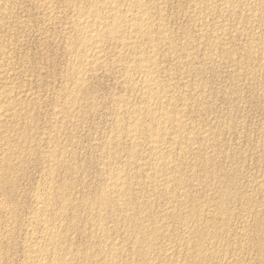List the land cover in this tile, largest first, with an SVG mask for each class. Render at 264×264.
<instances>
[{"label": "rangeland", "instance_id": "obj_1", "mask_svg": "<svg viewBox=\"0 0 264 264\" xmlns=\"http://www.w3.org/2000/svg\"><path fill=\"white\" fill-rule=\"evenodd\" d=\"M12 1H13V5L11 4L12 3ZM14 1H16V2H14ZM18 0H10V1H8L7 3H9L10 2V4L12 5H10L11 7H12V9H11V7H9V5H7L8 7H7V11H9V12H7L6 11V15L4 14V15H2L3 16V18H2V16L0 17V20H1V18H2V21L4 22H0V46L1 45H3L5 42V44H4V46H1L0 47V59L1 58H3L4 56H7V57H4L3 59H1L0 61V66H1V68L0 69H2V67L6 64V61L4 62V60L6 59L7 61H9V62H7V67H6V65L3 67L4 69L3 70H6V71H8V73L6 72V75H8V76H6V75H2L3 77H1V84L4 82V83H7L8 82V84L10 85V87L11 86H15L14 88L13 87H11V88H13L12 89V95H14V98H15V96H16V100H17V98H18V100H17V102L15 103V99L14 98H12L13 96L12 95H10V101H9V99H7L6 101H9L11 104L13 103V107H11V108H16V104H17V106L20 108H16V109H14V110H16V112H17V110H18V113H16L15 111H13V109H11L10 111L12 112L11 114H10V111H7L6 112V115L4 116V117H2V118H5V119H3L2 120V118L0 119V132L3 134V135H1L0 134V136H2V137H0L1 139H0V151L2 152V150H3V152L5 153V154H7L9 151L11 152H9L10 153V155H11V157L10 158H12V157H14L15 155H16V151H18V152H22V150H24V148H25V150L24 151H27L28 150V152H22V153H19V154H17L18 155V158L20 159V157H25V158H27V159H29V160H32V161H30V163L32 162L33 164H30L29 163V160H25V158L22 160V159H20L21 161H22V164L23 165H25L27 162V167H29V168H27L26 169V167H25V169H24V166L23 167H21L22 166V164H21V161H19V159L18 158H15V157H17V155L14 157V158H12V159H10V161L11 162H15V164L14 163H11L10 162V164L11 165H9V167H8V169L11 171H9L8 169H7V167L6 166H4V165H1L0 164V174H2V175H0V176H4V178H8L7 180L6 179H4L3 178V182L2 181H0V183L2 182L3 184H7V185H9V186H6V185H3L2 183V185H0V188H1V186H4L3 187V190L1 191V189H0V199L3 197V196H5V195H10L9 193H11V190L14 192H12L11 193V195H10V197H9V199H7L8 198V196H5V197H7V198H5L4 197V200L3 199H1L0 200V209L1 210H4L3 212L2 211H0V213H4L3 215L2 214H0V219H1V217H3L1 220H0V225H1V231H2V233H1V235H0V246L2 247H0V255L2 256V257H0L1 259H0V262L1 261H3L4 259V263L2 262V263H0V264H9V263H7L6 262V260L7 261H9L10 262V264H25V263H27V262H25V261H28L29 260V257L27 256V254L25 253V251H23L24 250V248L23 247H25L26 245H29L32 241H30V240H34V238H35V236H36V234L37 235H39L41 232V227L40 226H37V224H36V222H37V219H34V218H36L37 217V215L39 216L38 218L39 219H44L46 216V218H49L51 221H50V223H51V225H53V221L54 222H56V224L58 223V222H60V220L62 219V220H64V222L63 223H58V224H60V225H62V227L63 228H61V226L60 225H58V227L60 228V229H58V227H57V225L54 223V225H56V228L58 229V231H60L61 229V231L60 232H62L63 230H64V237H65V239L63 240V246L65 247V248H68V250H72V251H68L69 253H70V256H72V259H74V255L75 254H77V252L80 250H82L81 252L82 253H86V254H90L91 252V254H90V256H92L93 254L95 255L96 253H97V251L100 249V245H97L96 246V242L98 243L99 241H98V238H99V235H101V233L99 232H97V230H94L92 227H91V224H92V222L94 221V218H95V215H96V213H93L92 211H88V209H89V204H88V202L86 201V199L87 198H89V196H91V198H89V199H93L94 197V195H96L97 194V192H98V190L97 189H99L100 190V188H102L104 185H101L102 187H100V186H97V185H99V184H97V183H101L102 181H104L103 183L105 184V183H107V181H106V173H108V165H109V167H110V169H112V171L115 169V171L117 170V169H122L123 170V174L125 173V177H126V179H130L129 180V182H128V180H127V182H128V184L129 183H131L129 186L131 187H129L128 186V192H126L125 194H124V199H125V205L126 206H122V208H121V206L120 205H118L117 203H116V205L117 206H120V207H116V205L114 204V206L117 208V209H120V211L121 212H123L122 210H124V213H122L121 214V212H119V210H116V208L115 207H111L110 209H108L106 212L108 213V215L110 214V216L111 215H113V216H111L112 218H114V219H110L109 221H107V224H106V226L109 224V226L107 227V228H109V229H107V230H109L108 232L110 233L109 235H108V244L110 243V242H113V238H114V241L116 242V240H117V242L116 243H114L115 244V246L117 247V249L119 250L118 252H120L121 253V255L120 256H122V257H120V258H122L123 259V261H122V259H120L121 261V264H123V262H125V264H127L129 261H130V258H131V260L133 259V260H135V261H130L128 264H146V262L148 263V261L149 260H151V262L149 261V263L148 264H163V263H165V264H170V263H172V261L174 262V263H180V264H183V262H187L186 264H188L189 262L191 263V264H197V262H198V264H203L202 262H201V260H204L203 262H204V264H221V261H223V263L222 264H224L225 263V260H226V263L228 264H242V262L243 263H245V264H254V263H256V264H260V263H262L263 264V261H264V246H262V248H260L261 249V252L258 250V247H259V245L258 244H263L264 245V218H263V216H264V146H262V145H264V134L262 133V132H264V98L262 99V97H264V85H262V83L264 84V80L262 79V78H264V69H263V67H264V43H262V42H264V39H262V38H264V2H263V0H262V3H263V5L261 4V0H259V1H256V0H254L255 2H260V3H258V4H256L253 0H236L237 2H235V0H234V2H232V0H221V1H219V0H212V2H214V7L213 6H211V3L212 2H210L211 0H206V2L207 3H205L206 5H204V4H202L201 2H205V0H165V1H167L166 3L169 5L170 4V7L168 6V5H166V3H165V5H164V14H165V17H166V21H165V23H166V27L168 26V30L170 31V35H171V37L172 38H176V39H173L174 41H175V44H176V48H175V52H171V51H169V49L168 48H165V47H163V48H161V51H160V53L162 54H160V56L158 57V61H160L161 62V64H160V62H159V67H158V71L159 72H157L156 73V75H157V78H161L160 80L161 81H163V83L164 84H167L168 82L169 83H171L172 84V80H173V84L175 85V83H176V86L174 87V85L172 84H170L171 86H173V88H174V90H176L175 92H173V94L175 93V95H176V97H175V95H174V97L177 99V101H176V103H177V105L179 106L180 105V103H181V101H182V104L180 105V106H182V107H180L181 109H182V116H183V119L185 120L186 119V122L184 121V127H183V130H182V133L184 134V132H186V130L189 132H187V133H185V134H187L186 136H188L189 135V137H190V140H188L187 138H186V136L185 135H183V137H184V140L183 139H181V143H178V145L176 144V145H174V148H173V146H172V148L173 149H171L170 148V150L169 149H165V152H167L170 156L169 157H172L171 158V160H173V162L175 163H173V165L174 166H176V167H178V169L177 168H175V170H173L174 172L173 173H177V175H175V178L174 179H172L173 178V176H174V174H173V176H172V171L171 170H169L168 171V169H162L161 170V179H160V181L162 182L163 180H165V182H166V184H164L165 186H163V185H160V182H159V180H158V183L156 184H154V185H152L150 182H148L147 180H142V179H146V174H147V172L149 171L150 173L152 172L151 170H149V169H147L148 168V166L146 167V165H144V164H147V163H150V162H148V161H150V157H148L149 156V151H148V146H145V145H143L142 146V144H141V142L143 143V141H142V139H140L141 140V142H140V147H137L136 149H134V150H132V149H130V147L129 146H131L130 144H128V143H130V140L129 139H127V136L125 135V133H123V132H125L126 130L124 129L126 126H127V122H125V121H121V123L119 124V125H122L123 123H126L125 124V126L124 125H122V126H119V128L118 129H121V130H119V132H118V130H114L115 128H116V125H117V123H113V129L110 127V125H112V121L113 120H115V121H113V122H117V117H118V113H119V115H122V120H127L128 121V118H129V112H127V113H125V111H123V113L121 114V112L122 111H120V110H118L117 108L118 107H116L115 108V106H119L120 105V103H119V101H118V99L120 100V97H121V99H131V101L130 100H128V103H130L131 102V104H139V101H141L139 98H140V95H139V92H138V94L136 95V98H135V94L137 93V90H136V92H132L130 89H128V88H126L125 89V87H128L127 85L128 84H126V82H125V80H124V77H122V75H121V64L119 63V65H118V63L116 62L115 63V60H114V54H113V52H112V54H111V51H110V53H108V51L109 50H106V52H105V57H104V59H103V61H104V65H105V63H106V65L105 66H103V65H97L96 67H94V71L93 70H91V71H88L87 73H84V75H85V83L87 84V82H88V84H87V86H86V84L85 85H83V89L84 90H86L85 92H84V90L83 89H81L78 93H77V96H78V98H81L83 95L84 96H86L88 93H89V99H85V98H88V95H87V97H85V98H81V102H82V100H83V102L81 103L80 101H78V98H77V96H76V104H74L73 106H68L67 108H66V106L67 105H63V108L66 110V111H64V109L62 108V103L64 104L65 103V100H64V98H66L65 96H67V87H73L74 85L73 84H71V83H69V86H67L68 85V82L69 81H71L72 82V78H71V75L73 74V72H72V67H71V65L69 66V65H65V63L68 61V62H70L71 64H72V62H73V55H72V58H71V54L69 53V51H67L68 49V43H69V41L68 40H70L71 38L70 37H73L72 36V34L74 33V32H72V23L70 24V22H72V17H73V11H71L72 10V7H70V6H68V5H66L67 4V2L69 1V0H66V2L64 1V0H54V1H50V3H49V5H47L46 7L45 6H43V5H41L40 3H38V2H40L39 0H34V2H33V0H27V2H26V0H25V2L27 3H25V2H22V0H20V1H18V2H21L20 4L17 2ZM24 1V0H23ZM31 1V2H30ZM36 1H38V2H36ZM62 1V2H61ZM75 1V2H74ZM174 1V2H173ZM249 1H250V3H249ZM28 2L30 3V4H32V5H29L28 4ZM36 2V4H34V5H37V3H38V6H34L33 5V3H35ZM71 2H73V3H77L78 4V2H82V0H70L68 3H71ZM170 2V3H169ZM182 2H183V4H182ZM190 2V3H189ZM210 3V5H209V3ZM229 2H231V3H233V5L231 4V3H229ZM241 2H243V4H241ZM246 2H248V5H244ZM252 2V3H251ZM14 3H17V4H14ZM23 3H25V5L23 4ZM61 3V4H60ZM64 3H65V5H64ZM176 3V4H175ZM188 3V4H187ZM202 5V7L204 6V9L202 8V10H200L201 8V5ZM216 3V4H215ZM52 4H53V8H55V12H56V14L60 17H58L55 13H54V9H52ZM63 4V5H62ZM72 4V3H71ZM173 4H175V5H177V6H173ZM179 4V5H178ZM194 4V5H193ZM196 4H198V5H196ZM229 4H230V6H231V8H233V9H235V10H233L234 12L232 13V10H231V8H229L230 6H229ZM234 4H236V6L234 5ZM240 4H241V6H240ZM247 4V3H246ZM256 4V5H255ZM16 5V6H15ZM21 5V6H20ZM58 6V5H60L58 8H60V9H57V7H54V6ZM172 5V6H171ZM187 5V6H186ZM212 5H213V3H212ZM218 5V6H217ZM228 7H227V6ZM250 5V6H249ZM252 5V6H251ZM257 5H261V6H259L258 8H257ZM34 6V7H33ZM50 6H51V9H50ZM67 6V7H66ZM215 6H216V8H215ZM244 6V7H243ZM256 6V7H255ZM14 7V8H13ZM18 7V8H17ZM24 7V8H23ZM28 7V8H27ZM31 7V8H30ZM38 7V8H37ZM43 7V8H42ZM63 7V8H62ZM66 7V8H65ZM71 8V9H69V8ZM165 7H167V8H171L170 10H168V9H166ZM176 7V9H174V8ZM181 7H183L184 9H182ZM189 7H191V8H189ZM217 7H218V9H217ZM228 8L229 10H226V11H229V12H227V13H225L226 11H225V9L226 8ZM235 7V8H234ZM239 7H243L242 9L240 8L239 10H238V8ZM248 8V9H250V10H248V9H245L244 10V8ZM253 7H255V9L253 8ZM15 8H16V10H15ZM24 10H23V9ZM33 8V9H32ZM42 8V10H40V9ZM47 8H49V10L50 11H52L54 14H55V17L54 18H57L58 17V20L59 19H63V21H65V22H63L62 20L61 21H58V22H56V20L54 21L53 19V21L52 20H48L49 21V23L51 24H49L48 23V21H47V19L45 20L44 19V15H42V14H45L44 13V11L45 12H47V11H49ZM185 8H186V11H185ZM187 8H189V9H187ZM198 10H196V9ZM206 8V9H205ZM211 8V9H210ZM214 8V9H213ZM237 8V9H236ZM9 9V10H8ZM19 9V10H18ZM20 9H21V11H20ZM28 9V10H27ZM36 11H35V10ZM47 9V10H46ZM67 9V10H66ZM179 9L182 11L183 10V12L186 14V16H185V14H183V12H181V11H179ZM194 9V11H193V13L191 14V12H192V10ZM208 9V10H207ZM224 11H223V10ZM260 11H259V10ZM17 10L19 11V12H17ZM23 10V11H22ZM33 10H34V12H33ZM62 10V11H61ZM63 10H64V12H63ZM166 10H168V11H170L169 13H167L166 12ZM176 10V11H175ZM196 10V11H195ZM206 10V11H205ZM217 10V11H216ZM223 12H222V11ZM252 10V11H251ZM255 10V11H254ZM14 11H16V12H14ZM40 11H42V12H40ZM66 11H68V12H66ZM69 11H71V15L69 14ZM188 11V12H187ZM190 11V12H189ZM201 11V12H200ZM209 12V14H208V12ZM212 11V12H211ZM221 11V12H220ZM237 11H239V12H237ZM245 13H244V12ZM13 12V13H12ZM24 14V15H22V13ZM29 13V14H27V13ZM32 12V13H31ZM36 12V17H35V15H33L34 13ZM181 12V13H180ZM196 12V13H195ZM198 12V13H197ZM204 12H206V13H204ZM238 14H237V13ZM242 12H243V14H245V15H243L242 14ZM251 12H254L255 13V15H254V13H252L251 14ZM261 12V13H260ZM263 12V13H262ZM11 13H12V15L13 16H9V15H11ZM16 13V14H15ZM171 13V14H170ZM179 13V14H178ZM201 13H202V15L203 14H205V18H204V15L202 16L201 15ZM221 14V15H219V14ZM224 15H223V14ZM257 13V14H256ZM18 14V15H17ZM20 14V15H19ZM41 14V15H40ZM63 14V15H62ZM178 14V17L176 16ZM181 14V15H180ZM187 14H188V18H187ZM210 14H212V15H210ZM215 14V16L213 17V15ZM235 14V15H234ZM239 14H241V15H239ZM249 14L251 15L250 17H249ZM16 15V16H15ZM40 16V18H39V16ZM68 15H70V17L71 18H69L68 17ZM170 15H173L171 18L169 17ZM195 16L196 15V17H194V18H192L193 16ZM200 15V16H199ZM207 15V16H206ZM229 15H230V17H229ZM261 16L260 18H259V16ZM7 16H9L8 18H7ZM20 16V19L18 18ZM24 16V17H23ZM63 16V17H62ZM176 16V17H175ZM183 16V17H182ZM217 16V17H216ZM227 16H228V18H227ZM241 16V17H240ZM255 16V17H254ZM12 17H14L15 18V20H13L14 18H12ZM28 17V18H27ZM66 17H68L67 19H65ZM169 17V18H168ZM176 18V19H173V18ZM181 17H182V19H181ZM198 17V18H197ZM210 17V18H209ZM219 17H221V18H219ZM225 17V18H224ZM246 17H248L249 19L251 18H253L254 20L256 19V17L258 18V19H256V21L254 22V20L252 21V20H249L248 18H246ZM42 19L43 18V20H35V19ZM168 18V19H167ZM200 18H204V22L202 23V25L200 24V22H198L199 21V19ZM207 18V20H205ZM213 18V19H212ZM225 19V21L223 20V19ZM232 18V19H231ZM238 18V19H237ZM246 19V20H244V19ZM262 18V19H261ZM10 19H12V21H10L11 22V25H10V22L8 23V21L7 20H10ZM24 19H26V21H25V24H24ZM173 19V20H172ZM189 19V20H188ZM194 19V23L192 22V20ZM197 19V20H196ZM212 20V21H209V20ZM218 19H219V21H218ZM222 19V20H221ZM227 19H228V21H227ZM242 19V20H241ZM259 19H261V20H259ZM18 20H20L21 22L20 23H18ZM29 20H31V21H29ZM71 20V21H70ZM198 22H196V21ZM215 20H217V22L215 21ZM230 20V21H229ZM244 20V21H243ZM33 21V22H32ZM44 21V22H43ZM170 21H172V23L170 22ZM177 21V22H176ZM211 23V24H213L212 26H211V24L209 23V22ZM227 21V22H226ZM240 23H239V22ZM248 21V22H247ZM250 21H252V22H250ZM38 22V23H37ZM41 22V23H40ZM47 22V23H46ZM69 22V23H68ZM191 22L193 23V25L194 26H192V24H191ZM214 22H216V24L214 23ZM226 22V23H225ZM242 22V23H241ZM254 22V23H253ZM257 22V24H255ZM259 22H262L263 24H261V23H259ZM13 23V24H12ZM18 23V24H17ZM30 23V24H29ZM35 23H37L36 25H35ZM59 23H60V25H59ZM66 23V24H65ZM169 23V24H168ZM190 23V24H189ZM218 23V24H217ZM219 23H220V25H219ZM221 23H225L224 25L223 24H221ZM236 25H235V24ZM5 24H6V26H9V27H6L5 26ZM8 24V25H7ZM16 24V25H15ZM33 24V26H31ZM42 24V25H41ZM45 24V25H44ZM49 24V25H48ZM52 24H54V25H52ZM57 24V25H56ZM68 24L70 25V26H68ZM171 24V25H170ZM188 26H187V25ZM197 24H198V26H197ZM203 24H207V26H205V25H203ZM226 24L228 25V26H226ZM14 25V26H13ZM20 25H22L23 26V28H21L22 26H20ZM24 25H25V27H26V29L24 28ZM40 25V26H39ZM44 25V26H43ZM47 25V26H46ZM62 25H64V27L62 26ZM223 25V26H222ZM232 25L233 26H236V27H233L232 28ZM238 25H239V29H238ZM16 26H20V27H18V28H16ZM39 26V27H38ZM42 26V27H41ZM48 28H50V30H51V32L47 29L46 30V27ZM54 26H55V31L56 30H60V31H56V33L54 32ZM57 26V27H56ZM60 26H62V27H60ZM66 26V27H65ZM178 26V27H177ZM183 26V27H182ZM196 26V27H195ZM240 26H242V27H240ZM248 26V27H247ZM3 27V28H2ZM6 27V28H5ZM12 27V28H11ZM15 29H14V28ZM69 27L72 29H69ZM173 27V28H172ZM181 27L184 29H181ZM185 27V28H184ZM191 27V28H190ZM195 29V31H194V29ZM199 27V28H198ZM201 27H203V28H201ZM205 27V28H204ZM224 27V28H223ZM259 27V28H258ZM10 28H11V30H10ZM45 28V29H44ZM60 28V29H59ZM68 28V29H67ZM190 28V29H189ZM207 28V29H206ZM211 28H212V31L214 32H212L211 31ZM235 28V29H234ZM241 28V29H240ZM4 29H5V31L6 32H4ZM8 29V30H7ZM18 29V30H17ZM21 29V30H20ZM30 29V30H29ZM42 29H44V30H42ZM62 29H63V31L64 30H66V31H68V32H63L62 31ZM172 29V30H171ZM176 29H177V31H176ZM181 31H180V30ZM193 29V30H192ZM199 31H198V30ZM203 29V30H202ZM217 29H219V30H217ZM227 31H226V30ZM230 29H232V30H230ZM238 29V30H237ZM245 29V30H244ZM253 29V30H252ZM256 31H255V30ZM16 31V33H14L15 31ZM69 30H71L70 31V33H69ZM189 30H191V31H189ZM204 30H207L206 31V35L208 36V38H210V39H208L207 38V36L206 35H204L205 34V32H204ZM208 30H210V31H208ZM225 30V31H224ZM228 30H230L229 31V33H228ZM235 30H236V33H235ZM240 30V31H239ZM243 30H244V32H243ZM248 30V31H247ZM259 32H258V31ZM11 31V32H10ZM22 31V32H21ZM25 31V32H24ZM29 31V32H28ZM37 31V32H36ZM45 31H46V33L48 34H46L45 33ZM52 31H53V33H52ZM182 31H184V33L182 32ZM189 31V32H188ZM223 31V32H222ZM261 31V32H260ZM7 32H10V33H7ZM21 32V33H20ZM34 32V33H33ZM43 32V33H42ZM48 32H50V33H48ZM72 32V33H71ZM176 32V33H175ZM183 34H181V33ZM188 32V33H187ZM190 32H192V33H190ZM204 32V33H203ZM215 32H217V33H215ZM243 32V33H242ZM1 33H3V34H1ZM13 33V34H12ZM51 33H52V35H51ZM57 33L60 35V37L59 36H57ZM65 36V37H63V35ZM173 33V34H172ZM185 33H187V34H185ZM194 33H195V35H194ZM200 33V34H199ZM226 35H225V34ZM238 33V34H237ZM248 33V34H247ZM8 34V35H7ZM17 34V35H16ZM41 36H40V35ZM56 34V35H55ZM71 34V35H70ZM180 34H181V38H180ZM211 34V35H210ZM218 35L219 36V38L218 39H215L214 38V36H212V35ZM235 34V35H234ZM242 34V35H241ZM253 34V35H252ZM259 34V35H258ZM9 35H11V36H9ZM14 35H16V38H14L13 37V39L14 40H12V36H14ZM44 35V36H43ZM192 36V38H191V36ZM194 35V36H193ZM202 35V36H201ZM204 35V36H203ZM237 35H239V36H237ZM248 35V36H247ZM4 36H5V38H4ZM47 36V37H46ZM70 36V37H69ZM198 36H199V38H198ZM206 36V37H205ZM229 36V37H228ZM249 36H251L252 38H254V39H252L251 37H249ZM255 36V37H254ZM257 36V37H256ZM260 38H259V37ZM262 36V37H261ZM11 39H10V38ZM20 37H21V39H20ZM42 37V38H41ZM50 37V38H49ZM55 37V38H54ZM59 37V38H58ZM190 37V38H189ZM203 37V39H201V38ZM4 38V39H3ZM179 38V39H178ZM183 38V39H182ZM199 39V41H198V39ZM205 38H206V40H205ZM222 40H221V39ZM231 38H233V39H231ZM251 38V39H250ZM256 38H257V40H256ZM3 39V40H2ZM6 39V40H5ZM64 39H65V41H64ZM192 39V40H191ZM225 39H226V42H225ZM4 40H5V42H4ZM8 40V41H7ZM22 40V41H21ZM48 40V41H47ZM180 40V41H179ZM186 40H187V42H186ZM194 40V41H193ZM197 42H199V44L200 45H198V43H196V41ZM200 40H201V43L203 44L204 43V45H202L201 43H200ZM208 40H209V42H208ZM210 40H212V41H210ZM220 40V41H219ZM251 40V41H250ZM256 40V41H255ZM2 41V42H1ZM10 41L11 42H15L14 44L16 45H14L13 43H10ZM63 41H64V43H63ZM182 41V42H181ZM183 41H185L186 43H188L189 44V46H187L186 48L184 47L185 45H188V44H186V43H184ZM203 41V42H202ZM207 41V42H206ZM224 42L225 44H223L222 42ZM227 41H229V42H227ZM231 41H233V42H231ZM65 42H68V43H65ZM178 43V45H177V43ZM190 42H191V44H190ZM193 42L195 43V46H194V44H193ZM236 44H235V43ZM11 45L12 44V46L10 47L9 46V44ZM180 43V44H179ZM181 43H182V46H181ZM184 43V44H183ZM212 43V44H211ZM228 43H234V44H232V45H229ZM239 43V44H238ZM259 43H261L260 45L262 46H260L259 45ZM56 44V45H55ZM66 44V47H64V45ZM197 44V45H196ZM209 44V45H208ZM215 44H217V47L215 46ZM245 44V45H244ZM263 44V45H262ZM5 45H8V46H5ZM184 45V46H183ZM207 45V46H206ZM213 45V46H212ZM240 45H244L243 47L242 46H240ZM247 45H249V46H247ZM253 45V46H252ZM259 45V46H258ZM210 46V47H209ZM234 46H237L238 47V50H241V48H242V52L241 51H239L238 53L236 52V48L237 47H234ZM241 48H240V47ZM251 46H252V48H251ZM2 47H4V49L2 48ZM10 47V48H9ZM14 47V48H13ZM17 47V48H16ZM206 47V48H205ZM232 47H234V49L232 48ZM248 47V48H247ZM249 47H250V50H249ZM253 47H255V48H253ZM257 47V48H256ZM258 47H260V48H258ZM2 48V49H1ZM6 48H8L9 50H7ZM11 48L13 49V50H15V53H14V51L12 50V54H11ZM165 48V49H164ZM177 48H179V49H177ZM190 48V49H189ZM217 50V51H215V49ZM228 49V52H227V49ZM229 48H230V50H229ZM246 50H245V49ZM263 48V49H262ZM7 50V52L8 51H10V53L9 54H11L10 56H9V54L6 52V50ZM65 49V50H64ZM163 49H164V51H163ZM167 49V50H166ZM177 49V50H176ZM184 51H183V50ZM187 49V50H186ZM189 49V50H188ZM207 49V50H206ZM213 50V52H212V50ZM226 51H225V50ZM253 49V50H252ZM255 49V50H254ZM256 49H261V50H256ZM3 50H4V52H3ZM64 50V51H63ZM168 52V53H166V51ZM179 50H182L183 52H185L184 54V56L185 57H183V53L181 52V51H179ZM206 50V51H205ZM219 50V51H218ZM235 50V51H234ZM237 50V51H238ZM247 50H249V51H247ZM173 51V50H172ZM187 51V52H186ZM189 51H191V52H189ZM204 52L203 53V55H202V53L201 52ZM215 51V52H214ZM232 51V52H231ZM234 51V52H233ZM245 51L246 52H249V53H247V54H245L244 55V53H245ZM251 51V52H250ZM263 51V52H262ZM1 52H3V53H1ZM64 52V53H63ZM66 52H67V55H68V57H67V55H66ZM164 52L166 53V55L164 54ZM194 52V53H193ZM198 52V53H197ZM200 52V53H199ZM219 52V53H218ZM225 52H227V53H225ZM244 52V53H243ZM261 52H262V54H261ZM169 53H170V55H172V56H170L169 55ZM178 53V55H176ZM180 53V54H179ZM193 54L192 55V57H190L191 55L190 54ZM205 53H207L206 54V57H204L205 56ZM216 53V54H215ZM217 53L219 54V56H221V57H219V56H217ZM222 53H225L224 55L222 54ZM235 53V54H234ZM237 53V54H236ZM3 56H2V55ZM4 54H6V55H4ZM13 54H14V57H13ZM163 54H164V56H163ZM187 54H189V55H187ZM194 54H196V55H194ZM221 54V55H220ZM233 54H234V57L235 56H237V58H234L233 57ZM254 56H253V55ZM258 54V55H257ZM260 54V55H259ZM20 55H21V57H23V55L25 56L24 58L26 59V57H27V59L26 60H23L22 61V59H24V58H21L20 57ZM63 55V56H62ZM67 57V58H69V59H71V61L68 59V60H66L67 58H65V56ZM70 55V56H69ZM167 55H169V57L167 56ZM174 55V56H173ZM209 55V56H208ZM211 55V56H210ZM214 57H213V56ZM217 57H216V56ZM242 55H244L243 57H242ZM249 57V55H250V57L248 58L247 56ZM261 55H262V59L263 60H261L260 59V57H261ZM16 56H18V58L16 57ZM109 56V57H108ZM112 56V57H111ZM165 58L164 59V61H163V57ZM167 56V57H166ZM177 56V57H176ZM194 56V57H193ZM196 56V57H195ZM200 56V57H199ZM238 56L240 57V58H238ZM256 57L257 59L255 60L253 57ZM162 58V60H161V58ZM182 59H181V58ZM192 58V59H187L186 60V58ZM209 57V58H208ZM247 59H252V61L251 60H246L245 58ZM8 58H10V59H8ZM12 58V59H11ZM14 58V59H13ZM29 58V59H28ZM63 58V59H62ZM110 58V59H109ZM111 58L114 60H111ZM170 60H169V59ZM172 58V59H171ZM194 58H198L197 60H193ZM211 58L212 59H214V60H212L211 61ZM228 58H229V60H228ZM15 59H16V61H17V64H15L16 62H15ZM106 59L108 60V62L106 61ZM166 59H167V61L169 62H166ZM218 59H220V60H218ZM225 59V60H224ZM228 61H227V60ZM255 60V62H254V60ZM13 61V63H11L12 61ZM27 60H29V62L27 61ZM62 60V61H61ZM65 60V61H64ZM171 60H172V62L173 63H171ZM181 60H183V61H181ZM185 60V61H184ZM201 60H202V62H203V64H205V65H207V67L206 66H204L202 63H201ZM216 60V61H215ZM218 60V61H217ZM233 60V61H232ZM19 61V62H18ZM33 61V62H32ZM54 61V62H53ZM112 61V62H111ZM190 61V62H189ZM200 61V62H199ZM208 63H207V62ZM210 61H211V63H210ZM215 61V62H214ZM219 61H222L221 62V64L219 63ZM251 61V62H250ZM262 61H263V63H262ZM2 62H4V63H2ZM21 62H23V63H21ZM67 62V64H70V63H68ZM162 62L164 63L163 65V67H162ZM188 62V63H187ZM200 64H199V63ZM217 62H218V64H217ZM225 62H226V64H225ZM227 62H231V63H233V65L231 66L229 63V65L227 64ZM237 62V63H236ZM246 62V63H245ZM254 62V63H253ZM260 62V64H257V63H259ZM2 63V64H1ZM12 65H11V64ZM20 63V64H19ZM26 63V64H25ZM29 63V64H28ZM31 63H33L34 64V66L35 65H37V64H35V63H38L39 65H37V66H35L36 67V69H35V71L33 70L34 69V66H32L33 64H31ZM55 63V64H54ZM111 63L113 64L114 63V65H113V67H110V66H112L111 65ZM171 63V65H169ZM176 63V64H175ZM192 63L194 64V63H196V64H194V65H192ZM216 63V66L218 67H216V66H214V64ZM241 63H243V64H241ZM254 65H252V64ZM22 64H24L23 65V68L21 67L22 66ZM31 64V66L33 67V69H32V67L31 66H29ZM41 64V65H40ZM43 64V65H42ZM100 64H102V63H100ZM110 64V65H109ZM169 66H168V65ZM176 66H175V65ZM177 64H178V66H177ZM213 64V66H211V65ZM237 64V65H236ZM239 64H240V66H239ZM247 64H248V66H247ZM252 66V68H251V66ZM3 65V66H2ZM8 65H11V66H14L15 65V67H12V69L13 70H11L10 69V67H8ZM27 65V66H26ZM63 65H65V67L63 66ZM118 65V66H117ZM168 67H170V66H172V67H170V69L172 68H174L173 70H175V68L176 67H178L180 70H178V68H176L177 70H178V72L175 70V72L173 71V72H171L172 70H170L169 68H166L167 66ZM192 66L193 68L195 67V70H193V68L192 67H190V66ZM197 65H202V66H197ZM223 65V66H222ZM244 65V66H243ZM246 65V66H245ZM262 67H261V66ZM25 66H26V69H25ZM39 66V67H38ZM107 66H109V67H107ZM118 67V69L116 68V67ZM120 66V67H119ZM174 66V67H173ZM186 66H188L187 68H185ZM229 66V67H228ZM231 66V67H230ZM235 68H234V67ZM236 66H238L239 67V69L236 67ZM243 66V67H242ZM19 69V68H21V70L19 69H17V68ZM63 67V68H62ZM66 67H68V68H66ZM98 67H99V69H98ZM106 67V68H105ZM197 67V68H196ZM203 67V68H202ZM213 67H215V68H217V69H215V68H212ZM228 67V68H227ZM246 67H247V71L245 72V70H246ZM257 67V69L258 70H260L259 72H258V70H257V73L255 72H253V71H255V68ZM29 68H31V70L32 71H30L29 70V72H28V74L27 73H25V72H27V70L29 69ZM95 68H96V70H95ZM102 68V69H101ZM104 68V69H103ZM113 68H115V69H113ZM120 68V69H119ZM161 68H163V69H165V71H162L161 70ZM182 68H183V70H182ZM211 68V69H210ZM230 68V69H229ZM244 68H245V70H244ZM262 68V69H261ZM14 69L15 70H17L18 72H20V73H17V71L15 72L14 71ZM42 69V70H41ZM43 69H44V71H43ZM107 69H110V72H112V73H108V70ZM160 69V70H159ZM169 70V71H166V70ZM197 69V70H196ZM224 69V70H223ZM228 69V70H227ZM249 69H250V72L253 74H251L250 72H249ZM251 69H253L252 71H251ZM24 70V71H23ZM41 71V72H38V71ZM63 70H65L64 72H63ZM69 70H71V71H69ZM104 70H105V73H104ZM111 70H113L115 73H113V71H111ZM119 70V71H118ZM193 70V71H192ZM236 70V71H235ZM238 70L241 72V71H243V72H241V73H239L238 72ZM9 71H10V73H9ZM12 71H14V72H12ZM37 74L36 76H35V73ZM66 71L69 73H66ZM98 71V72H97ZM103 71V72H102ZM160 71H162V72H160ZM180 71V72H179ZM183 71V72H182ZM222 71V72H221ZM0 72H2V70L0 71ZM22 72V73H21ZM65 73V74H63V73ZM91 72V73H90ZM94 72H96L97 74H95ZM120 72V73H119ZM168 73V72H170L171 74H167L168 75V77L170 78V77H175L174 79L172 78V79H170V81H169V78L166 76V73ZM176 72L178 73V74H176ZM247 73V74H245V73ZM261 72V73H260ZM12 73V74H11ZM19 74V76H20V78L21 79H23V77H24V79L22 80V81H24V85H23V82L21 83V79L19 78V76L17 77V75ZM34 73V74H33ZM60 73H62V74H60ZM71 73V74H70ZM88 73H90V75H94L95 76V78H94V76H90ZM160 73H162V74H164V77H163V75L162 74H160ZM238 73L240 74V75H238ZM250 73V74H249ZM21 74L23 75V74H25V76H22L21 77ZM59 74V75H58ZM109 74V75H108ZM111 74V75H110ZM114 74V75H113ZM116 74H120V75H116ZM173 74H176V75H174V76H172ZM187 74V75H186ZM245 74V75H244ZM249 74V75H248ZM258 74V75H257ZM260 74V75H259ZM10 75V76H9ZM38 75H39V77H38ZM69 75H70V77H69ZM84 75H83V77H84ZM90 77H89V76ZM106 75V76H105ZM160 75V76H159ZM181 75V76H180ZM190 77H189V76ZM195 75V76H194ZM235 75V76H234ZM252 75V76H251ZM254 75H256V76H254ZM18 78V79H20V80H18L16 77ZM28 78H27V77ZM31 76H33V78L34 77H37L38 78V82L37 81H35V79H37V78H32ZM48 76V77H47ZM49 76H50V78H49ZM58 76H60V77H58ZM63 76H64V78H63ZM65 76H67V77H65ZM100 76V77H99ZM102 76V77H101ZM112 76H114V77H112ZM116 76H117V78H116ZM178 76H180V79H179V77ZM185 77V80H187L188 81V79L189 80H192V82L193 83H191V81H185L183 78ZM188 76V77H187ZM199 76V77H198ZM207 76V77H206ZM236 76H240L239 78L238 77H236ZM248 76H251L250 77V79H249V77ZM257 76H258V78H257ZM260 76V77H259ZM9 77V78H8ZM13 77V79H11ZM31 78V80H30V78ZM51 77H53V78H51ZM57 77V78H56ZM70 78V80H69V78ZM89 77V78H88ZM99 77V78H98ZM119 77L121 78L122 77V79H119ZM164 79H163V78ZM186 77L188 78V79H186ZM201 77V78H200ZM233 77V78H232ZM236 77V78H235ZM246 77V78H245ZM255 77H256V79H255ZM16 78V79H15ZM40 78V79H39ZM60 78V79H59ZM62 78V79H61ZM67 78V79H66ZM115 78V79H114ZM192 78V79H191ZM197 78V79H196ZM237 78L239 79V80H237ZM248 78V79H247ZM253 78H254V80H253ZM3 79H6V80H3ZM11 79V80H10ZM27 79V83H28V85H32V86H28V87H26L27 86V83L25 82V80ZM42 79V80H41ZM53 79V80H52ZM63 79H65V80H63ZM86 79H87V81H86ZM91 79V81H89ZM117 79V80H116ZM158 79V80H159ZM163 79V80H162ZM166 79H167V81H166ZM195 79V81L197 82V84H198V82H202V84H201V86H200V84H199V86L196 84V82H194L193 80ZM233 79V80H232ZM251 79L253 80L252 82H254L255 80V82L254 83H256L255 84V86H254V83H252L251 82ZM258 79H262L263 81L261 82L260 80H258ZM3 80V81H2ZM14 80L16 81V80H18V83L20 84H18V83H16V82H14ZM119 80V81H118ZM176 80H178L177 82H176ZM179 80H181V82H179ZM183 80V81H182ZM235 80H236V82H235ZM250 80V82H248ZM11 81H13L12 83H11ZM29 81H31V82H33V83H31V82H29ZM35 81V82H34ZM42 81V82H41ZM68 81V82H67ZM113 81V82H112ZM123 83H122V82ZM215 81V82H214ZM234 81V82H233ZM247 81V82H246ZM258 81V82H257ZM37 82V83H36ZM62 82H67L66 84L64 83H62ZM93 82V83H92ZM119 82V83H118ZM166 82V83H165ZM239 82V83H238ZM260 82V83H259ZM15 83V84H14ZM30 83V84H29ZM37 85H36V84ZM41 83V84H40ZM113 83H115V84H113ZM180 83H182V84H180ZM185 83V84H184ZM195 83V84H194ZM12 84V85H11ZM17 84V85H16ZM26 84V85H25ZM38 84H39V86H38ZM44 86H43V85ZM61 86H59V85ZM62 84V85H61ZM71 84V85H70ZM117 84V85H116ZM123 84H125V85H123ZM177 84H179V85H177ZM190 84H192V85H190ZM239 84V85H238ZM249 84H251V85H249ZM253 84V85H252ZM23 85V86H22ZM33 85L35 86L36 85V87H33ZM41 85V86H40ZM73 85V86H72ZM92 86V87H90L89 88V86ZM120 85H121V87H120ZM182 85H184V87H185V89L184 90H182L184 87L182 86ZM187 85V86H186ZM213 85V86H212ZM239 87H238V86ZM1 86V85H0ZM66 87V89H65V87ZM86 86V87H85ZM123 86H125L124 87V89L122 88ZM178 86H179V89H180V87H181V89L179 90L178 89ZM191 86V87H190ZM256 86H257V88H256ZM17 87V88H16ZM27 89H26V88ZM38 87V88H37ZM40 87V88H39ZM45 87V88H44ZM58 87H60V88H58ZM71 87H70V89H71ZM187 87H189L188 89H187ZM193 87V88H192ZM203 87H205V88H203ZM237 87H238V91L236 90L237 89ZM16 88V89H15ZM30 88V89H29ZM55 88V89H54ZM61 88H64L65 90H62ZM87 88V89H86ZM137 88H138V86H137ZM192 88V89H191ZM195 88H196V91H195ZM199 88H202L201 90H199ZM207 88V89H206ZM14 89L16 90V92L17 91H19V92H15L14 91ZM22 89V92L24 93H22L20 90ZM26 91H25V90ZM49 89V90H48ZM57 89V90H56ZM59 89V90H58ZM61 89V90H60ZM69 89V88H68ZM92 89V90H91ZM122 89V90H121ZM177 89L179 90L178 92H177ZM205 89V90H204ZM211 89V90H210ZM33 92H32V91ZM38 90V91H37ZM57 92H56V91ZM127 90H128V92H127ZM183 92H182V91ZM185 90H187V91H185ZM192 91L191 93L189 92V91ZM236 90V91H235ZM241 90V92L239 93V91ZM29 91V92H28ZM51 91V92H50ZM60 91V93L59 94H61L60 96H59V94H58V92ZM62 91H66V92H62ZM123 91V92H122ZM124 91L125 92H127V93H125L124 94ZM15 92V93H14ZM25 92H26V95H25ZM56 92V93H55ZM82 92H83V94H82ZM90 92H92V93H90ZM177 92V93H176ZM184 92H185V94L186 93H188L189 95H193L192 93H194V98H193V96L191 97V96H189L188 94H186V95H184ZM233 92H236V93H239V95H237L236 93H234L233 94ZM255 92V93H254ZM258 92V93H257ZM14 93V94H13ZM27 93L29 94H31V95H28L29 97H27ZM32 93H34V95L32 94ZM54 93L57 95V96H53L54 95ZM63 93V94H62ZM80 93V95H78ZM114 93V94H113ZM122 94L123 96H121L120 94ZM130 93V94H129ZM131 93H132V95H131ZM179 93V94H178ZM197 93H200V95L199 94H197ZM204 93H206V94H204ZM211 93V94H210ZM21 94V95H20ZM25 96V97H27V99L25 100V97H23V95ZM52 94V95H51ZM66 94V95H65ZM81 94H82V96H81ZM116 97L115 99L113 98V95ZM116 94H119L118 96H116ZM127 94V95H126ZM180 94H181V96H180ZM182 94H183V97H182ZM203 96H202V95ZM259 94V95H258ZM19 95V97H17ZM36 95L37 96H39V97H36ZM50 95V96H49ZM178 95V96H177ZM200 96V97H197V96ZM207 95H209V96H207ZM263 95V96H262ZM20 96H21V98H20ZM59 96V97H58ZM63 96V97H62ZM130 96H132V97H130ZM180 96V97H179ZM185 96H187V97H185ZM253 96V97H252ZM255 96V97H254ZM35 99H33V98ZM37 99H36V98ZM43 97V98H42ZM45 97V98H44ZM53 99H51V98ZM57 97H58V100L60 99V102H61V105H60V103H57L58 102V100H57ZM61 97V98H60ZM118 97V98H117ZM183 98V100H182V98ZM190 97V98H189ZM201 97H202V99H201ZM209 97V98H208ZM259 97V98H258ZM24 98V99H23ZM40 98V99H39ZM54 98H56L55 100H54ZM62 98H63V100H62ZM92 98H94V99H92ZM133 98H135V99H133ZM181 98V99H180ZM185 98V99H184ZM192 98H193V100H192ZM197 98V102H199L198 104H196V101H195V99ZM12 99H13V101H12ZM39 99V100H38ZM43 99V100H42ZM92 99V100H91ZM97 99V100H96ZM179 99V100H178ZM187 99V100H186ZM209 99V100H208ZM35 101L36 103L34 104V102L32 103L31 101ZM38 100V101H37ZM40 100L42 101V103L40 102ZM57 100V102H54V101H56ZM86 100V101H85ZM87 100H89V103H87ZM114 100V101H113ZM133 100V101H132ZM190 100V101H189ZM198 100H203L202 102L201 101H198ZM5 101V100H4ZM3 100H1L0 102V106H1V104L2 103H4L3 105H7V102L5 103ZM12 101V102H11ZM20 101H22V102H20ZM23 101H24V103H23ZM50 101H53V102H51V103H49ZM64 101V102H63ZM85 101V102H84ZM91 101H93V105H94V108H91V110H93V114L91 113V111H90V108H89V110L87 109V105L89 106V107H91V106H93V105H91ZM117 101H118V103H117ZM180 103H179V102ZM187 101H189V102H187ZM193 101V102H192ZM21 104V105H23V106H21L19 103ZM25 102H27V104L28 105H26V103ZM28 102H30V103H28ZM41 103V105H40V103ZM80 102V103H79ZM111 102H114V104H112ZM133 102V103H132ZM184 102H186L187 104H184ZM204 102V103H203ZM40 105H38V104ZM54 105H53V104ZM83 103H86V104H84L85 105V107H82V106H84V105H82ZM194 103H195V106H194ZM206 103V104H205ZM26 106H25V105ZM50 104V105H49ZM57 104H59L58 106H56ZM116 104V105H115ZM126 104V103H125ZM125 104H122L121 103V106H125ZM192 106H191V105ZM203 105L202 106V108H201V106L200 105ZM2 105V106H3ZM15 105V106H14ZM33 105V106H32ZM54 107H58V109H56V108H54ZM77 107H76V106ZM80 105H82L81 107H80ZM114 105V106H113ZM127 105V104H126ZM186 105V106H185ZM187 105H189V106H187ZM200 106L199 108H198V106ZM31 106V107H30ZM108 106V107H107ZM22 107H25V108H22ZM27 107V108H26ZM33 109V111L34 112H32V115L31 114H28V115H25L26 114V112L28 113L31 109ZM99 107V108H98ZM101 107V108H100ZM112 107V108H111ZM186 109H185V108ZM193 109H192V108ZM196 107V108H195ZM40 109V110H37V109ZM50 108V109H49ZM52 108H54L53 109V111H52ZM62 108V109H61ZM70 108L71 109H73V111L72 110H70ZM75 108H78V109H75ZM84 108H86V109H84ZM189 108V110H187ZM21 109H22V111H21ZM25 109H27V110H25ZM81 109V110H80ZM95 109V110H94ZM108 109L110 110H113L112 111V113H110V111H108ZM199 109H201V110H199ZM49 110H51V111H49ZM75 112V114H77V112H79L77 115L78 116H76L75 114H73L72 115V113L70 112ZM79 110V111H78ZM82 110H83V112H82ZM87 110V111H86ZM106 110V111H105ZM185 110V111H184ZM191 110V111H190ZM199 110V111H198ZM202 110H204V112L202 111ZM208 110V111H207ZM26 111V112H25ZM32 111V110H31ZM31 111L29 112V113H31ZM42 111H43V113H42ZM56 111H58L59 112V114H60V111L63 113H61L60 114V117H59V114H57L58 112H56ZM87 113H86V112ZM89 111H90V113H89ZM96 111V112H95ZM120 111V112H119ZM195 111V112H194ZM21 112V113H20ZM22 112H23V114H22ZM40 112H41V114H40ZM47 112H48V114H47ZM56 113V114H54V113ZM84 112H85V114L86 115H89V116H86L85 114H84ZM115 112H118V113H115ZM187 112H188V114L189 115H187ZM9 113V114H8ZM36 113H37V115H36ZM38 113H39V115H38ZM51 113V115H49ZM52 113H53V115H52ZM67 113V114H66ZM125 113V114H124ZM12 114H13V116H12ZM15 114V115H14ZM17 114V115H16ZM25 115L26 117H25V119H23V117L21 116V115ZM47 114V115H46ZM69 114L71 115V116H69ZM80 114V115H79ZM84 114V116H82ZM126 114H128V115H126ZM11 115V116H10ZM18 115H19V117L21 118H19L18 117ZM29 115H31V119L29 118L30 116ZM44 115H46V116H44ZM56 115V116H55ZM58 115V116H57ZM62 115V116H61ZM67 115V116H66ZM95 117H94V116ZM108 115H110V116H108ZM112 115V116H111ZM126 115V116H125ZM187 115V116H186ZM201 115V116H200ZM7 116H10V117H7ZM14 116H15V119H14ZM34 116H37V118H39V120L36 118V117H34ZM39 116V117H38ZM49 116H51V117H49ZM64 116V117H63ZM75 116L77 117V120H76V118H75ZM117 116V117H116ZM200 116V117H199ZM7 117V118H6ZM29 119H28V118ZM36 118V119H34V118ZM53 117V118H52ZM61 117H63V119L62 120H60L61 119ZM68 117V118H67ZM70 117L74 120H71V123H70ZM84 119H83V118ZM108 117H110V119L108 118ZM112 117V118H111ZM128 117V118H127ZM185 117V118H184ZM197 117V118H196ZM198 117H199V119H198ZM10 118V119H9ZM45 118H47V119H50V120H46ZM54 118H57V119H55L54 120ZM80 118H81V121H80ZM108 118V119H107ZM123 118H126V119H123ZM188 118H190V119H188ZM194 118H196V120L194 119ZM7 119V120H6ZM23 119V120H22ZM29 121H28V120ZM32 119H33V121H32ZM45 119V120H44ZM52 119V120H51ZM66 119H68L67 121H68V123H67V121H66ZM192 119H194V120H192ZM198 119V120H197ZM1 120H2V122H4V123H2L1 122ZM4 120H6V123H5V121ZM9 120V121H8ZM11 120V121H10ZM14 120V121H13ZM24 122V124H22L21 122L22 121ZM27 120V121H26ZM54 120V121H53ZM59 120H60V122H59ZM64 120V121H63ZM84 120V121H83ZM85 120H87V121H85ZM111 120V121H110ZM8 121V122H7ZM13 121V122H12ZM26 121V122H25ZM30 121L32 122V123H30ZM35 121H38V123H36ZM49 123H48V122ZM53 121V122H52ZM55 121H57V123L55 122ZM77 121H79L78 122V124L79 123H81V124H79V125H76L77 124ZM83 121V122H82ZM110 121V122H109ZM190 121V122H189ZM194 121V123H192ZM9 122H11L13 125H15V126H12V124L11 123H9ZM15 122H17L16 124H15ZM18 122H20L19 124L22 126L21 127V129L19 128L20 127V125L18 124ZM33 122H34V124L36 125V124H40V125H34V126H31V125H33ZM72 122H74V123H72ZM86 122V123H85ZM89 122V123H88ZM92 122V123H91ZM188 122V123H187ZM26 123H29V124H31V125H29L28 126V124H26ZM45 123V124H44ZM61 123V124H60ZM64 123V124H63ZM227 123V124H226ZM1 124H8L7 126L6 125H2V128H1ZM54 124H55V128H54ZM57 124V125H56ZM66 124H67V127H66ZM69 124V125H68ZM72 124V125H71ZM84 124H86L85 126H84ZM91 124V125H90ZM110 124V125H109ZM187 124V125H186ZM191 124V126H189ZM192 124H194V126L192 125ZM196 124H197V126H196ZM221 124V125H220ZM26 125H27V127H29V128H26ZM58 125H60V128H59V126ZM62 125H63V128L64 129H62ZM109 125V126H108ZM115 125V126H114ZM185 125L187 126V127H185ZM4 126V127H3ZM9 126V127H8ZM18 128H17V127ZM43 126V127H42ZM47 126V127H46ZM51 126V127H50ZM58 126V127H57ZM65 126V127H64ZM71 126H73V127H71ZM84 126V127H83ZM14 127V129L16 130H14V129H12V128ZM31 127H33V128H31ZM36 128V130H33V129H35ZM69 127H70V129H69ZM76 127H78V128H76ZM83 127V128H82ZM125 130H123L122 128ZM188 127H190L189 129H188ZM196 127L198 130H199V133H198V130L196 129H194V128ZM227 127V128H226ZM10 129L11 130V133H10V130H8V129ZM45 128H46V131L48 132V131H50V132H45L44 130H45ZM48 128V129H47ZM51 128H53L52 130H50ZM57 128H59V129H57ZM69 129V130H67V129ZM74 129V131H73V129ZM80 128H81V130H80ZM185 128V129H184ZM202 128V129H201ZM207 128V129H206ZM3 129L5 130H7V131H4V133H3ZM39 129V130H38ZM41 129V130H40ZM54 129H57V130H54ZM78 129V130H77ZM112 129V131H110ZM229 129V130H228ZM12 130H14V132L16 133H14ZM23 130V131H22ZM38 130V131H37ZM79 131V132H77V131ZM191 130H193V131H191ZM195 130V131H194ZM206 130V131H205ZM212 130V131H211ZM19 131V132H18ZM34 131V132H36V133H32V132ZM44 132V135H46V136H44L42 133H39V132ZM53 131H55L54 133H55V135H54V133H53ZM61 131V132H60ZM66 131H68V132H66ZM72 131H73V133H72ZM111 133H110V132ZM123 131V132H122ZM200 131H202V133L200 132ZM203 131L204 132H207L208 131V133H206L205 135H204V133H203ZM13 132V133H12ZM24 134H23V133ZM26 132V133H25ZM29 133V135L32 137V138H30V136L29 135H27L28 133ZM56 132H59L61 135H58ZM70 132H71V134H73L72 136V138H71V134H70ZM114 132H116V134L114 133ZM191 132H193L192 134H191ZM5 133H6V135H5ZM20 133H22V134H20ZM77 133V134H76ZM115 134V135H113V134ZM119 133V134H118ZM120 133H122L123 135H121ZM194 133H197V134H194ZM212 133V134H211ZM220 133V134H219ZM8 134H10V135H8ZM19 134V135H18ZM26 134V135H25ZM44 136H42V135ZM53 134V135H52ZM201 134H203L202 135V137H203V140L205 139V137L207 138V139H209L213 134H215V136L216 137H214V135L210 138V142H208L209 140H202V137H200V136H198V135H201ZM207 134H209L208 136H207ZM263 134V135H262ZM7 135L9 136V137H11V138H7ZM18 137V140H17V138L15 137ZM18 135V136H17ZM21 135V136H20ZM34 135V136H33ZM38 135V136H37ZM41 135V136H40ZM50 137H49V136ZM56 135H57V138H56ZM70 137H69V136ZM109 135V139H108V137H106V136H108ZM113 137V138H121L122 139V141H121V139L119 140V141H117V139H115V141L114 142H111V143H109L110 142V140L111 141H113V138L111 137V136ZM192 135V136H191ZM197 135V136H196ZM211 135V136H210ZM22 136H23V140H24V138H25V140H24V142H23V140H21V139H19V138H22ZM52 136H53V138H52ZM64 136V137H63ZM76 136V138H74ZM77 136H78V138H77ZM121 136V137H120ZM124 136V137H123ZM194 136H196L195 138H194ZM34 137V138H33ZM38 138V140H37V138ZM41 137H43V138H41ZM45 137H48V140L45 138ZM55 137V138H54ZM124 138V140L126 139V140H128L127 142H126V140L124 141L123 140V138ZM192 137V138H191ZM197 137H199V138H197ZM261 137H263V138H261ZM13 138V139H12ZM14 138H16V140L14 139ZM41 138V139H40ZM44 138H45V140H44ZM50 138H51V141L53 142H51V141H49L50 140ZM58 138H60L61 140H62V138H64V140H62L63 142H66V143H63L60 139H58ZM167 138V137H166ZM3 139V140H2ZM8 139H9V141H8ZM10 139H12V141L10 140ZM31 139V140H30ZM34 139H36L35 140V142H34ZM52 139H54L55 140V143L57 142V141H59L60 142V145H58L59 143L57 142L56 144H57V146L56 147H59V148H55L54 146L56 145L55 143H54V141L52 140ZM79 139V140H78ZM106 139V140H105ZM187 139V144L185 145V140ZM194 139H197V140H194ZM5 140H7V141H5ZM21 140V141H20ZM28 142H27V141ZM33 140V142H31ZM41 140H43V142L46 144V145H44L43 144V142L41 141ZM57 140V141H56ZM73 140V141H72ZM79 141V142H77V141ZM104 140L106 141V144L104 143ZM107 140H108V142H107ZM166 140H169V136H168V138L166 139ZM40 141H41V143H40ZM47 141V142H46ZM76 141V142H75ZM191 141H192V143L193 144H190L191 143ZM197 141V142H196ZM198 141H202L201 143L200 142H198ZM212 141V142H211ZM219 141H221V142H219ZM3 142V143H2ZM4 142H6V144H8V146L4 143ZM12 142H13V144H14V142L16 143L15 145H13L12 144ZM20 142V143H19ZM22 142V143H21ZM31 142V144H29ZM37 142H39L38 144H37ZM72 144V142H73V144L70 146V143ZM118 144H117V143ZM121 142H123V144L121 143ZM189 142V143H188ZM196 142V143H195ZM208 143V144H205L204 145V143ZM3 145H2V144ZM12 145V147H15V148H11V147H9V145L10 144ZM25 144L26 145V143H27V145H26V147H24V145H22V144ZM48 143V144H47ZM50 143V144H49ZM67 143H69L67 146H66V144ZM75 143H78V145L76 146L75 145ZM108 143V144H107ZM116 143V144H115ZM194 143L198 146V147H194V146H196V145H194ZM7 146V147H5V145ZM18 144H20V146L18 145ZM32 144L34 145L35 144V146H32ZM190 144V145H189ZM199 144V145H198ZM3 147H2V146ZM21 145H22V147H21ZM29 145V146H28ZM31 145V146H30ZM37 145V146H36ZM45 146L44 148H43V146ZM48 145H50V147H47L46 148V146H48ZM53 145V147L56 149V151H52L54 148H52L51 146ZM75 145V146H74ZM94 145V146H93ZM110 145V146H109ZM111 145H117L115 148L113 147V146H111ZM119 145H121V147H122V149H119ZM126 146L125 148H127L126 149V152H125V148H124V146ZM182 145H184V146H182ZM20 149V151L18 150V149H16L17 147ZM61 146V147H60ZM102 146H104V147H102ZM106 146V147H105ZM108 146H109V148H108ZM129 148H128V147ZM182 146V147H181ZM187 146V147H186ZM190 146H192L191 147V149L190 150H192V151H190L189 149H186V148H189ZM200 146V147H199ZM4 148V149H2V148ZM30 147H31V149H30ZM34 147V148H33ZM39 147H41V148H43V149H40ZM70 147V148H69ZM113 147V148H112ZM120 147V148H121ZM146 147V148H145ZM186 147V148H185ZM8 148V149H7ZM11 148V150H9ZM26 148H27V150H26ZM49 148V149H48ZM52 148V149H51ZM63 148V149H62ZM79 148H80V150H79ZM94 148V149H93ZM103 148H108L107 150L106 149H103ZM112 150H111V149ZM140 148V151L138 150ZM143 148V149H142ZM178 150H177V149ZM193 148V149H192ZM198 148H199V151H197L198 150ZM206 148V149H205ZM259 148V149H258ZM2 149V150H1ZM12 149H16L15 151L14 150H12ZM34 149V150H33ZM40 149V150H39ZM49 151L50 149V152H48L47 150ZM54 149V150H55ZM62 149V151H60ZM68 149H72L70 152H69V154H64L63 152L65 151V152H67L68 153ZM74 149V150H73ZM98 149H100V150H98ZM103 149V150H102ZM113 149H115L116 150V152L118 151V153H116L115 152V150H114V152H115V154L117 155V156H119L120 155V153H121V155H120V158L119 159H117V156L113 153ZM129 149V150H128ZM142 149V150H141ZM185 149H186V151H185ZM261 149H263L262 151H261ZM36 150V151H35ZM57 150H58V152L59 153H56L57 152ZM77 150H79V151H77ZM96 150H98V151H96ZM133 152H132V151ZM144 150V151H143ZM169 150V151H168ZM172 150V151H171ZM180 150V151H179ZM183 150L185 151V153H188L189 152V154L188 155H190V156H188L187 154H185L184 152H183ZM34 151V152H33ZM43 151H44V153H43ZM52 151V152H51ZM73 151V152H72ZM75 151V152H74ZM108 151V152H107ZM112 151V152H111ZM122 151V152H121ZM128 151H130V152H132V153H130V152H128ZM138 151V152H137ZM145 151H146V153H145ZM197 151V152H196ZM209 151V152H208ZM222 153H221V152ZM17 152V153H18ZM30 152H31V154H30ZM37 152H39V155H38V153H37V156H36V153ZM42 152V153H41ZM61 152V153H60ZM110 152L113 154V159L116 161H114L113 159H112V156H111V154H110ZM125 152V153H124ZM145 153L144 155L143 154H139V153ZM178 153V154H176V153ZM180 152H183L182 154L180 153ZM193 152H195V153H193ZM198 152H199V154H198ZM224 152H226V154L224 153ZM33 153H34V155L37 157H35L34 155H33ZM47 153H49V155L51 154V153H53V155H56V156H54V158H55V162H53L52 160L50 161L49 160V158H48V156L49 155H47ZM76 153V154H75ZM97 153V154H96ZM100 153V154H99ZM107 153V154H106ZM126 153L128 154V153H130V154H128V155H126ZM136 153V154H135ZM175 155V156H173V154ZM180 153V154H179ZM192 153V154H191ZM217 153V154H216ZM228 153V154H227ZM263 153V154H262ZM24 154H28V155H25V156H22V155H24ZM40 154L42 155L41 156V158H40ZM62 155V154H64V155H62V156H60V155ZM72 154V157L70 156ZM74 154V155H73ZM119 154V155H118ZM133 154V155H132ZM138 154V155H137ZM198 156H197V155ZM224 156H223V155ZM7 155H9V154H7ZM9 155V156H10ZM21 155V156H20ZM33 155V156H32ZM45 155V156H44ZM46 155H47V159H46ZM58 155V156H57ZM67 155H68V157H67ZM106 155V156H105ZM110 155V156H109ZM133 157H132V156ZM135 155V156H134ZM172 155V156H171ZM179 155V156H178ZM182 155V156H181ZM188 156V157H183V156ZM193 155V157H191ZM203 157H202V156ZM204 155H205V158H204ZM206 155H207V157H206ZM226 155V156H225ZM227 155L230 157H228L227 158ZM44 156V157H43ZM75 156V157H74ZM109 156V157H108ZM122 156H124V157H122ZM125 156H126V158H125ZM143 156V157H142ZM146 156V157H145ZM176 156H178V157H180V160L178 159V158H175ZM211 156V157H210ZM214 156H215V159H214ZM39 157V158H38ZM57 157V158H56ZM71 157V158H70ZM74 157V158H73ZM101 157V158H100ZM106 157V158H105ZM183 159H182V158ZM189 157H190V160H189ZM196 157H197V161H198V163H197V161H196ZM202 159V163H201V161H200V158ZM212 159H210V158ZM44 158V159H43ZM62 158V159H61ZM70 158V159H69ZM78 158V159H77ZM117 160H116V159ZM122 158V159H121ZM126 159V160H124V159ZM129 158H131L130 160H131V162L129 163ZM134 158V159H133ZM136 158V159H135ZM143 158V159H142ZM144 158L146 159V161L144 160ZM192 158H194V159H192ZM13 159H15V161L13 160ZM34 159H36V160H34ZM37 159H38V161H37ZM58 161H57V160ZM62 160V164L63 163H67V165L69 166V167H66L67 165H65V164H61V162H59V160ZM64 159V160H63ZM67 159H69V161H67ZM75 159V160H74ZM102 161H101V160ZM106 159H107V161H106ZM128 159V160H127ZM139 161H138V160ZM142 160V162H141V160ZM187 159V160H186ZM209 159L211 160V161H209ZM34 160V161H33ZM44 160V162H41V161H43ZM60 160V161H61ZM108 160H110V161H108ZM124 160V161H123ZM135 160V161H134ZM148 160V161H147ZM176 162H175V161ZM178 160V161H177ZM181 160H183V161H181ZM193 160H195L196 161V163L193 161ZM206 160H208V161H206V163H205V161ZM27 161V162H26ZM67 161V162H66ZM71 161H74V162H71ZM106 161V162H105ZM118 161H120V162H118ZM124 163H123V162ZM128 161V162H127ZM144 161V162H143ZM200 161V162H199ZM19 164H21V165H19ZM35 162V163H34ZM41 163V164H38V163ZM46 162V163H45ZM52 162V163H51ZM57 162V163H56ZM70 163V165H69V163ZM102 164V165H100V163ZM113 162V163H112ZM146 162V163H145ZM180 162H181V164H180ZM183 162V163H182ZM186 162V163H185ZM192 162V163H191ZM25 163V164H24ZM37 163V164H36ZM43 163H45V164H43ZM48 163V164H47ZM50 163V164H49ZM54 163V166L52 165ZM56 163V164H55ZM61 164V166H60V164ZM77 164V166H76V164ZM109 163V164H108ZM115 163H116V165H115ZM120 163V164H119ZM122 163H123V165H122ZM128 165H127V164ZM132 163V164H131ZM134 163L136 164L137 163V166L136 165H134ZM144 163V164H143ZM177 163H179L178 165H180V166H182L183 168L185 167V172H186V170H187V172L185 173V172H183L184 170L182 169V168H180V166H177ZM185 163V164H184ZM195 163V164H194ZM32 165V166H30V165ZM57 164H59V166L57 165ZM107 164V165H106ZM111 164H113V165H115V166H113V165H111ZM129 164H131V165H133V166H131V165H129ZM188 166H187V165ZM193 165V167H192V165ZM200 164V165H199ZM203 164V165H202ZM17 166V168H15L16 166ZM35 165V166H34ZM37 165H38V168H36L37 167ZM39 165H40V167H39ZM47 165V167H48V169H47V167H45ZM56 165H57V168H56ZM75 166V168L76 169H74V166ZM100 165V166H99ZM125 165V166H124ZM138 165H139V167H141V166H143L142 168H137L138 167ZM141 165V166H140ZM216 165V166H215ZM4 166V167H3ZM12 166V167H11ZM15 166V167H14ZM49 166H50V168H54V171L52 172V171H50L49 169ZM72 166V169L70 168ZM78 166H79V169H80V167H81V169L79 170V169H77L78 168ZM104 166V167H103ZM106 166V167H105ZM117 166V167H116ZM119 166V167H118ZM124 166V167H123ZM129 168V170H127L128 168ZM144 166L146 167V168H144ZM187 166V167H186ZM6 167V168H5ZM13 167L15 168V171H17V172H15L14 170H13ZM42 167H43V169H42ZM62 168L64 171H62L60 174L59 173H57V170H58V172L60 171V169L59 168ZM65 169H64V168ZM114 167V168H113ZM131 167L133 168V170L131 169ZM134 167H136L137 168V170L140 172H136L137 170H135L136 168H134ZM206 167V168H205ZM213 167V168H212ZM215 167V168H214ZM220 167H221V169H223L222 171H223V173H221L222 171L221 170H219L220 169ZM3 168V169H2ZM6 170H8L7 172L9 173V175H11L12 174V176L13 175H16L15 173H17V175H16V177L15 176H13V178H15V179H11L10 177L11 176H9L8 175V173L5 171V169ZM21 168V169H20ZM23 168V169H22ZM39 168H41V169H39ZM67 168H69V170L67 169ZM102 170H101V169ZM104 168V169H103ZM107 168V169H106ZM124 168V169H123ZM180 168V169H179ZM15 172V173H13L12 172V170ZM19 169L22 171H19ZM46 169V170H45ZM51 169V170H52ZM55 169H57V170H55ZM66 169H67V171H66ZM109 169V170H110ZM131 169V170H130ZM144 169H145V171H144ZM176 169H177V172H175L176 171ZM191 169V171H189V170ZM235 169V170H234ZM1 170H3L2 172H1ZM25 170V171H24ZM47 170H49L48 171V173H47ZM73 170V172L74 173H72V174H70L71 173V171ZM75 170V171H74ZM76 170L79 172V173H77L76 172ZM144 172H143V171ZM180 170H182L181 171V173L182 174H184V176L181 174V173H179L180 172ZM219 172H218V171ZM228 170H229V172H228ZM42 173V171H43V173H42V175H44L45 177H42V175L40 174V172ZM46 171V172H45ZM70 171V172H69ZM83 171H84V173H83ZM101 171V172H100ZM105 171V172H104ZM111 171V170H110ZM133 171V172H132ZM209 171V172H208ZM212 171V172H211ZM221 171V172H220ZM225 171H227L228 173H226ZM18 172H19V174L21 175L22 173V177L18 174ZM21 172V173H20ZM38 172V173H37ZM52 172V173H51ZM65 172V173H64ZM76 172V173H75ZM141 172H143V173H141ZM148 172V173H149ZM162 172H164L163 174H162ZM166 172L168 173L169 172V174H167V176H166ZM191 172V173H190ZM218 172V173H217ZM5 173V174H4ZM55 173V175L53 176L52 174H54ZM105 173V174H104ZM137 173V174H136ZM189 175H188V174ZM214 173H216V174H214ZM220 173V174H219ZM225 173V174H224ZM232 173V174H231ZM4 174V175H3ZM52 175V177H53V183H54V185H53V183H51L52 182V177H49V175ZM59 175L60 176V178H58V176L57 175ZM68 174L69 175H71L70 177L68 176ZM76 176H75V175ZM78 174V175H77ZM102 174H103V176H104V178H103V176H102ZM132 174V175H131ZM185 174H187L188 176H186ZM192 174V175H191ZM221 175L222 174V177L221 176H219V175ZM227 174H229V176L227 175ZM231 174V175H230ZM5 175H7V177L5 176ZM62 175V176H61ZM64 175V176H63ZM68 176V178H69V185L67 184V180H68V178H67V176ZM137 175H139V176H137ZM141 175V176H140ZM145 177H144V176ZM182 175V176H181ZM216 175H218V176H216ZM227 175V176H226ZM235 175V176H234ZM55 176H57V178L55 177ZM66 176V178H64ZM72 176H75L74 178L72 177ZM101 178H100V177ZM128 176H130V177H128ZM131 176H133L132 178L133 179H131ZM181 176V177H180ZM203 176V177H202ZM223 176H226V177H224V182H223ZM230 176L231 177H233L232 179H235V180H232L231 178H230ZM49 177V178H48ZM139 177L141 178V179H139ZM144 177V178H143ZM163 177V178H162ZM167 177V178H166ZM172 177V178H171ZM177 177V178H176ZM183 177V178H182ZM187 179H186V178ZM195 177V178H194ZM214 177V178H213ZM218 177V178H217ZM222 179H221V178ZM228 177V178H227ZM18 178V179H17ZM41 178V179H40ZM46 178V179H45ZM51 178V179H50ZM70 178H71V180H70ZM165 178V179H164ZM170 178V179H169ZM178 178H180L181 180H182V182H181V180L180 181H178L179 179ZM185 178V179H184ZM213 178V179H212ZM220 178V179H219ZM232 180V181H230V179ZM238 178V179H237ZM11 179V180H10ZM20 179V180H19ZM39 179V180H38ZM48 179V181H50V183L48 182V181H45V180H47ZM63 179V180H62ZM67 179V180H66ZM74 179H75V181H74ZM98 179H100V180H98ZM101 179H102V181H101ZM136 179H139L140 181H136ZM163 179V180H162ZM167 179V180H166ZM184 179V180H183ZM217 179V180H216ZM227 179H229L228 181H227ZM5 180H6V183H5ZM8 180H9V182H8ZM17 180V181H16ZM57 180V181H56ZM74 181L75 183H77L76 185H75V183L74 184H72L73 185V187H72V185L70 184V181ZM135 182H140L139 184H137V183H135ZM173 180H175V181H173ZM212 180V181H211ZM219 180V181H218ZM222 180V181H221ZM38 181H40V182H38ZM98 181V182H97ZM106 181V182H105ZM168 181V182H167ZM174 183H176V184H174ZM186 181V182H185ZM226 181H227V183L229 182L230 183V185H226L227 183H226ZM13 182V183H12ZM14 182H15V184H14ZM16 182H19V184L21 185H17L16 186V184H18V183H16ZM37 182H38V184H37ZM44 182H47V184H49V186H51V187H49L50 188V191H52V192H50V194L52 193V194H54L53 196H52V194L51 195H49V196H51L52 197V202H53V199H54V202H55V200H56V202L54 203H52L51 205H59V204H61V206H62V204H64L63 203V201L65 202V203H67V204H64V206L66 207H61L60 208V205H59V207H57L56 205L54 206V207H57V212L58 213H61L60 211H61V209L63 208L64 209V212H63V210H62V214H64L63 216H62V218L61 219H59V218H56V217H54L55 216V214L57 213L56 212V208H54L53 206V208L52 207H50V209L49 210H51V211H46V212H44V215H43V213H40V212H35V208L37 207V205H35V203L36 202H34V201H36V199H35V195H36V193L38 194H42V195H45L44 193H46V195H47V190L48 189H46L45 187H42L43 185H45L46 183H44ZM56 182H58L59 183V185H61L62 187H64L63 189L61 188V186H59ZM61 182H63V183H61ZM65 182H66V185H65ZM146 182H148V183H146ZM170 182L172 183V184H170ZM201 182V183H200ZM211 184H210V183ZM234 184L232 187H231V185H232V183ZM236 182V183H235ZM9 183V184H8ZM103 183H101V184H103ZM135 185H134V184ZM144 185H143V184ZM170 184V187H169V189L167 188L166 189V187L167 186H169V184ZM178 183V184H177ZM180 183H182V184H180ZM184 183V184H183ZM188 183V184H187ZM195 183V184H194ZM224 183H226V184H224ZM228 183V184H229ZM259 183V184H258ZM11 184H14V186L13 185H11ZM23 184V185H22ZM43 184V185H42ZM51 184V185H50ZM62 184H64V186L62 185ZM134 185V186H131V185ZM145 184H146V187H145ZM147 184H148V188H147ZM168 184V185H167ZM201 184V185H200ZM223 184V185H222ZM35 185V186H34ZM40 185V187H42L40 190H39V187L38 186ZM42 185V186H41ZM53 185V186H52ZM67 185L68 186H70V188L69 187H67ZM141 185V187H139ZM167 185V186H166ZM176 185H179L178 187L175 186ZM181 185V186H180ZM183 185V186H182ZM184 185H185V187H184ZM188 185H189V187H188ZM191 185V186H190ZM219 185V186H218ZM226 185V186H225ZM253 185V186H252ZM9 187V189L11 188V190H9L8 188V191L6 190V187ZM11 186V187H10ZM58 186V187H57ZM138 186V187H137ZM144 186V187H143ZM151 186L153 187L152 189L153 190H150L152 193H151V195H149L150 193V191L147 193V191L149 190V189H151ZM160 186L161 187H163V188H160ZM195 186V187H194ZM218 186V187H217ZM17 187V189H12V188H16ZM35 187V188H34ZM38 187V188H37ZM61 189H60V188ZM79 187V188H78ZM133 187H134V189H133ZM139 188V190L137 189V188ZM150 187V188H149ZM159 187V189L158 190H156L155 191V188L157 189ZM164 187H165V189H164ZM174 187L175 188H178V189H174ZM182 187H184V188H182ZM186 187H187V189L188 190H186ZM209 187V188H208ZM222 187V188H221ZM223 187H224V190L227 188V191H224L223 190ZM228 187H229V189H228ZM19 188H20V190H23V191H19ZM22 188V189H21ZM54 188H56L57 189V191H58V189H60V192L58 191V192H56V189H54ZM67 188H69L68 190H67ZM72 188H74V189H72ZM75 188H77V189H75ZM94 188H96V189H94ZM140 188H141V190H140ZM142 188H144V190L142 191ZM171 188V189H170ZM179 188H180V190H179ZM200 188V189H199ZM32 189V190H31ZM35 189H36V191H35ZM38 189V190H37ZM80 189V190H79ZM136 189V190H135ZM173 189V190H172ZM186 191H185V190ZM214 189V190H213ZM220 189V190H219ZM5 190V191H4ZM16 190V191H15ZM35 192H34V191ZM46 190V191H45ZM55 190V191H54ZM61 190H63V191H61ZM64 190H65V192H64ZM147 190V191H146ZM168 192V193H170V194H168V193H165L166 191ZM171 190V191H170ZM177 190H179V192L180 193H175ZM184 192H183V191ZM189 190H190V192L192 193H190L189 194ZM192 190V191H191ZM217 190H218V192L220 193V195H219V193L217 192ZM222 190V191H221ZM229 190H230V192H229ZM7 191V192H6ZM42 191H44L43 193H42ZM70 193H69V192ZM95 191H97L96 193H95ZM133 191V192H132ZM138 192L137 194L138 195H140V196H138L137 194H136V192ZM156 192V193H154L153 194V192ZM159 191V192H158ZM163 191V192H162ZM194 191V192H193ZM198 191V192H197ZM210 191V192H209ZM221 191V192H220ZM2 192H5L4 194L2 193ZM19 193V195H17L18 193ZM30 192L32 193V192H34V193H32V194H34V195H32V194H30ZM62 192V193H61ZM68 194H67V193ZM87 192H89L90 193V195L87 193ZM145 192H146V195H145ZM208 192V193H207ZM212 192V193H211ZM224 192H225V194L226 195H224ZM261 192V193H260ZM16 193V194H15ZM64 193V194H63ZM87 193V194H86ZM129 193H133V194H129ZM135 193V194H134ZM141 193H142V195H141ZM164 193V194H163ZM184 193H186V195L187 194H189V196L187 195H185ZM217 193V194H216ZM232 195H231V194ZM241 195H240V194ZM2 194V195H1ZM14 194H15V196H14ZM20 194H22V196L20 195ZM57 196H56V195ZM73 194L75 195V196H73ZM88 195V196H86V198H85V195ZM157 196H156V195ZM160 194H162L163 196H166V194H167V198L166 197H160V196H162V195H160ZM173 194V195H172ZM175 194H176V196H175ZM203 194V195H202ZM205 194H207V195H205ZM213 194V195H212ZM216 194V195H215ZM32 195V196H31ZM63 195H64V197H63ZM67 195V196H66ZM68 195H71V196H69V198L70 199H74L73 197H75L76 198V196H78L76 199V201H75V199L73 200V201H71L70 199H69V201L71 202V204L69 203V201H67L66 199H68ZM84 195V197H81V196H83ZM93 195V196H92ZM125 195H127V196H125ZM129 195V196H128ZM154 195V196H153ZM179 195H181L180 197H177V196H179ZM194 195V196H193ZM223 195V196H222ZM227 195H229V196H227ZM15 198H14V197ZM17 196H18V198H17ZM28 196V197H27ZM58 196H62L63 198H60V200L61 199H65V200H59V198H56V197H58ZM130 196H132V198H134L135 200H133ZM137 196V197H136ZM145 196V198H146V200L148 201V203L149 204H145L146 203V200L143 198ZM171 196H172V198H171ZM182 196H186L185 197V199H184V197H182ZM191 196V197H190ZM220 196H222V198H223V200L222 199H220L221 197ZM228 198H227V197ZM231 196H233V197H231ZM30 197V198H29ZM72 197V198H71ZM80 197L81 198H85V199H80ZM128 200H130V201H127V199ZM129 197V198H128ZM148 197V198H147ZM149 197H151V198H149ZM155 197V198H154ZM156 197H158V198H156ZM168 197H170V199H171V202H170V199H168ZM182 197V198H181ZM232 198V200H231V198ZM236 197V198H235ZM12 198H13V201H15V202H12L11 200H12ZM20 198H21V200H20ZM32 198H34V199H32ZM79 198V199H78ZM138 198V199H137ZM152 198H154L153 200H152ZM196 198V199H195ZM227 198V199H226ZM243 198V199H242ZM19 200V203H18V200ZM32 199V200H31ZM150 199H151V201H150ZM172 199H173V201H172ZM178 200L179 202L177 203V201H175L174 202V200ZM180 199V200H179ZM184 199V200H183ZM194 199V200H193ZM217 199H218V201H217ZM227 200V202H225L226 200ZM230 199V200H229ZM4 202H3V201ZM8 200H10V202H12V203H10V202H8ZM17 200V201H16ZM34 200V201H33ZM79 200V201H78ZM84 200V201H83ZM133 200V201H132ZM136 200H138V201H136ZM141 201V203H140V201ZM142 200H143V202H142ZM165 200L167 201L166 202V205H165ZM168 200H169V202H168ZM191 200H193V201H191ZM196 200H198L197 202H199V203H197L196 202ZM214 200V201H213ZM3 203H2V202ZM8 202V204H6L7 202ZM23 202V205L25 206H27V207H30V209L29 208H27L26 206V208L23 206L22 207V203L21 202ZM30 201V202H29ZM31 201H32V203H31ZM80 201H82V202H80ZM132 201V202H131ZM135 201V203H139V204H135L134 205V202ZM154 201V202H153ZM205 201V202H204ZM58 202V203H57ZM72 202H79V203H77V204H72ZM86 202V203H85ZM131 202V203H130ZM174 202V204H171V203H173ZM181 202L182 203H186L187 204V206H189L190 207V209H189V207H187L185 204H182L181 205ZM193 202V203H192ZM196 202V205L194 204ZM209 202H211V203H209ZM214 202V203H213ZM217 204H216V203ZM222 202H223V204H222ZM224 202L225 203H229L228 205H224ZM231 202V203H230ZM249 202V203H248ZM17 203V204H16ZM27 203V204H26ZM31 204V206H30V204ZM144 203V204H143ZM152 203V204H151ZM167 203H168V206L170 207V209H169V207L167 206ZM191 204V206L194 208H191V206H190V204ZM247 204V206H245L246 204ZM11 204V205H10ZM15 204V205H14ZM33 204H34V206H35V208L33 207ZM69 204H70V207L71 208H67V207H69ZM85 205L86 206V208L85 209H83L84 207L83 206H81L80 207V205ZM129 204H131V205H129ZM151 204V205H150ZM173 206V207H179L178 209L176 208V210H174L175 208H173L171 205ZM176 204V205H175ZM178 204V205H177ZM189 204V205H188ZM194 204V205H193ZM201 204V205H200ZM206 204H208V205H206ZM210 204H211V206H210ZM214 204V205H213ZM218 204H220V205H218ZM245 204V205H244ZM5 205V206H4ZM10 205V206H9ZM13 205V206H12ZM20 205V206H19ZM67 205V206H66ZM72 205H74V206H72ZM75 205H76V207H75ZM129 205V206H128ZM140 206V208H139V210H138V206ZM186 207H185V206ZM216 205V206H215ZM221 205H224V207H222ZM1 206H4V207H1ZM78 206V207H77ZM128 206V207H127ZM131 206V207H130ZM133 206H135L136 208H134ZM145 206H147V207H145ZM166 206V207H165ZM183 206H184V208L185 209H189L188 211L186 210L185 211V209L183 208ZM197 206V207H196ZM201 206V207H200ZM203 206V207H202ZM206 206H209V207H207L206 208ZM221 206V207H220ZM227 208H226V207ZM230 206V207H229ZM242 206H245L246 207V209H245V207H242ZM5 207H11L10 209L11 210H9V208L7 209V208H5ZM13 207V208H12ZM23 208V209H19V210H17L18 208ZM33 207V208H32ZM75 207V208H74ZM127 207V208H126ZM133 207V208H132ZM144 207V209H142ZM172 207V208H171ZM202 209H200V208ZM205 207V208H204ZM211 207H213V208H211ZM216 207V208H215ZM218 207H220V208H218ZM250 207V208H249ZM255 207V208H254ZM6 210H5V209ZM74 208V209H73ZM78 208H80L79 210H81L80 212H78L79 210H77ZM129 208H131L130 210H128ZM146 208V209H145ZM148 208H149V210H148ZM165 208V209H164ZM196 208H198V209H196ZM209 208H210V210H209ZM224 208H226V209H224ZM244 208V209H243ZM252 208V209H251ZM12 209H14V210H12ZM26 209V210H25ZM67 209V210H66ZM114 210V212H113V210ZM122 209V210H121ZM126 209H127V211H126ZM134 209H135V212L138 210V211H140V213H137V214H135V212H134ZM164 209V210H163ZM168 209V210H167ZM173 209V210H172ZM200 209V210H199ZM207 209L209 210L208 212H211V210H216V209H220L219 210V212L216 210V212H214V214H216V216L213 214V211L210 213V214H207L208 212H207ZM228 209L230 210V212L228 211ZM249 209V210H248ZM250 209H251V211H250ZM9 210V212H7ZM19 211L20 212V214L22 215V217H23V219L21 218V215L17 212V211ZM23 210H25V211H23ZM33 210V211H32ZM55 210V211H54ZM60 210V211H59ZM71 210V211H73L74 210V212H72V214L69 212V211ZM82 210H85V211H82ZM111 210H112V212H111ZM116 210V211H115ZM141 210H142V212H141ZM149 212H148V211ZM183 210V211H182ZM192 210V211H191ZM194 210H195V212H194ZM197 210H198V212H197ZM223 210V212H221ZM224 210L225 211H227V212H225L224 213ZM243 210H246V211H243ZM12 211H14V213H12ZM21 211H23L22 213H24V212H27V213H24V215L26 216V218H25V216L21 213ZM28 211H30V212H28ZM87 211V212H86ZM118 211V213H116ZM134 212V214H133V212ZM145 211V213H143ZM151 211V212H150ZM169 213H172V214H168V212ZM178 211V213H176ZM190 211V212H189ZM199 211H201L200 213H199ZM203 211H206L205 213H206V216L207 217H205L204 215V212ZM243 211V212H242ZM32 212V213H31ZM49 214H48V213ZM52 212V213H51ZM66 212H69V214H67V216H66ZM84 212V213H83ZM86 212V213H85ZM104 213L103 212V214L104 215H106L107 213ZM110 212V213H109ZM162 212H164V213H162ZM175 213V215L177 214L178 216H175L174 215V213ZM180 212V213H179ZM184 212V213H183ZM189 212V213H188ZM202 212H203V214H202ZM240 212V213H239ZM246 212H247V215H246ZM250 212H251V214H250ZM10 213H11V215H10ZM36 213V214H35ZM38 213V214H37ZM39 213H40V215H39ZM77 213L78 215H81V217L82 218H80L79 219V217L80 216H78V219H79V221L81 222V223H79L78 222V219H77V215H75V214ZM80 213V214H79ZM81 213H83V215L81 214ZM89 215H88V214ZM116 213V214H115ZM128 213L130 214V216L128 215ZM132 213V214H131ZM147 213H149V214H155V215H150V216H148L147 217ZM160 213V214H159ZM184 215H187L188 217H194V218H196V219H194V218H190L191 220H192V222H187L188 220H190L188 217H186V216H184ZM186 213V214H185ZM196 213V215H193V214H195ZM221 213V214H220ZM229 213H233V215L232 214H229ZM244 213H245V216H244ZM5 214H7V217H6V215ZM12 214H14V215H12ZM30 214L32 215V216H35V217H30ZM41 214H42V216H41ZM46 214V215H45ZM93 216V218H92V216ZM124 214V215H123ZM125 214H126V216L127 217H125ZM141 214H144V215H146V216H144V215H142V217H145V219L143 220L142 219V217H141ZM167 214L169 215V216H167ZM183 215V216H181V215ZM190 214V215H189ZM197 214H198V216H197ZM213 214V215H212ZM223 214H225V215H223ZM229 214V215H228ZM242 215L241 217H239L240 215ZM5 215V216H4ZM10 217H9V216ZM19 215H20V218H19ZM29 215V216H28ZM48 215H51V216H48ZM52 215H54L53 216V218L54 219H52ZM70 217H69V216ZM74 215V216H73ZM86 215V216H85ZM108 215H107V217H108ZM117 215H119V216H121V217H119V216H117ZM124 217H123V216ZM160 215V216H159ZM170 215H172V217L170 218ZM180 215V216H179ZM204 217H203V216ZM211 215H212V217H211ZM221 215H222V217H221ZM230 215H231V217H230ZM237 215V216H236ZM239 215V216H238ZM250 215V216H249ZM257 215H258V217H257ZM261 215V216H260ZM263 215V216H262ZM15 217V219H17V220H14V217ZM43 216H45L44 218H43ZM73 216V217H72ZM75 216H76V218H75ZM89 216V217H88ZM117 218H116V217ZM131 216H132V218H131ZM137 218H136V217ZM139 216V217H138ZM165 216V219L167 220V222L165 221V219L164 218H161V217H164ZM167 216V217H166ZM175 216V217H174ZM201 216L203 217L202 219L204 220H202L201 219ZM218 216V217H217ZM227 216V217H226ZM232 216H234V217H232ZM236 216V217H235ZM247 216V217H246ZM253 216V217H252ZM5 217H6V220L7 221H9V218H10V221L9 222H15L16 224L14 225L13 223L11 224H9V222H7V221H5ZM9 217V218H8ZM12 217V218H11ZM17 217V218H16ZM65 217V218H64ZM87 217V218H86ZM129 217V218H128ZM148 218V221L146 220L147 218ZM155 217H157L156 219H155ZM170 219H169V218ZM176 217H178L179 219H177ZM182 219H181V218ZM199 217V218H198ZM221 217V218H220ZM225 217H226V219H225ZM245 217V218H244ZM255 217V218H254ZM257 217V218H256ZM28 218H33L32 220H30V219H28ZM56 218V219H55ZM66 218H68V219H66ZM75 218V220H76V222H78V224L76 223V225H74L75 223H73L72 221H73V219ZM86 218V219H85ZM141 219L140 221L142 222H140V221H138L137 223H139V225L140 224H142L143 225V223H145V225H143L144 227L143 228H145V230L147 229V231H144V232H142V234H144V237H145V239H144V241L142 242V243H140V242H138V240L136 239L137 237V234H138V232H137V229L135 230L134 229V227L136 228V224H134V226L132 227V225H130V224H133V223H135L134 221H136L135 219ZM150 218V219H149ZM152 218V219H151ZM174 218V219H173ZM183 218H184V220H183ZM209 218V219H208ZM210 218H212V219H210ZM214 218V219H213ZM218 218H219V221L220 220H222L223 219V222L221 223V222H217L218 221ZM230 218H231V220H230ZM242 218V219H241ZM254 218V219H253ZM20 219V220H19ZM27 221H25V220ZM59 221H58V220ZM83 219H84V224L82 225V222H83ZM90 219H93V220H91L90 221ZM115 219H117V220H115ZM123 219H125L124 221H123ZM128 219V220H127ZM129 219H133V221L132 220H130V223H128V221H129ZM161 221H160V220ZM164 221H163V220ZM169 219V220H168ZM178 220V224H176V221ZM207 219V220H206ZM217 220L216 221V223L214 224V220ZM224 219H225V221H224ZM238 219H240L241 220V222H239V220ZM13 220V221H12ZM28 220H30V221H28ZM33 220H35L36 222H34ZM56 220V221H55ZM71 220V221H70ZM87 220H88V222H87ZM113 220V221H112ZM114 220L115 221H118V223L116 224V223H114V224H112L113 222H114ZM145 220L148 222H145ZM154 221L153 223H152V221ZM157 220H159V222H157ZM170 220H172V222L170 221ZM175 220V221H174ZM181 222H180V221ZM190 220V221H191ZM193 220H194V222H193ZM206 220V221H205ZM208 220H212V221H210V223L212 224H210V226H211V228H208V229H210V231L208 230L207 231V227H205L208 223L207 222H209ZM246 220H247V222H246ZM255 220V221H254ZM3 221H4V223H3ZM21 221V222H20ZM23 221V222H22ZM32 221V223L34 224H32V223H29V222H31ZM68 222V221H70V222H68V223H65V222ZM150 221V222H149ZM185 221V222H184ZM228 221H231V222H228ZM236 221V222H235ZM257 221V222H256ZM5 222H7V223H5ZM91 222V223H90ZM123 222H124V224L127 226L128 225V227H126L125 226V228H123L122 229V227H124V224H123ZM156 222V223H155ZM161 222V223H160ZM162 222H163V224H162ZM183 222L184 223H186L187 222V224L188 225H186V224H183ZM197 222V223H196ZM200 222H202L201 223V225H200ZM239 222V223H238ZM244 222H246V223H244ZM249 222H251V223H249ZM2 223H3V227H2ZM23 225H22V224ZM67 224L66 225V229H65V224ZM70 223V226L68 225ZM73 223V224H72ZM86 223L88 224H90V227L92 228V230H94V232H93V235H95L94 237L92 236V238H94L93 240L94 241H92V238H88V237H86L87 236V234L88 233H90V231H92V230H90L91 228L88 226V225H86ZM123 224V225H120V224ZM146 223L148 224V226H150V228H148V226L146 225ZM158 223H160V224H158ZM165 223V224H164ZM169 223V229H168V226L166 225V224H168ZM194 223V224H193ZM198 223H199V225H198ZM206 225H205V224ZM218 223V224H217ZM227 223H229V224H227ZM232 223V224H231ZM234 223V224H233ZM259 223V224H258ZM4 224H6V227H5V225ZM8 224V225H7ZM21 224V225H20ZM25 224V225H24ZM28 224H30L31 225V228L30 227H27V226H29ZM35 224H36V226H35ZM110 224H112V225H110ZM119 224V226H117ZM150 224V225H149ZM182 224V225H181ZM193 224V225H192ZM209 224L207 225V226H209ZM225 224H227V225H225ZM241 224V225H240ZM244 224V225H243ZM246 224V225H245ZM255 224H256V226H255ZM11 225H12V227H11ZM18 225H19V227H18ZM72 225H74V226H72ZM79 225V226H78ZM86 225V226H85ZM114 225V226H113ZM116 225V226H115ZM156 225H157V227H156ZM160 225V226H159ZM164 225H166V226H164ZM178 225V226H177ZM186 225V226H185ZM235 225H236V227H235ZM243 225V226H242ZM259 225V226H258ZM12 228H10V227ZM14 226H15V228H14ZM23 226V231L21 230L22 227ZM34 226V227H33ZM78 228H76V227ZM81 226H84V227H81ZM110 226H112L114 229H117V227L120 229H117V230H112L113 228L111 227V230L113 231H111L110 230ZM132 228H131V227ZM159 226V227H158ZM184 228H183V227ZM188 226H189V228H188ZM191 226V227H190ZM196 227V229H194L195 227ZM198 226H200V227H198ZM217 227L218 228V226H220V227H222V229H219L220 231H217V228H214V227ZM224 226V227H223ZM230 226H233V227H235V229L236 228H239V230L238 229H234V228H232V227H230ZM237 226H239V227H237ZM253 226V227H252ZM9 227V228H8ZM25 227H27L26 229H25ZM36 227V228H35ZM68 227V228H67ZM70 227V228H69ZM72 227V228H71ZM81 227V228H80ZM130 227V228H129ZM166 227H167V230H166ZM181 227V228H180ZM198 227V228H197ZM203 227H205V229L203 228ZM245 227V229H243V228ZM16 228H17V230H16ZM74 228V229H73ZM77 230H76V229ZM86 228V229H85ZM128 228V229H127ZM154 230V231H152V229ZM154 228H157V229H154ZM158 228L159 229H161V232L158 230ZM164 228V229H163ZM182 228L184 229V233H182ZM186 228H187V231H185L186 230ZM193 228V230L195 231V233H194V231L192 232V231H188V230H190V229H192ZM226 228L227 229H232L231 230V232H230V230H226ZM240 228H242V229H240ZM257 228H259V229H257ZM11 229V230H10ZM15 229V230H14ZM25 229V230H24ZM37 229H40V231L38 230V231H36ZM69 229V230H68ZM80 229V230H79ZM82 229H84V230H82ZM130 229H134L133 231L132 230H130ZM149 229H150V232H151V234H150V232L148 233V231H149ZM176 229V230H175ZM204 229V230H203ZM213 229H216V232H218L217 234H218V236L220 237V239H219V237L217 236V238L216 237H214L215 236V230H213ZM255 229H257V232L255 231ZM262 229V230H261ZM7 233H9V234H11V235H9V234H6V232ZM8 230V231H7ZM30 230H34V231H32V233L30 232ZM65 230H66V232H65ZM72 230V231H71ZM74 230V231H73ZM82 230V231H81ZM89 230V231H88ZM157 230V232H155ZM162 230H165V233L162 231ZM179 230H180V232H179ZM182 230V231H181ZM199 230V231H198ZM200 230L202 231V232H200ZM205 230H206V232H205ZM224 230H225V232H224ZM236 231V232H234V231ZM242 230H245L244 232L242 231ZM15 231V232H14ZM17 231H19L18 233H16ZM36 231V232H35ZM68 231V232H67ZM71 231V232H70ZM82 233H81V232ZM85 231V232H84ZM87 231V232H86ZM111 231V232H110ZM115 231V232H114ZM136 231V232H135ZM159 231V232H158ZM171 231H174V232H171ZM175 231H177V233H175ZM213 231L215 232V233H213ZM233 231V232H232ZM238 231H240V232H238ZM253 231H255V232H253ZM258 231H260L259 233H258ZM23 233V235L21 234V233ZM29 233V234H27V233ZM39 232V233H38ZM70 232V233H69ZM76 234H78V235H75V233ZM118 232H121L120 234L118 233ZM124 232H127L126 234H124ZM135 232V233H134ZM141 232V231H140ZM169 232H171L170 234H171V236H168V234H169ZM196 232H198L197 234H196ZM206 234H205V233ZM222 234H221V233ZM226 232H228L227 233V235L228 236H226ZM24 233H26L25 235H24ZM36 233V234H35ZM66 233V234H65ZM73 233V234H72ZM84 233H86V234H84ZM113 233V236L111 235ZM115 233V234H114ZM117 233V234H116ZM131 233L132 234H136V236H134L133 235V237H132V235H131ZM145 233H147V234H145ZM160 233H162V234H165L162 238H161V234ZM167 233V234H166ZM185 233H188V239H186V236L187 235H184ZM189 233H191V234H189ZM193 233V234H192ZM201 233H202V235H201ZM209 235H208V234ZM211 233V234H210ZM230 233V234H229ZM232 233V234H231ZM234 233H236V235L234 234ZM238 233H240L242 236H240V234H238ZM251 233V234H250ZM253 233H257L256 234V236H255V234H254V237H252L253 236ZM261 233V234H260ZM18 234H20V235H18ZM71 234H72V236H71ZM84 234V235H83ZM98 234V235H97ZM119 234V235H118ZM142 234H140V236L142 235ZM150 236H149V235ZM156 234V235H155ZM169 234V235H170ZM179 234H181V235H179ZM196 234V235H195ZM223 234H225V235H223ZM235 236H234V235ZM243 234H246V235H243ZM248 234V235H247ZM5 235H8V236H6L5 237ZM34 235V236H33ZM69 235V236H68ZM80 235H82L83 236V238L84 239H82V241H81V237H80ZM96 235H97V237L98 238H96ZM117 237V239H116V237ZM121 235V236H120ZM122 235H123V238H121L122 237ZM124 235H126V236H124ZM155 235V237L157 236V237H159V238H157L156 237V239L158 240V242H157V240H154V236ZM167 235V236H166ZM177 235V236H176ZM190 235V236H189ZM193 235V236H192ZM221 235V236H220ZM222 235L225 237L224 239L225 240H223V237H222ZM231 235V236H230ZM30 236V237H29ZM32 236L34 237V238H32ZM69 237V240H68V238L67 237ZM85 236V237H84ZM109 236H112L113 238H110ZM120 236V237H119ZM128 236H130V238H128ZM146 236H148V239H147V237ZM172 236H174L175 237V239H174V237H173V241L172 240H170L171 238H172ZM201 238H200V237ZM205 237V238H203V237ZM207 236V237H206ZM210 236V237H209ZM212 236V237H211ZM236 237V238H230V237ZM240 236V237H239ZM244 236V237H243ZM257 236H258V238H260V240L257 238ZM263 236V237H262ZM3 237V238H2ZM9 237H11L10 239H9ZM14 237V238H13ZM18 237V238H17ZM23 237V238H22ZM27 238V240H28V238H29V243H27L28 241L26 240V238ZM127 237V238H126ZM135 237V238H134ZM149 237H151V238H149ZM164 237H165V239L167 240H165L164 239ZM169 237V238H168ZM181 237V238H180ZM190 237V238H189ZM208 237H209V239L210 240H208ZM243 237V238H242ZM4 238H6V240L7 241H5L4 240ZM31 238V239H30ZM67 238V239H66ZM121 238V239H120ZM124 238H125V240H124ZM132 238V239H131ZM133 238H134V241H133ZM177 238H178V240H177ZM184 238V239H183ZM196 238H198V239H195ZM207 238V239H206ZM212 238H214V240H211ZM217 240H216V239ZM229 238V239H228ZM246 238V239H245ZM254 240H253V239ZM257 238V239H256ZM3 239V240H2ZM14 239V240H13ZM18 239V240H17ZM21 239V240H20ZM71 239L74 241V242H72L71 241ZM85 239H87V241L85 240ZM91 239V240H90ZM109 239L111 240L110 242H109ZM130 240V241H132V242H130V241H128V240ZM150 239V240H149ZM152 239V240H151ZM163 240L162 242L160 241V240ZM180 239V240H179ZM192 239V242L190 241ZM222 239V240H221ZM234 239V240H233ZM239 239H240V241H239ZM242 239V240H241ZM13 240V241H12ZM17 240V241H16ZM23 240H25V241H23ZM103 240V239H102ZM123 241L122 243H119V242H121V241ZM127 240V241H126ZM137 240V241H136ZM145 240H149V245L150 246H153V247H151V248H153V250L150 248V246L148 245V243H146L145 242ZM177 240L178 242H175V241ZM197 241L198 242V240H199V243L197 244V242L195 243V241ZM200 240H202V242H200ZM218 240H221V241H218ZM227 240V241H226ZM228 240H229V245H227L228 244ZM235 240H236V243H235ZM238 240V241H237ZM249 240V241H248ZM252 240H253V242H252ZM258 241V242H255L256 244H254V241ZM3 241V244H5V245H2V242ZM24 243H26V244H24L23 245V242ZM69 241V243H66V242H68ZM80 241V242H79ZM84 241H86V242H84ZM88 241L90 242V244H88ZM101 241V240H100ZM151 241H152V243H151ZM154 241L155 242H157V244L155 243L154 245H152L153 243H154ZM171 241H172V243H171ZM180 241V242H179ZM181 241L182 242H184V244L183 243H181ZM189 241V242H188ZM205 241V242H204ZM216 241H218L217 243H214V242H216ZM226 241V242H225ZM243 241V242H242ZM4 242H7V243H4ZM9 242V243H8ZM20 242H22L21 243V245H17V244H19ZM78 242V243H77ZM126 242V243H125ZM136 244H135V243ZM145 242V243H144ZM160 242H161V245L163 246V244L164 245H166V243L168 242V244L166 245V246H164L163 247V252H162V246L160 245ZM164 242V243H163ZM195 244H194V243ZM207 242V244H208V249H203L202 248V246L204 247V248H206L205 246H207V244H204V243H206ZM209 242H210V244H209ZM219 242H220V244H219ZM223 242V244L225 243V245H222L221 243ZM233 242V243H232ZM237 242H239V243H237ZM260 242V243H259ZM14 243V244H13ZM15 243H17V244H15ZM66 243V244H65ZM74 245V246H72V244ZM88 244V246H87V244ZM101 243V242H100ZM119 243V244H118ZM131 243H133L134 245H138V246H132V244ZM137 243H139V244H137ZM144 243V244H143ZM163 243V244H162ZM171 243V244H170ZM174 243H176V246H177V248L175 247V244ZM178 243L179 244H182V245H178ZM187 243V244H186ZM193 243V244H192ZM212 243V244H211ZM227 243V244H226ZM231 243V244H230ZM253 243V244H252ZM258 243V244H257ZM7 244H10V245H12V247H13V249H12V247L10 246V245H7ZM104 244H105V242H103L102 243V245H103V247H104ZM116 244H118V245H116ZM120 244L122 245V246H126L125 248H123V247H121L120 246ZM125 244V245H124ZM143 244V245H142ZM148 245V246H146V245ZM189 244V245H188ZM192 244V245H191ZM202 244V245H201ZM205 246H204V245ZM240 244V245H239ZM68 245V246H67ZM82 245V246H81ZM90 245H92V246H94L93 247V249L94 250H92L91 251V249H92V246L90 247ZM158 245H159V247L161 246V251H160V249L159 248H157L158 247ZM198 246V247H195V246ZM211 245H213V246H211ZM215 245H219L218 246V248H217V246H215ZM253 245H254V247H253ZM255 245H258V247L256 246L255 247ZM6 246H8V247H6ZM17 247V251H16V247ZM77 246V247H76ZM79 246V247H78ZM80 246H81V248H80ZM97 248H96V247ZM106 246V245H105ZM108 246V245H107ZM131 248H130V247ZM141 246V247H140ZM142 246H145V248L143 249L142 248ZM167 246H170V247H167ZM180 248H182V249H180ZM190 246V247H189ZM244 246H245V248H244ZM247 246V247H246ZM4 247H6V248H4ZM15 247V248H14ZM99 247V248H98ZM119 247H121L120 249H119ZM148 247L150 248V249H148ZM155 247V248H154ZM170 248V249H167V248ZM172 247H174V248H172ZM185 247V248H184ZM186 247H188V248H186ZM194 249H193V248ZM213 249H212V248ZM215 247L217 248V249H215ZM222 247V248H221ZM261 247V246H260ZM10 248V249H9ZM18 248H20V249H18ZM23 248V249H22ZM76 250H75V249ZM79 248V249H78ZM83 248H84V250H85V252H84V250H83ZM87 248H90V249H87ZM108 247H104V249L106 250ZM128 248V249H127ZM133 248V249H132ZM134 248H136L137 249V251H138V248H139V251H138V253H137V251H136V249H134ZM141 248V249H140ZM157 248V249H156ZM178 248H179V250H178ZM197 248H199V249H197ZM200 248H202V249H200ZM211 248V249H210ZM221 248V249H220ZM225 248V249H224ZM241 248H242V250H243V252L241 251ZM256 250H255V249ZM4 249L5 250H9V253H8V251L6 252H2V251H4ZM109 249V248H108ZM108 249H107V252H108ZM125 249V250H124ZM127 249V250H126ZM146 249V250H145ZM167 249V250H166ZM171 249H173L172 251H170L169 252V254H167L166 253V251H169V250H171ZM175 249V250H174ZM177 249V250H176ZM184 249L186 250V251H184ZM191 249V250H190ZM226 249H227V252H226ZM228 249H229V251H228ZM240 249V250H239ZM250 249V250H249ZM263 249V250H262ZM15 250V251H14ZM78 250V251H77ZM122 250H124L125 252H127L126 254H125V256L127 255V260H129V261H126V258L124 257V254L123 253H125V252H123ZM128 250L130 251L131 250V252H128ZM135 250V251H134ZM142 250V251H141ZM143 250H144V252H143ZM149 250H151V251H149ZM155 250L157 251V250H159L158 252H155ZM184 251V253H183V251ZM187 250H189V252L187 251ZM194 250H196V251H200V250H202V251H200V252H202V254L204 255V257H203V255L199 252V254H198V252H194L193 253V251ZM212 250H213V252L215 253H213L212 252ZM214 250H216V252L214 251ZM223 252V254H225V255H227V256H229V257H227V258H225V255H223V254H220L221 252ZM223 250H225V251H223ZM258 250V251H257ZM19 251V252H18ZM79 251V252H80ZM141 251V252H140ZM146 251V252H145ZM150 253H149V252ZM173 251H176L177 253L179 252L180 254H181V256H180V254L178 253H173ZM205 251V252H204ZM208 251V252H207ZM219 251V254L220 255H218V254H216L217 252ZM234 251H236V252H234ZM244 251H246V252H244ZM263 251V252H262ZM3 254H2V253ZM15 252H17V253H15ZM23 252V253H22ZM73 252H75V254L74 255H72V253ZM88 252V253H87ZM95 252V253H94ZM123 252V253H122ZM140 252V253H139ZM152 252V253H151ZM155 252V254H153ZM162 252V253H161ZM165 252V253H164ZM185 252H187L188 253V255L186 256V254L187 253H185ZM204 252V253H203ZM226 252V253H225ZM258 252V253H257ZM5 253L7 254V255H5ZM24 254V255H22V254ZM135 253V254H134ZM138 255H137V254ZM143 253V254H142ZM160 253V254H159ZM163 253H164V255L167 257H165L164 255H163ZM173 253V255H172V257H170L171 256V254ZM182 253H183V256H182ZM191 253L192 254H194V255H191ZM205 253H209L210 255L208 256V257H210V259L207 257V256H205V255H208V254H205ZM228 253V254H227ZM244 254V255H242V254ZM248 253V254H247ZM15 254V255H14ZM146 254V255H145ZM149 254H152L151 256L149 255ZM184 254H185V258H183L184 257ZM190 254V255H189ZM214 254V255H213ZM236 254H238L239 256H237ZM251 254V255H250ZM3 255H5V256H3ZM9 255H11V256H9ZM13 255V256H12ZM133 255V258L131 257ZM135 255H137V258H135L136 256ZM143 255V257H141V259H138V257H140V256H142ZM155 255H157V256H155ZM160 255H162V256H159ZM168 255V256H167ZM181 257V259H182V261H181V259L178 257ZM196 255H199V256H197V258L199 259V258H205V259H200V260H198L197 258H196ZM215 255H218V256H216V257H218V258H216L215 257ZM224 256V258L223 257H221V256ZM232 255V256H231ZM263 255V256H262ZM25 256H27V257H25ZM78 255H75V257H77ZM130 256V257H129ZM144 256H145V258H144ZM164 256V257H163ZM174 256V257H173ZM176 256H177V259H176ZM241 256V257H240ZM244 256V257H243ZM246 256V257H245ZM258 256H260L261 258L263 257V259H259V258H256V257H258ZM5 257V258H4ZM148 257H150V258H147ZM156 257V258H155ZM158 257H159V261L157 260L158 259ZM169 257V258H168ZM191 257V258H190ZM192 257H193V259H192ZM212 257V258H211ZM237 257H238V259H237ZM7 258V259H6ZM9 258V259H8ZM27 258V259H26ZM125 258V259H124ZM129 258V259H128ZM135 258V259H134ZM161 258V259H160ZM187 258V259H186ZM196 258V259H195ZM214 258H216L215 259V261H213L214 260ZM221 258V259H220ZM233 258V260H231ZM245 258V259H244ZM3 259V260H2ZM26 259V260H25ZM137 259V260H136ZM146 260V261H143V260ZM155 260V263L154 262H152V261H154ZM162 259H164V260H162ZM167 259V260H166ZM172 259H174V260H172ZM178 259H180V261L178 260ZM186 261H185V260ZM189 259H191V260H189ZM208 261H207V260ZM223 259H225V260H223ZM242 259V261H240V260ZM259 259V260H258ZM13 260V261H12ZM21 260H22V262H21ZM138 260H139V262H138ZM141 260V261H140ZM172 260V261H171ZM196 260V261H195ZM231 260V261H230ZM238 261V262H235V261ZM259 262H258V261ZM263 260V261H262ZM161 261H163V262H161ZM164 261H166V262H164ZM169 261H171L170 263H169ZM200 261V262H199ZM228 261V262H227ZM240 261V262H239ZM245 261V262H244ZM262 261V262H261ZM25 262V263H24ZM119 262V263H120ZM207 262V263H206ZM210 262V263H209ZM216 262H218V263H216ZM235 262V263H234ZM174 263H172V264H174ZM184 263V264H185ZM189 263V264H190Z\"/></svg>", "mask_w": 264, "mask_h": 264}, {"label": "bare ground", "instance_id": "obj_2", "mask_svg": "<svg viewBox=\"0 0 264 264\" xmlns=\"http://www.w3.org/2000/svg\"><path fill=\"white\" fill-rule=\"evenodd\" d=\"M8 1H10V0H0V17H1L2 15H4V14L6 15L7 7H8L7 5L10 4V2L7 3ZM18 1H20V0H18ZM18 1H17V2H18ZM39 1H40V2H38V1H36V2H38V3H40L41 5H43V6L46 7L47 5H49V3H50L51 0H39ZM52 1H54V0H52ZM58 1H59V0H58ZM64 1L66 2V0H64ZM69 1H70V0H69ZM69 1H68V2H69ZM195 1H196V0H195ZM197 1H198V0H197ZM199 1H200V0H199ZM214 1H215V0H214ZM219 1H221V0H219ZM222 1H223V0H222ZM237 1H238V0H237ZM237 1L235 0V2H237ZM253 1H254V0H253ZM256 1H259V0H256ZM14 2H16V1H14ZM22 2H25V0H24V1L22 0ZM26 2H27V0H26ZM26 2H25V3H26ZM30 2H31V1H30ZM33 2H34V0H33ZM36 2L33 3V5L36 4ZM54 2H55V1H54ZM61 2H62V1H61ZM68 2H67L66 5L69 4L68 6L72 7V10H71V11H73L72 22H70V24L72 23L71 25H72V29H73V30H72L70 27H69V29H71L72 32H74V33L72 34L73 37H70V36H69V37L71 38L70 40H68L69 43H68V42H65V43H68V46H67V47H68V48H67L68 50H67V51H69V53L71 54V58H72V55L74 56V57H73L74 59H73L72 64H71L70 62L67 61V62L70 63V64H67V62H66L65 65H69V66L71 65V67H72L71 70H72L73 74L71 75L72 82H71V81H69V82L67 81V82H68V85L66 84L67 82H66V83H65V82H62V83H63V84L65 83L67 86H69V83H71V84H73L74 86H73V85H72L73 87L70 86L71 89H70V87H67V90H66V91H67V96H65L66 98H64L65 103H64V104L62 103V108H63V105H64V106L67 105V106H66V108H67L68 106H73L74 104H76L75 102H76V96H77V93H78L81 89H83V85L86 84V83H85V75H84V73H87L88 71L93 70L94 67H96L98 64H99V65H103V66H105L106 63H105V65L103 64V63H104L103 59H104V57H105V52H106V50H109L108 53H110V51H111V54H112V52H113V54H114L113 57H114L115 63L117 62L118 65H119V63L121 64V67L119 66V67L121 68V71H120V72H121V75H122V77H124V80H125L126 84H128V85H127L128 87L123 86L122 88H123V89H124V87H125V89L128 88V89H130L132 92H133V91L136 92V90H137V93L135 94V98H136V95H137L138 92H139V95H140V98H139V99H140L141 101H139V104H131V102L128 103V100L131 101L130 98H129V99H128V98H127V99H126V98H125V99H124V98L121 99V97H120V100L118 99L120 105H119V106H118V105L115 106V108L118 107L117 109L120 110V111H122L121 114L123 113V111H125V113L129 112V113H130L129 115L126 114V115L129 116V118L127 117V118H128V121H127V120H122V115H123V114H122V115H119L118 112H115V113H118V114H117L118 117L116 116V117H117V122H113V121H115V120H113V121H112V125H110V124H109V125H110V127L112 126L111 128L113 129V123H117L116 128H115L114 130H115V131L118 130V132H119V130H121V129H118L119 126H122V125L125 126V124H126V123H123L122 125H119V124L121 123V121H125V122H127V126L124 128L126 131H125L122 127H121V128L125 131V132H123V131H122V132L125 133V135L127 136V139L130 140V143H128V142H127L128 140L125 139L126 142H127L128 144L131 145V146H129L130 149L134 150V149H136L137 147H140L141 144H142V146H143V145L148 146V148H147L148 151H149V152H148V153H149V156H148V157H150V161H148V160H147V161L150 162V163H147V164H144V163H143V164L146 165V167L148 166L147 169L151 170L152 172L150 173V172L148 171L149 173L147 172V174L145 175V176H146V179L144 178L145 176L143 175V176H144V177H143L144 179H142V180H147V181L150 182L152 185H154L156 182L158 183V180H159L160 185L165 186V185H164V184H166L165 180L162 179L163 181H162V182L160 181V179H161V178H160V177H161V174H160V173H161V170H162V169H168V171L171 170L172 173H171L170 171H169V172L172 174V176H173V174H174L173 178L171 177L172 179H174V178H175V175H177V173H173V172H174L173 170H175V168L178 169V167H176V166L173 165L174 162H173V160H171L172 157H169V156H170V155H169L170 153L168 154L167 152H165V149H169V150H170V148L173 149V148H174V145H176V144L178 145V143H181V142H180L181 139L184 140L183 135L186 136L187 134H185V133L188 132V131L186 130V132H184V134L182 133V130H183V127H184V121L186 122V119H185V120L183 119V116H182V114H183V113H182V109H183V108H182V109L180 108V107H182V106H180V105L182 104V101H181V103L178 101V102L180 103V105H179L180 107H179V106L177 105V103H176V101H177L176 98H177V97H176L175 93L173 94V92H175L176 90H174L173 86H171V85L174 83L173 80H172V84H171V83H169V82L167 81V79H166V81H167L168 83H167V84H164L163 81L160 80L161 78H160V79L157 78V75H156V73L159 72V71H158V67L160 66V65H159V62H160V61H158V57H159L160 54H161V53H160L161 48L165 47V48H168L169 51H171V52H175V48L177 47L176 44H175V41H176V40H175V41L173 40V39H176V38H175V37H174V38L171 37V35H170V31L168 30V29H169V28H168L169 25L166 27V23H165V21H166L165 19H166L167 16L165 17V14H166V13L164 14V5H165V3H166L167 1H165V0H82V2H78V4H77V3H73V2H71V3H72V4H71V3H68ZM74 2H75V1H74ZM173 2H174V1H173ZM210 2H212V0H211ZM232 2H234V0H232ZM254 2H255V1H254ZM260 2H261V4L263 5L262 0H261ZM260 2H258V3H260ZM263 2H264V0H263ZM18 3L20 4L21 2H18ZM25 3H23V4L25 5ZM38 3H37V5H34V6H38ZM167 3H168V2H167ZM167 3H166V5H168ZM169 3H170V2H169ZM189 3H190V2H189ZM201 3L204 4V5H206L205 3H207V2H206V0H205V2H201ZM208 3H209V2H208ZM212 3H213V5H212ZM212 3H211V6L214 7V2H212ZM229 3H231V2H229ZM246 3H247V4H246ZM246 3H245L244 5H248V2H246ZM249 3H250V1H249ZM251 3H252V2H251ZM255 3L258 4L257 2H255ZM11 4L13 5V1H12ZM11 4H10V5H11ZM14 4H17V3H14ZM26 4H27V3H26ZM28 4H29V5H32V4H30L29 2H28ZM60 4H61V3H60ZM175 4H176V3H175ZM175 4H173V6H174ZM182 4H183V2H182ZM187 4H188V3H187ZM199 4H200V3H199ZM215 4H216V3H215ZM231 4L233 5V3H231ZM241 4H243V2H241ZM241 4H240V6H241ZM256 4H255V5H256ZM10 5H9V7L12 6V5H11V6H10ZM62 5H63V4H62ZM64 5H65V3H64ZM166 5H165V6H166ZM178 5H179V4H178ZM193 5H194V4H193ZM196 5H198V4H196ZM200 5H201V4H200ZM209 5H210V3H209ZM234 5L236 6V4H234ZM15 6H16V5H15ZM20 6H21V5H20ZM25 6H26V5H25ZM34 6H33V7H34ZM59 6H60V5H58V6L55 5L54 7H57V9H60V8H58ZM168 6L170 7V4H169ZM171 6H172V5H171ZM175 6H177V5H175ZM186 6H187V5H186ZM217 6H218V5H217ZM226 6H227V5H226ZM229 6H230V4H229ZM249 6H250V5H249ZM251 6H252V5H251ZM259 6H261V5H257V8H258ZM9 7H8V8H9ZM60 7H61V6H60ZM66 7H67V6H66ZM66 7H65V8H66ZM177 7H178V6H177ZM227 7H228V6H227ZM236 7H237V6H236ZM243 7H244V6H243ZM243 7H242V8H243ZM255 7H256V6H255ZM255 7H253V8L255 9ZM13 8H14V7H13ZM17 8H18V7H17ZM23 8H24V7H23ZM23 8H22V9H23ZM27 8H28V7H27ZM30 8H31V7H30ZM37 8H38V7H37ZM42 8H43V7H42ZM42 8H41V9L39 8V9L42 10ZM62 8H63V7H62ZM68 8H69V7H68ZM165 8L168 9V10L171 9V8L169 9V8H167V7H165ZM173 8H174V7H173ZM178 8H179V7H178ZM181 8L184 9L183 7H181ZM189 8H191V7H189ZM189 8H187V9H189ZM200 8H201L200 10H202V8L204 9V6L202 7V5H201ZM215 8H216V6H215ZM225 8H226V7H225ZM229 8H231V6H230ZM234 8H235V7H234ZM240 8H241V7H239L238 10H239ZM242 8H241V9H242ZM248 8H249V7H248ZM248 8L245 7L244 10H245V9H248ZM259 8H260V7H259ZM9 9H10V8H9ZM9 9H8V10H9ZM11 9H12V7H11ZM32 9H33V8H32ZM47 9L49 10V8H47ZM47 9H46V10H47ZM50 9H51V6H50ZM52 9H54V13L56 14V12H55V8H53V4H52ZM69 9H71V8H69ZM174 9H176V7H175ZM195 9H196V8H195ZM205 9H206V8H205ZM210 9H211V8H210ZM213 9H214V8H213ZM217 9H218V7H217ZM236 9H237V8H236ZM260 9H261V8H260ZM15 10H16V8H15ZM18 10H19V9H18ZM18 10H17V12H19ZM23 10H24V9H23ZM23 10H22V11H23ZM27 10H28V9H27ZM34 10H35V9H34ZM34 10H33V12H34ZM66 10H67V9H66ZM168 10H166V12H167ZM196 10H197V9H196ZM196 10H195V11H196ZM207 10H208V9H207ZM222 10H223V9H222ZM222 10H221V11H222ZM226 10H229V9L226 8L225 11H226ZM231 10H232V13H233V12H234L233 10H235V9L231 8ZM248 10H250V9H248ZM258 10H259V9H258ZM9 11H10V10H9ZM9 11H7V12H9ZM20 11H21V9H20ZM35 11H36V10H35ZM42 11H43V10H42ZM42 11H40V12H42ZM52 11H53V10H52ZM52 11H50V10L47 11V12L44 11L45 14H42V15H44V19L46 18L47 21H48V20H52V19L55 17V14H54ZM61 11H62V10H61ZM71 11H69V14L71 13ZM175 11H176V10H175ZM179 11H181V10L179 9ZM185 11H186V8H185ZM193 11H194V9L192 10L191 14L193 13ZM197 11H198V10H197ZM205 11H206V10H205ZM216 11H217V10H216ZM221 11H220V12H221ZM223 11H224V10H223ZM223 11H222V12H223ZM239 11H240V10H239ZM239 11H237V12H239ZM251 11H252V10H251ZM254 11H255V10H254ZM259 11H260V10H259ZM14 12H16V11H14ZM63 12H64V10H63ZM66 12H68V11H66ZM169 12H170V11H168L167 13H169ZM181 12H183V10H182ZM181 12H180V13H181ZM187 12H188V11H187ZM189 12H190V11H189ZM200 12H201V11H200ZM207 12H208V11H207ZM211 12H212V11H211ZM227 12H229V11H226L225 13H227ZM237 12H236V13H237ZM243 12H244V11H243ZM243 12H242V14H243ZM245 12H246V11H245ZM245 12H244V13H245ZM263 12H264V11H263ZM263 12H262V13H263ZM12 13H13V12H12ZM12 13H11V15H9V16H13ZM21 13H22V12H21ZM23 13H24V12H23ZM23 13H22V15L25 14V13H24V14H23ZM26 13H27V12H26ZM31 13H32V12H31ZM64 13H65V12H64ZM185 13H186V12H185ZM185 13L183 12V14H185ZM195 13H196V12H195ZM197 13H198V12H197ZM204 13H206V12H204ZM225 13H224V14H225ZM252 13H254V12H251V14H252ZM260 13H261V12H260ZM15 14H16V13H15ZM27 14H29V13H27ZM37 14H38V13H37ZM37 14H36V12H35L33 15H35V17H36ZM71 14H72V13H71ZM71 14H70V15H71ZM170 14H171V13H170ZM178 14H179V13H178ZM178 14L176 15L177 17H178ZM208 14H209V12H208ZM218 14H219V13H218ZM222 14H223V13H222ZM224 14H223V15H224ZM237 14H238V13H237ZM256 14H257V13H256ZM17 15H18V14H17ZM19 15H20V14H19ZM40 15H41V14H40ZM56 15H57V14H56ZM62 15H63V14H62ZM70 15H68L69 18H71ZM180 15H181V14H180ZM201 15H202V13H201ZM203 15H204V18H205V14H203ZM203 15H202V16H203ZM210 15H212V14H210ZM219 15H221V14H219ZM234 15H235V14H234ZM239 15H241V14H239ZM243 15H245V14H243ZM254 15H255V13H254ZM9 16H7V18H8ZM15 16H16V15H15ZM38 16H39V15H38ZM57 16H58V15H57ZM59 16H60V15H59ZM59 16H58V17H59ZM168 16H169V15H168ZM172 16H173V15H170L169 17L171 18ZM176 16H175V17H176ZM185 16H186V14H185ZM192 16H193V15H192ZM199 16H200V15H199ZM206 16H207V15H206ZM214 16H215V14L213 15V17H214ZM241 16H242V15H241ZM241 16H240V17H241ZM250 16H251V15L249 14V17H250ZM258 16H259V15H258ZM263 16H264V15H263ZM23 17H24V16H23ZM58 17H57V18H54V19L56 20V22L61 21V20L63 21V19H59V20H58ZM62 17H63V16H62ZM68 17H66V18L64 17V18L67 19ZM169 17H168V18H169ZM175 17H174L173 19H176ZM182 17H183V16H182ZM182 17H181V19H182ZM194 17H196V15L193 16L192 18H194ZM216 17H217V16H216ZM229 17H230V15H229ZM242 17H243V16H242ZM254 17H255V16H254ZM260 17H261V16H259V18H260ZM2 18H3V16H2ZM2 18H1L0 22L2 21ZM12 18H14V17H12ZM18 18L20 19V16H19ZM27 18H28V17H27ZM39 18H40V16H39ZM39 18H38V19H39ZM59 18H60V17H59ZM168 18H167V19H168ZM187 18H188V14H187ZM197 18H198V17H197ZM204 18H200L199 21H198V22H200L201 25H202V23L204 22V21H203ZM209 18H210V17H209ZM219 18H221V17H219ZM224 18H225V17H224ZM227 18H228V16H227ZM246 18H248V17H246ZM8 19H9V18H8ZM34 19H35V18H34ZM38 19H35V20H38ZM46 19H45V20H46ZM54 19H53V20H54ZM173 19H172V20H173ZM212 19H213V18H212ZM222 19H223V18H222ZM222 19H221V20H222ZM231 19H232V18H231ZM237 19H238V18H237ZM243 19H244V18H243ZM248 19H249V18H248ZM252 19H253V18H252ZM252 19L250 18L249 20H252ZM256 19H258V18L256 17ZM256 19H255V20L253 19L254 22L256 21ZM261 19H262V18H261ZM261 19H259V20H261ZM13 20H15V18H14ZM39 20H40V19H39ZM41 20H43V18H42ZM41 20H40V21H41ZM53 20H52V21H53ZM55 20H54V21H55ZM188 20H189V19H188ZM196 20H197V19H196ZM196 20H195V21H196ZM205 20H207V18H206ZM208 20H209V19H208ZM223 20L225 21V19H223ZM241 20H242V19H241ZM244 20H246V19H244ZM244 20H243V21H244ZM253 20H252V21H253ZM263 20H264V19H263ZM3 21H4V20H3ZM3 21H2V22H3ZM7 21H8V23H9L10 21H12V19L7 20ZM25 21H26V19H24V21H23L24 24H25ZM29 21H31V20H29ZM70 21H71V20H70ZM193 21H194V19L192 20V22H193ZM209 21H212V20H209ZM209 21H208V22H209ZM215 21L217 22V20H215ZM218 21H219V19H218ZM227 21H228V19H227ZM227 21H226V22H227ZM229 21H230V20H229ZM252 21H250V22H252ZM261 21H262V20H261ZM12 22H13V21H12ZM20 22H21V21L18 20V23H20ZM26 22H27V21H26ZM32 22H33V21H32ZM43 22H44V21H43ZM63 22H65V21H63ZM170 22L172 23V21H170ZM176 22H177V21H176ZM192 22H191V24H192V26H194V25H193L194 22H193V23H192ZM196 22H197V21H196ZM198 22H197V23H198ZM212 22H213V21H212ZM216 22H214V23L216 24ZM226 22H225V23H226ZM238 22H239V21H238ZM247 22H248V21H247ZM254 22H253V23H254ZM3 23H4V22H3ZM18 23H17V24H18ZM21 23H22V22H21ZM37 23H38V22H37ZM37 23H35V25H36ZM40 23H41V22H40ZM46 23H47V22H46ZM48 23H49V21H48ZM68 23H69V22H68ZM209 23H210V22H209ZM225 23H224V24H225ZM239 23H240V22H239ZM241 23H242V22H241ZM259 23L263 24L262 22H259ZM12 24H13V23H12ZM22 24H23V23H22ZM29 24H30V23H29ZM49 24H50V23H49ZM49 24H48V25H49ZM65 24H66V23H65ZM168 24H169V23H168ZM189 24H190V23H189ZM194 24H195V23H194ZM210 24H211V23H210ZM217 24H218V23H217ZM221 24H223V23H221ZM224 24H223V25H224ZM234 24H235V23H234ZM255 24H257V22H256ZM7 25H8V24H7ZM10 25H11V22H10ZM15 25H16V24H15ZM37 25H38V24H37ZM41 25H42V24H41ZM44 25H45V24H44ZM44 25H43V26H44ZM50 25H51V24H50ZM52 25H54V24H52ZM56 25H57V24H56ZM59 25H60V23H59ZM170 25H171V24H170ZM186 25H187V24H186ZM203 25L207 26V24H203ZM212 25H213V24H211V26H212ZM219 25H220V23H219ZM223 25H222V26H223ZM235 25H236V24H235ZM5 26H6V24H5ZM13 26H14V25H13ZM20 26H22V25H20ZM20 26H16V28H18V27H20ZM31 26H33V24H32ZM39 26H40V25H39ZM39 26H38V27H39ZM46 26H47V25H46ZM46 26H45V27H46ZM62 26L64 27V25H62ZM62 26H60V27H62ZM68 26H70V25L68 24ZM187 26H188V25H187ZM197 26H198V24H197ZM208 26H209V25H208ZM208 26H207V27H208ZM226 26H228V25L226 24ZM6 27H9V26H6ZM6 27H5V28H6ZM41 27H42V26H41ZM56 27H57V26H56ZM63 27H62V28H63ZM65 27H66V26H65ZM169 27H170V26H169ZM177 27H178V26H177ZM182 27H183V26H182ZM182 27H181V29H183ZM195 27H196V26H195ZM233 27H236V26H233V25H232V28H233ZM240 27H242V26H240ZM247 27H248V26H247ZM2 28H3V27H2ZM11 28H12V27H11ZM11 28H10V30H11ZM13 28H14V27H13ZM21 28H23V26H22ZM24 28L26 29L25 25H24ZM50 28H51V27H50ZM50 28H49V27H48V28L46 27V30L48 29V30L51 32ZM167 28H168V29H167ZM172 28H173V27H172ZM184 28H185V27H184ZM190 28H191V27H190ZM190 28H189V29H190ZM192 28H193V27H192ZM198 28H199V27H198ZM201 28H203V27H201ZM204 28H205V27H204ZM223 28H224V27H223ZM242 28H243V27H242ZM258 28H259V27H258ZM14 29H15V28H14ZM44 29H45V28H44ZM44 29H42V30H44ZM59 29H60V28H59ZM63 29H64V28H63ZM63 29H62V31H63ZM67 29H68V28H67ZM193 29H194V28H193ZM193 29H192V30H193ZM206 29H207V28H206ZM234 29H235V28H234ZM238 29H239V25H238ZM238 29H237V30H238ZM240 29H241V28H240ZM7 30H8V29H7ZM17 30H18V29H17ZM17 30H16V31H17ZM20 30H21V29H20ZM29 30H30V29H29ZM53 30H54L55 33H56V31H60V30H56V31H55V26H54V29H53ZM71 30H69V33H70ZM171 30H172V29H171ZM179 30H180V29H179ZM183 30H184V29H183ZM197 30H198V29H197ZM199 30H200V29H199ZM199 30H198V31H199ZM202 30H203V29H202ZM217 30H219V29H217ZM225 30H226V29H225ZM225 30H224V31H225ZM230 30H232V29H230ZM230 30H228V33H229ZM244 30H245V29H244ZM244 30H243V32H244ZM252 30H253V29H252ZM254 30H255V29H254ZM14 31H15V30H14ZM16 31H15L14 33H16ZM64 31H65V32H68V31H66V30H64ZM64 31H63V32H64ZM176 31H177V29H176ZM180 31H181V30H180ZM189 31H191V30H189ZM189 31H188V32H189ZM194 31H195V29H194ZM206 31H207V30H204V32H205L204 35H206ZM208 31H210V30H208ZM211 31H212V28H211ZM226 31H227V30H226ZM239 31H240V30H239ZM247 31H248V30H247ZM255 31H256V30H255ZM257 31H258V30H257ZM4 32H6L5 29H4ZM10 32H11V31H10ZM10 32H7V33H10ZM17 32H18V31H17ZM21 32H22V31H21ZM21 32H20V33H21ZM24 32H25V31H24ZM28 32H29V31H28ZM36 32H37V31H36ZM50 32H48V33H50ZM65 32H64V33H65ZM72 32H71V33H72ZM182 32L184 33V31H182ZM188 32H187V33H188ZM204 32H203V33H204ZM212 32H213V31H212ZM222 32H223V31H222ZM243 32H242V33H243ZM258 32H259V31H258ZM260 32H261V31H260ZM33 33H34V32H33ZM42 33H43V32H42ZM45 33H46V31H45ZM52 33H53V31H52ZM52 33H51V35H52ZM175 33H176V32H175ZM180 33H181V32H180ZM187 33H185V34H187ZM190 33H192V32H190ZM213 33H214V32H213ZM215 33H217V32H215ZM235 33H236V30H235ZM1 34H3V33H1ZM12 34H13V33H12ZM46 34H47V33H46ZM59 34H60V33H59ZM59 34L57 33V36L60 37ZM61 34H62V33H61ZM172 34H173V33H172ZM181 34H182V33H181ZM181 34H180V38L182 37ZM199 34H200V33H199ZM224 34H225V33H224ZM237 34H238V33H237ZM247 34H248V33H247ZM7 35H8V34H7ZM16 35H17V34H16ZM16 35L12 36V40H14L13 37L16 38ZM39 35H40V34H39ZM47 35H48V34H47ZM55 35H56V34H55ZM62 35H63V34H62ZM70 35H71V34H70ZM182 35H183V34H182ZM194 35H195V33H194ZM194 35H193V36H194ZM204 35H203V36H204ZM210 35H211V34H210ZM225 35H226V34H225ZM234 35H235V34H234ZM241 35H242V34H241ZM252 35H253V34H252ZM258 35H259V34H258ZM9 36H11V35H9ZM40 36H41V35H40ZM43 36H44V35H43ZM190 36H191V35H190ZM201 36H202V35H201ZM206 36H207V35H206ZM206 36H205V37H206ZM212 36H214L215 39H218V38H219V36H218V35H215V34L212 35ZM237 36H239V35H237ZM247 36H248V35H247ZM2 37H3V36H2ZM2 37H1V38H2ZM46 37H47V36H46ZM59 37H58V38H59ZM63 37H65V36L63 35ZM228 37H229V36H228ZM249 37H251V36H249ZM254 37H255V36H254ZM256 37H257V36H256ZM258 37H259V36H258ZM261 37H262V36H261ZM1 38H0V39H1ZM4 38H5V36H4ZM4 38H3V39H4ZM9 38H10V37H9ZM41 38H42V37H41ZM49 38H50V37H49ZM54 38H55V37H54ZM189 38H190V37H189ZM191 38H192V36H191ZM198 38H199V36H198ZM198 38H197V39H198ZM200 38H201V37H200ZM207 38H208V36H207ZM251 38H252V37H251ZM251 38H250V39H251ZM259 38H260V37H259ZM3 39H2V40H3ZM10 39H11V38H10ZM20 39H21V37H20ZM178 39H179V38H178ZM182 39H183V38H182ZM201 39H203V37H202ZM208 39H210V38H208ZM220 39H221V38H220ZM222 39H223V38H222ZM222 39H221V40H222ZM231 39H233V38H231ZM252 39H254V38H252ZM262 39H264V38H262ZM5 40H6V39H5ZM5 40H4V42H5ZM191 40H192V39H191ZM205 40H206V38H205ZM256 40H257V38H256ZM256 40H255V41H256ZM7 41H8V40H7ZM21 41H22V40H21ZM47 41H48V40H47ZM64 41H65V39H64ZM64 41H63V43H64ZM179 41H180V40H179ZM193 41H194V40H193ZM195 41H196V40H195ZM198 41H199V39H198ZM210 41H212V40H210ZM219 41H220V40H219ZM250 41H251V40H250ZM1 42H2V41H1ZM181 42H182V41H181ZM183 42L186 43L187 40H186V42H185V41H183ZM202 42H203V41H202ZM206 42H207V41H206ZM208 42H209V40H208ZM221 42H222V41H221ZM225 42H226V39H225ZM227 42H229V41H227ZM231 42H233V41H231ZM5 43H6V42H5ZM5 43H4V44H5ZM10 43H13V44H14L15 42H11V41H10ZM176 43H177V42H176ZM184 43H183V44H184ZM196 43H198V45H200L199 42L196 41ZM200 43H201V40H200ZM209 43H210V42H209ZM222 43L225 44L224 42H222ZM234 43H235V42H234ZM234 43H231V44L228 43V44H229V45H232V44H234ZM262 43H264V42H262ZM4 44L1 45V46H4ZM8 44H9V43H8ZM179 44H180V43H179ZM186 44H188V43H186ZM190 44H191V42H190ZM193 44H194V46H195V43H194V42H193ZM201 44H202V43H201ZM211 44H212V43H211ZM235 44H236V43H235ZM238 44H239V43H238ZM260 44H261V43H259V45H260ZM14 45H15V44H14ZM55 45H56V44H55ZM177 45H178V43H177ZM196 45H197V44H196ZM202 45H204V43H203ZM208 45H209V44H208ZM244 45H245V44H244ZM244 45H240V46L243 47ZM259 45H258V46H259ZM262 45H263V44H262ZM1 46H0V47H1ZM5 46H8V45H5ZM9 46L11 47L12 44H11V45L9 44ZM15 46H16V45H15ZM181 46H182V43H181ZM183 46H184V45H183ZM187 46H189V44H188V45H185L184 47L186 48ZM206 46H207V45H206ZM212 46H213V45H212ZM215 46L217 47V44H215ZM232 46H233V45H232ZM240 46H239V47H240ZM247 46H249V45H247ZM252 46H253V45H252ZM252 46H251V48H252ZM260 46H261V45H260ZM10 47H9V48H10ZM64 47H66V44L64 45ZM209 47H210V46H209ZM234 47H237V46H234ZM234 47H232V48L234 49ZM261 47H262V46H261ZM2 48L4 49V47H2ZM2 48H1V49H2ZM13 48H14V47H13ZM16 48H17V47H16ZM165 48H164V49H165ZM205 48H206V47H205ZM240 48H241V47H240ZM247 48H248V47H247ZM253 48H255V47H253ZM256 48H257V47H256ZM258 48H260V47H258ZM6 49L9 50L8 48H6ZM6 49H5V50H6ZM164 49H163V51H164ZM177 49H179V48H177ZM177 49H176V50H177ZM189 49H190V48H189ZM189 49H188V50H189ZM214 49H215V48H214ZM216 49H217V48H216ZM216 49H215V51H217ZM226 49H227V48H226ZM244 49H245V48H244ZM262 49H263V48H262ZM7 50H6V52H7ZM12 50H13V49L11 48V50H10V51H11V54H12ZM64 50H65V49H64ZM64 50H63V51H64ZM166 50H167V49H166ZM166 50H165V51H166ZM172 50H173V51H172ZM182 50H183V49H182ZM182 50H179V51H181V52L183 53V54H182L183 57H185V56H184V55H185V54H184L185 52H183L185 49H184L183 51H182ZM186 50H187V49H186ZM206 50H207V49H206ZM206 50H205V51H206ZM211 50H212V49H211ZM224 50H225V49H224ZM229 50H230V48H229ZM235 50H236V52L238 53L239 51L242 50V48H241V50H238V47H237ZM235 50H234V51H235ZM237 50H238V51H237ZM245 50H246V49H245ZM249 50H250V47H249ZM249 50H247V51H249ZM252 50H253V49H252ZM254 50H255V49H254ZM256 50H261V49H256ZM10 51H8V52L10 53ZM13 51H14V53H15V50H13ZM169 51H168V52H169ZM215 51H214V52H215ZM218 51H219V50H218ZM225 51H226V50H225ZM234 51H233V52H234ZM3 52H4V50H3ZM3 52H1V53H3ZM8 52H7V53H8ZM161 52H162V51H161ZM168 52L166 51V53H168ZM186 52H187V51H186ZM189 52H191V51H189ZM200 52H201V51H200ZM200 52H199V53H200ZM212 52H213V50H212ZM227 52H228V49H227ZM227 52H225V53H227ZM231 52H232V51H231ZM241 52H242V51H241ZM250 52H251V51H250ZM262 52H263V51H262ZM262 52H261V54H262ZM4 53H5V52H4ZM9 53H8V54H9ZM63 53H64V52H63ZM166 53L164 52L165 55H166ZM193 53H194V52H193ZM197 53H198V52H197ZM201 53H202V55H203L204 52H201ZM218 53H219V52H218ZM218 53H217V56H219ZM225 53H222V54L224 55ZM237 53H236V54H237ZM243 53H244V52H243ZM247 53H249V52H246V51H245L244 55L247 54ZM11 54H9V56H10ZM164 54H163V56H164ZM179 54H180V53H179ZM189 54H190V53H189ZM189 54H187V55H189ZM206 54H207V53H205V56H204V57H206ZM215 54H216V53H215ZM234 54H235V53H234ZM234 54H233V57H234ZM263 54H264V53H263ZM1 55H2V54H1ZM4 55H6V54H4ZM66 55H67V52H66ZM161 55H162V54H161ZM169 55H170V53H169ZM169 55H167V56L169 57ZM176 55H178V53H177ZM190 55H191L190 57H192L193 54H190ZM194 55H196V54H194ZM220 55H221V54H220ZM244 55H242V57H243ZM247 55H248V54H247ZM247 55H246V56H247ZM252 55H253V54H252ZM257 55H258V54H257ZM259 55H260V54H259ZM2 56H3V55H2ZM62 56H63V55H62ZM64 56H65V55H64ZM69 56H70V55H69ZM163 56H162V57H163ZM167 56H166V57H167ZM170 56H172V55H170ZM173 56H174V55H173ZM178 56H179V55H178ZM196 56H197V55H196ZM196 56H195V57H196ZM208 56H209V55H208ZM210 56H211V55H210ZM212 56H213V55H212ZM215 56H216V55H215ZM217 56H216V57H217ZM253 56H254V55H253ZM253 56H252V57H253ZM0 57H1V56H0ZM4 57H7V56H4ZM4 57H3V58H4ZM13 57H14V54H13ZM16 57L18 58V56H16ZM20 57H21V55H20ZM24 57H25V56L23 55V57H21V58H24ZM67 57H68V55H67ZM67 57L65 56V58H67ZM106 57H107V56H106ZM106 57H105V58H106ZM108 57H109V56H108ZM111 57H112V56H111ZM164 57H165V56H164ZM164 57H163V61H164V59H165ZM176 57H177V56H176ZM183 57H182V58H183ZM193 57H194V56H193ZM199 57H200V56H199ZM213 57H214V56H213ZM219 57H221V56H219ZM240 57H241V56H240ZM240 57L238 56V58H240ZM247 57H248V56H247ZM249 57H250V55H249ZM249 57H248V58H249ZM256 57H257V56H256ZM256 57H253V58L256 60V59H257ZM3 58H1V59H3ZM14 58H15V57H14ZM14 58H13V59H14ZM160 58H161V57H160ZM180 58H181V57H180ZM182 58H181V59H182ZM208 58H209V57H208ZM234 58H237V56H235ZM244 58H245V57H244ZM248 58H247V59H248ZM1 59H0V60H1ZM6 59H7V58H6ZM6 59L4 60V62L6 61V64H7V62H9V61H7ZM8 59H10V58H8ZM11 59H12V58H11ZM26 59H27V57H26ZM26 59L24 58V59H22V61H23V60H26ZM28 59H29V58H28ZM62 59H63V58H62ZM68 59H69V58H67L66 60H68ZM109 59H110V58H109ZM168 59H169V58H168ZM171 59H172V58H171ZM183 59H184V58H183ZM187 59L190 60V59H192V58H188V57H187L186 60H187ZM197 59H198V58H197ZM197 59L194 58L193 60H197ZM245 59H246V58H245ZM247 59H246V60H247ZM254 59H253V60H254ZM260 59L263 60V59H262V55H261ZM69 60L71 61V59H69ZM111 60H113V59L111 58ZM114 60H113V61H114ZM161 60H162V58H161ZM169 60H170V59H169ZM212 60H214V59L211 58V61H212ZM218 60H220V59H218ZM218 60H217V61H218ZM224 60H225V59H224ZM226 60H227V59H226ZM228 60H229V58H228ZM228 60H227V61H228ZM248 60H251V61H252V59H248ZM255 60H254V62H255ZM257 60H258V59H257ZM11 61H12V60H11ZM27 61L29 62V60H27ZM61 61H62V60H61ZM64 61H65V60H64ZM106 61L108 62L107 59H106ZM181 61H183V60H181ZM184 61H185V60H184ZM211 61H210V63H211ZM215 61H216V60H215ZM215 61H214V62H215ZM229 61H230V60H229ZM232 61H233V60H232ZM251 61H250V62H251ZM258 61H259V60H258ZM0 62H1V61H0ZM4 62H2V63H4ZM15 62H16L15 64H17L16 59H15ZM18 62H19V61H18ZM30 62H31V61H30ZM30 62H29V63H30ZM32 62H33V61H32ZM53 62H54V61H53ZM111 62H112V61H111ZM166 62H168L167 59H166ZM169 62H170V61H169ZM169 62H168V63H169ZM189 62H190V61H189ZM199 62H200V61H199ZM199 62H198V63H199ZM203 62H204V61H203ZM203 62H202V60H201V63H202V64H203ZM206 62H207V61H206ZM221 62H222V61H219L220 64H221ZM254 62H253V63H254ZM2 63H1V64H2ZM11 63H13V61H12ZM11 63H10V64H11ZM21 63H23V62H21ZM29 63H28V64H29ZM100 63H102V64H100ZM171 63H173L172 60H171ZM171 63H170L169 65H171ZM187 63H188V62H187ZM207 63H208V62H207ZM222 63H223V62H222ZM228 63H229V62H227V64H228ZM230 63H231V62H230ZM230 63H229V64H230ZM233 63H234V62H233ZM233 63H231V64L233 65ZM236 63H237V62H236ZM245 63H246V62H245ZM262 63H263V61H262ZM4 64H5V63H4ZM6 64H5V65H6ZM13 64H14V63H13ZM19 64H20V63H19ZM25 64H26V63H25ZM31 64H33V63H31ZM31 64H30L29 66H31ZM35 64L39 65L38 63H35ZM54 64H55V63H54ZM160 64H161V62H160ZM163 64H164V63L162 62V67L164 66ZM175 64H176V63H175ZM175 64H174V65H175ZM194 64H196V63H194ZM194 64L192 63V65H194ZM199 64H200V63H199ZM213 64H214V63H213ZM213 64H212V65L210 64V65L213 66ZM217 64H218V62H217ZM225 64H226V62H225ZM229 64H228V65H229ZM231 64H230V65H231ZM234 64H235V63H234ZM241 64H243V63H241ZM251 64H252V63H251ZM257 64H260V62L257 63ZM5 65H4V66H5ZM11 65H12V64H11ZM11 65H8V67H10V69L13 70L12 67H15V65H14V66H11ZM23 65H24V64H22V66H21L22 68H23ZM37 65H35V66H37ZM40 65H41V64H40ZM42 65H43V64H42ZM65 65H63V66L65 67ZM109 65H110V64H109ZM111 65H112V66H110V67H113L114 63H113V64L111 63ZM118 65H117V66H118ZM167 65H168V64H167ZM167 65H166V66H167ZM169 65H168V66H169ZM203 65L207 67V65H205V64H203ZM232 65H231V66H232ZM236 65H237V64H236ZM249 65H250V64H249ZM252 65H253V64H252ZM2 66H3V65H2ZM4 66H3V67H4ZM26 66H27V65H26ZM26 66H25V69H26ZM32 66H34V64H33ZM32 66H31V67H32ZM35 66H34V69H33V67H32V69H33L34 71H35V69H36ZM168 66H167L166 68H169V69H170V67H172V66H170V67H168ZM175 66H176V65H175ZM177 66H178V64H177ZM189 66H190V65H189ZM197 66H202V65H197ZM214 66H216V63L214 64ZM222 66H223V65H222ZM231 66H230V67H231ZM239 66H240V64H239ZM243 66H244V65H243ZM243 66H242V67H243ZM245 66H246V65H245ZM247 66H248V64H247ZM250 66H251V65H250ZM253 66H254V65H253ZM260 66H261V65H260ZM3 67H2V69H0V71L2 70V72H0V79H1V77H3L2 75H6V72L8 73V71H6L8 68L6 69V68L4 67L6 70H3V69H4ZM6 67H7V65H6ZM38 67H39V66H38ZM107 67H109V66H107ZM115 67H116V66H115ZM173 67H174V66H173ZM187 67H188V66H186L185 68H187ZM190 67H192V66H190ZM216 67H217V66H216ZM228 67H229V66H228ZM228 67H227V68H228ZM233 67H234V66H233ZM236 67L239 69L238 66H236ZM261 67H262V66H261ZM0 68H1V66H0ZM16 68H17V67H16ZM62 68H63V67H62ZM66 68H68V67H66ZM96 68H97V67H96ZM96 68H95V70H96ZM105 68H106V67H105ZM116 68L118 69V67H116ZM120 68H119V69H120ZM159 68H160V67H159ZM163 68H164V67H163ZM163 68H161V70H162V71H165V69H163ZM176 68H178V67H176ZM176 68H175V70L178 72V70H180V69L178 68V70H177ZM192 68H193V67H192ZM196 68H197V67H196ZM202 68H203V67H202ZM211 68H212V67H211ZM211 68H210V69H211ZM213 68H215V67H213ZM213 68H212V69H213ZM217 68H218V67H217ZM217 68H215V69H217ZM234 68H235V67H234ZM251 68H252V66H251ZM259 68H260V67H259ZM259 68H258V69H259ZM17 69H18V68H17ZM19 69L21 70V68H19ZM19 69H18V70H19ZM23 69H24V68H23ZM98 69H99V67H98ZM101 69H102V68H101ZM103 69H104V68H103ZM113 69H115V68H113ZM173 69H174V68H173ZM173 69H172V68L170 69V70H172L171 72H173V71L175 72V70H173ZM229 69H230V68H229ZM258 69H257V67H256V68H255V71H253V72H254V73H255V72L257 73V70H258ZM261 69H262V68H261ZM263 69H264V67H263ZM29 70L32 71L31 68H29V69L27 70V72H25V73L28 74ZM41 70H42V69H41ZM71 70H69V71H71ZM107 70H108V73H109V72H110V69H107ZM159 70H160V69H159ZM182 70H183V68H182ZM193 70H195V67L193 68ZM193 70H192V71H193ZM196 70H197V69H196ZM223 70H224V69H223ZM227 70H228V69H227ZM244 70H245V68H244ZM244 70H243V71H244ZM247 70H248V69H247V67H246L245 72H246ZM252 70H253V69H251V71H252ZM14 71L16 72L17 70L14 69ZM14 71H12V72H14ZM21 71H22V70H21ZM23 71H24V70H23ZM34 71H33V72H34ZM37 71H38V70H37ZM43 71H44V69H43ZM64 71H65V70H63V72H64ZM69 71H68V72H69ZM93 71H94V70H93ZM111 71H113V70H111ZM118 71H119V70H118ZM162 71H160V72H162ZM166 71H169V70L167 69ZM235 71H236V70H235ZM243 71H241V72H243ZM259 71H260V70H258V72H259ZM38 72H41V71H38ZM63 72H62V73H63ZM68 72L66 71V73H68ZM91 72H92V71H91ZM91 72H90V73H91ZM97 72H98V71H97ZM102 72H103V71H102ZM120 72H119V73H120ZM177 72H176V74H178ZM179 72H180V71H179ZM182 72H183V71H182ZM221 72H222V71H221ZM238 72L241 73L239 70H238ZM245 72H244V73H245ZM249 72H250V69H249ZM253 72H252V73H253ZM263 72H264V71H263ZM9 73H10V71H9ZM17 73H20V72L17 71ZM21 73H22V72H21ZM34 73H35V72H34ZM34 73H33V74H34ZM41 73H42V72H41ZM62 73H60V74H62ZM90 73H88V74L90 75ZM94 73L97 74L96 72H94ZM104 73H105V70H104ZM110 73H112V72H110ZM113 73H115V72L113 71ZM165 73H166V72H165ZM168 73L171 74L170 72H168ZM168 73H166V76H167V77H168V75H169ZM239 73H238V75H240ZM247 73H248V72H247ZM247 73H245V74H247ZM250 73H251V72H250ZM250 73H249V74H250ZM252 73H251V74H252ZM260 73H261V72H260ZM11 74H12V73H11ZM15 74H16V73H15ZM63 74H65V73H63ZM68 74H69V73H68ZM70 74H71V73H70ZM160 74H162V73H160ZM167 74H168V75H167ZM176 74H173L172 76H174V75H176ZM241 74H242V73H241ZM245 74H244V75H245ZM249 74H248V75H249ZM16 75H17V74H16ZM36 75H37V74L35 73V76H36ZM58 75H59V74H58ZM65 75H66V74H65ZM83 75H84V77H83ZM89 75H88V76H89ZM108 75H109V74H108ZM110 75H111V74H110ZM113 75H114V74H113ZM116 75H120V74H116ZM162 75H163V77H164V74H162ZM186 75H187V74H186ZM252 75H253V74H252ZM252 75H251V76H252ZM257 75H258V74H257ZM259 75H260V74H259ZM6 76H8V75H6ZM9 76H10V75H9ZM18 76H19V74L17 75V77H18ZM22 76H25V74H23V75L21 74V77H22ZM90 76H94V75H90ZM90 76H89V77H90ZM105 76H106V75H105ZM159 76H160V75H159ZM180 76H181V75H180ZM180 76H178L179 79H180ZM188 76H189V75H188ZM188 76H187V77H188ZM194 76H195V75H194ZM234 76H235V75H234ZM251 76H248L249 79H250ZM254 76H256V75H254ZM15 77H16V76H15ZM17 77H16V78H17ZM26 77H27V76H26ZM31 77L33 78V76H31ZM38 77H39V75H38ZM47 77H48V76H47ZM58 77H60V76H58ZM65 77H67V76H65ZM69 77H70V75H69ZM69 77H68V78H69ZM89 77H88V78H89ZM99 77H100V76H99ZM99 77H98V78H99ZM101 77H102V76H101ZM112 77H114V76H112ZM122 77H121V78L119 77V79H122ZM163 77H162V78H163ZM175 77H176V76H175ZM175 77H170V78L168 77V78H169V81H170V79H172V78L174 79ZM183 77H184V76H183ZM187 77H186V79H188ZM189 77H190V76H189ZM198 77H199V76H198ZM206 77H207V76H206ZM236 77H238V76H236ZM236 77H235V78H236ZM239 77H240V76H239ZM239 77H238V78H239ZM259 77H260V76H259ZM3 78H4V77H3ZM8 78H9V77H8ZM16 78H15V79H16ZM19 78H20V76H19ZM27 78H28V77H27ZM29 78H30V77H29ZM34 78H37V77H34ZM34 78H33V79H34ZM49 78H50V76H49ZM51 78H53V77H51ZM56 78H57V77H56ZM63 78H64V76H63ZM94 78H95V76H94ZM116 78H117V76H116ZM200 78H201V77H200ZM232 78H233V77H232ZM238 78H237V80H239ZM240 78H241V77H240ZM245 78H246V77H245ZM257 78H258V76H257ZM11 79H13V77H12ZM11 79H10V80H11ZM17 79H18V78H17ZM20 79H21V78H20ZM20 79H18V80H20ZM23 79H24V77H23ZM23 79H21V83L23 82V85H24V81H22ZM39 79H40V78H39ZM59 79H60V78H59ZM61 79H62V78H61ZM66 79H67V78H66ZM114 79H115V78H114ZM158 79H159V80H158ZM163 79H164V78H163ZM163 79H162V80H163ZM183 79L185 80V77H184ZM191 79H192V78H191ZM196 79H197V78H196ZM247 79H248V78H247ZM255 79H256V77H255ZM262 79L264 80V78H262ZM262 79H261V80L258 79V80H260V81L262 82V81H263ZM3 80H6V79H3ZM3 80H2V81H3ZM18 80H16L17 82L14 80V82L18 83ZM30 80H31V78H30ZM37 80H38V78L35 79V81H37ZM41 80H42V79H41ZM52 80H53V79H52ZM63 80H65V79H63ZM69 80H70V78H69ZM116 80H117V79H116ZM174 80H175V79H174ZM232 80H233V79H232ZM253 80H254V78H253ZM253 80L251 79V82H252ZM256 80H257V79H256ZM256 80H255V81H256ZM0 81H1V80H0ZM26 81H27V79L25 80V82H26ZM35 81H34V82H35ZM38 81H39V80H38ZM38 81H37V82H38ZM86 81H87V79H86ZM89 81H91V79H90ZM118 81H119V80H118ZM177 81H178V80H176V82H177ZM182 81H183V80H182ZM185 81H187V80H185ZM188 81H191V83H193L192 80H189V79H188ZM188 81H187V82H188ZM193 81L196 82L195 79H194ZM255 81H254V82H255ZM12 82H13V81H11V83H12ZM29 82H31V81H29ZM37 82H36V83H37ZM41 82H42V81H41ZM112 82H113V81H112ZM121 82H122V81H121ZM170 82H171V81H170ZM179 82H181V80H179ZM214 82H215V81H214ZM233 82H234V81H233ZM235 82H236V80H235ZM246 82H247V81H246ZM248 82H250V80H249ZM254 82H252V83H254ZM257 82H258V81H257ZM21 83H20V84H21ZM26 83H27V82H26ZM31 83H33V82H31ZM36 83H35V84H36ZM92 83H93V82H92ZM118 83H119V82H118ZM122 83H123V82H122ZM165 83H166V82H165ZM238 83H239V82H238ZM259 83H260V82H259ZM9 84H10V83H9ZM9 84H8V82H7V83H4V82H3L2 84H1V82H0V85H1V86H0V101H1V100H3V101L5 100V101H6L7 99H9V101L11 100L9 97H10V95H12V89H13L15 86H14V87L11 86V87H13V88H11ZM12 84H13V83H12ZM12 84H11V85H12ZM14 84H15V83H14ZM18 84H19V83H18ZM20 84H19V85H20ZM29 84H30V83H29ZM40 84H41V83H40ZM71 84H70V85H71ZM87 84H88V82H87ZM87 84H86V86H87ZM113 84H115V83H113ZM170 84H171V85H170ZM180 84H182V83H180ZM184 84H185V83H184ZM194 84H195V83H194ZM196 84H197V82H196ZM199 84H200V86H201L202 82H201V83L198 82L197 85L199 86ZM203 84H204V83H203ZM203 84H202V85H203ZM255 84H256V83H254V86H255ZM16 85H17V84H16ZM23 85H22V86H23ZM25 85H26V84H25ZM36 85H37V84H36ZM36 85H35V86L33 85V87H36ZM42 85H43V84H42ZM58 85H59V84H58ZM61 85H62V84H61ZM116 85H117V84H116ZM123 85H125V84H123ZM173 85H174V84H173ZM177 85H179V84H177ZM190 85H192V84H190ZM238 85H239V84H238ZM238 85H237V86H238ZM249 85H251V84H249ZM252 85H253V84H252ZM256 85H257V84H256ZM262 85H264V84L262 83ZM28 86L30 87V86H32V85H28V83H27V86H26V87H28ZM38 86H39V84H38ZM40 86H41V85H40ZM43 86H44V85H43ZM59 86H60V85H59ZM86 86H85V87H86ZM137 86H138V88H137ZM175 86H176V83H175L174 87H175ZM179 86H180V85H179ZM179 86H178V89H179ZM182 86L184 87V85H182ZM186 86H187V85H186ZM212 86H213V85H212ZM257 86H258V85H257ZM257 86H256V88H257ZM26 87H25V88H26ZM60 87H61V86H60ZM60 87H58V88H60ZM64 87H65V86H64ZM90 87H92V86L90 85L89 88H90ZM120 87H121V85H120ZM176 87H177V86H176ZM190 87H191V86H190ZM201 87H202V86H201ZM238 87H239V86H238ZM238 87H237V89H236L237 91H238ZM16 88H17V87H16ZM16 88H15V89H16ZM37 88H38V87H37ZM39 88H40V87H39ZM44 88H45V87H44ZM68 88H69V89H68ZM188 88H189V87H187V89H188ZM192 88H193V87H192ZM192 88H191V89H192ZM203 88H205V87H203ZM15 89H14V91L16 92ZM26 89H27V88H26ZM29 89H30V88H29ZM54 89H55V88H54ZM61 89H62V90H65L66 87H65V89H64V88H61ZM61 89H60V90H61ZM86 89H87V88H86ZM178 89H177V92L181 89V87H180L179 90H178ZM184 89H185V87H184L182 90H184ZM189 89H190V88H189ZM201 89H202V88H199V90H201ZM206 89H207V88H206ZM19 90H20V89H19ZM24 90H25V89H24ZM48 90H49V89H48ZM56 90H57V89H56ZM56 90H55V91H56ZM58 90H59V89H58ZM83 90H84V89H83ZM91 90H92V89H91ZM121 90H122V89H121ZM182 90H181V91H182ZM204 90H205V89H204ZM210 90H211V89H210ZM236 90H235V91H236ZM20 91L22 92V89H21ZM25 91H26V90H25ZM31 91H32V90H31ZM37 91H38V90H37ZM66 91H62V92H66ZM85 91H86V90H84V92H85ZM185 91H187V90H185ZM195 91H196V88H195ZM15 92H14V93H15ZM17 92H19V91H17ZM17 92H16V93H17ZM23 92H24V91H23ZM23 92H22V93H23ZM28 92H29V91H28ZM32 92H33V91H32ZM50 92H51V91H50ZM56 92H57V91H56ZM56 92H55V93H56ZM80 92H81V91H80ZM122 92H123V91H122ZM127 92H128V90H127ZM127 92L124 91V94L127 93ZM177 92H176V93H177ZM182 92H183V91H182ZM189 92L191 93L192 91L190 90ZM240 92H241V90L239 91V93H240ZM14 93H13V94H14ZM55 93H54L53 96H57ZM59 93H60V91L58 92V94H59ZM90 93H92V92H90ZM234 93H236V92H233V94H234ZM239 93H236V94L239 95ZM254 93H255V92H254ZM257 93H258V92H257ZM23 94H24V93H23ZM23 94H22V95H23ZM32 94L34 95V93H32ZM62 94H63V93H62ZM82 94H83V92H82ZM82 94H81V96H82ZM113 94H114V93H113ZM113 94H112V95H113ZM119 94H120V93H119ZM119 94H116V96H118ZM122 94H123V93H122ZM122 94H120V95L123 96L124 94H123V95H122ZM127 94H128V93H127ZM127 94H126V95H127ZM129 94H130V93H129ZM178 94H179V93H178ZM186 94H188V93H186ZM186 94H185V92H184V95H186ZM192 94L194 95V93H192ZM197 94L200 95V93H197ZM204 94H206V93H204ZM210 94H211V93H210ZM20 95H21V94H20ZM25 95H26V92H25ZM28 95H31V94H30V93H29V94L27 93V97H29ZM51 95H52V94H51ZM60 95H61V94H59V96H60ZM65 95H66V94H65ZM78 95H80V93H79ZM87 95H88V98H85V97H87ZM87 95H86V96L83 95L84 97H83V96H82V97L85 98V99H89V93H88ZM131 95H132V93H131ZM174 95H175L176 98L174 97ZM188 95H189V94H188ZM193 95H192V96H193ZM199 95H198L197 97H200ZM201 95H202V94H201ZM258 95H259V94H258ZM12 96H13L12 98H14V95H12ZM31 96H32V95H31ZM49 96H50V95H49ZM59 96H58V97H59ZM132 96H133V95H132ZM132 96H130V97H132ZM177 96H178V95H177ZM180 96H181V94H180ZM180 96H179V97H180ZM189 96H191V95H189ZM192 96H191V97H192ZM202 96H203V95H202ZM207 96H209V95H207ZM262 96H263V95H262ZM17 97H19V95H18ZM23 97H25V96L23 95ZM27 97H25V100L27 99ZM36 97H39V96L36 95ZM36 97H35V98H36ZM58 97H57V100H58ZM62 97H63V96H62ZM82 97H81V98H82ZM118 97H119V96H118ZM118 97H117V98H118ZM182 97H183V94H182ZM182 97H181V98H182ZM185 97H187V96H185ZM252 97H253V96H252ZM254 97H255V96H254ZM20 98H21V96H20ZM29 98H30V97H29ZM32 98H33V97H32ZM42 98H43V97H42ZM44 98H45V97H44ZM50 98H51V97H50ZM60 98H61V97H60ZM77 98H78V96H77ZM81 98H78V101H80ZM113 98L115 99L116 97L113 95ZM135 98H133V99H135ZM181 98H180V99H181ZM189 98H190V97H189ZM193 98H194V96H193ZM193 98H192V100H193ZM208 98H209V97H208ZM258 98H259V97H258ZM263 98H264V97H262V99H263ZM14 99L16 100V96H15ZM23 99H24V98H23ZM33 99H34V98H33ZM36 99H37V98H36ZM39 99H40V98H39ZM39 99H38V100H39ZM51 99H52V98H51ZM55 99H56V98H54V100H55ZM79 99H80V100H79ZM92 99H94V98H92ZM92 99H91V100H92ZM184 99H185V98H184ZM201 99H202V97H201ZM17 100H18V98H17ZM17 100L15 101V103L17 102ZM27 100H28V99H27ZM34 100H35V99H34ZM38 100H37V101H38ZM42 100H43V99H42ZM52 100H53V99H52ZM57 100L54 101V102H57ZM62 100H63V98H62ZM94 100H95V99H94ZM96 100H97V99H96ZM115 100H116V99H115ZM178 100H179V99H178ZM182 100H183V98H182ZM186 100H187V99H186ZM208 100H209V99H208ZM5 101H4V102H5ZM9 101H6V102H7V105H3L4 103L1 104V106H0V119L6 115V112H7V111H10L11 109H13V111L16 112V110H14V109H16V108L18 107L17 104H16V108H15V107H14V108H11V107H13L12 105H13L14 102L11 104ZM12 101H13V99H12ZM12 101H11V102H12ZM18 101H19V100H18ZM85 101H86V100H85ZM85 101H84V102H85ZM113 101H114V100H113ZM118 101H117V103H118ZM132 101H133V100H132ZM189 101H190V100H189ZM189 101H187V102H189ZM193 101H194V100H193ZM193 101H192V102H193ZM195 101H196V104L199 103V102H197V98L195 99ZM198 101H201V100H198ZM202 101H203V100H202ZM202 101H201V102H202ZM6 102H5V103H6ZM20 102H22V101H20ZM31 102H32V103L34 102V104L36 103V102L33 101V100H32ZM40 102L42 103L41 100H40ZM40 102H39V103H40ZM51 102H53V101H50L49 103H51ZM63 102H64V101H63ZM80 102H81V101H80ZM80 102H79V103H80ZM82 102H83V100H82ZM82 102H81V103H82ZM91 102H92L91 105H93V101H91ZM0 103H1V102H0ZM15 103H14V104H15ZM18 103H19V102H18ZM23 103H24V101H23ZM25 103H26V105H28L27 102H25ZM28 103H30V102H28ZM41 103H40V105H41ZM57 103H60V105H61L60 99L58 100ZM87 103H89V100H87ZM111 103L114 104V102H111ZM119 103H118V104H119ZM121 103H122V104H125V103H126L127 105L125 104V106H121ZM132 103H133V102H132ZM203 103H204V102H203ZM19 104H20V103H19ZM21 104H22V103H21ZM21 104H20V105H21ZM37 104H38V103H37ZM52 104H53V103H52ZM84 104H86V103H83L82 105H84ZM89 104H90V103H89ZM89 104H88V105H89ZM184 104H187V103L184 102ZM205 104H206V103H205ZM2 105H3V106H2ZM24 105H25V104H24ZM26 105H25V106H26ZM38 105H39V104H38ZM40 105H39V106H40ZM49 105H50V104H49ZM53 105H54V104H53ZM53 105H52V106H53ZM58 105H59V104H57L56 106H58ZM82 105H80V107H81ZM88 105H87V109L89 110V108H90V111H91V113H92L93 110H91V108H94V105L91 106V107H89ZM115 105H116V104H115ZM190 105H191V104H190ZM14 106H15V105H14ZM21 106H23V105H21ZM32 106H33V105H32ZM41 106H42V105H41ZM75 106H76V105H75ZM77 106H78V105H77ZM77 106H76V107H77ZM113 106H114V105H113ZM185 106H186V105H185ZM187 106H189V105H187ZM191 106H192V105H191ZM194 106H195V103H194ZM197 106H198V105H197ZM200 106H201V108H202L203 105L201 104ZM200 106H198V108H199ZM19 107H20V106H19ZM19 107H18V108H19ZM30 107H31V106H30ZM30 107H29V108H30ZM53 107H54V106H53ZM82 107H85V105L82 106ZM107 107H108V106H107ZM189 107H190V106H189ZM10 108H11V109H10ZM20 108H21V107H20ZM20 108H19V109H20ZM22 108H25V107H22ZM26 108H27V107H26ZM54 108H56V107H54ZM54 108H52V111H53ZM62 108H61V109H62ZM98 108H99V107H98ZM100 108H101V107H100ZM111 108H112V107H111ZM184 108H185V107H184ZM191 108H192V107H191ZM195 108H196V107H195ZM30 109H31V108H30ZM36 109H37V108H36ZM49 109H50V108H49ZM56 109H58V107H57ZM63 109H64V108H63ZM75 109H78V108H75ZM84 109H86V108H84ZM185 109H186V108H185ZM192 109H193V108H192ZM202 109H203V108H202ZM25 110H27V109H25ZM31 110H32V111H31ZM31 110H30L31 113H29L30 111H29L28 113L25 111V112H26L25 115H28V114H31V115H32V112H34V111H33V109H31ZM37 110H40V109H37ZM70 110L73 111V109H71V108H70ZM70 110H69V111H70ZM80 110H81V109H80ZM94 110H95V109H94ZM110 110H111V109H110ZM110 110L108 109V111H110ZM187 110H189V108H188ZM199 110H201V109H199ZM199 110H198V111H199ZM13 111H12V112H13ZM21 111H22V109H21ZM40 111H41V110H40ZM49 111H51V110H49ZM52 111H51V112H52ZM64 111H66V110L64 109ZM78 111H79V110H78ZM86 111H87V110H86ZM86 111H85V112H86ZM90 111H89V113H90ZM105 111H106V110H105ZM112 111H113V110H111L110 113H112ZM120 111H119V112H120ZM184 111H185V110H184ZM190 111H191V110H190ZM202 111L204 112V110H202ZM207 111H208V110H207ZM12 112L10 111V114H11ZM56 112H58V111H56ZM70 112H71V111H70ZM75 112H76V111H75ZM75 112H74V113L71 112L72 115L75 114ZM79 112H80V111H79ZM79 112H77V114H78ZM82 112H83V110H82ZM85 112H84V114H85ZM95 112H96V111H95ZM194 112H195V111H194ZM13 113H14V112H13ZM16 113H18V110H17ZM20 113H21V112H20ZM42 113H43V111H42ZM53 113H54V112H53ZM53 113H52V115H53ZM61 113H62V112L60 111V114H61ZM63 113H64V112H63ZM63 113H62V114H63ZM80 113H81V112H80ZM86 113H87V112H86ZM91 113H90V114H91ZM125 113H124V114H125ZM8 114H9V113H8ZM22 114H23V112H22ZM34 114H35V113H34ZM34 114H33V115H34ZM40 114H41V112H40ZM47 114H48V112H47ZM47 114H46V115H47ZM54 114H56V113H54ZM57 114H59V112H58ZM60 114H59V117H60ZM64 114H65V113H64ZM66 114H67V113H66ZM77 114H75V115L78 116ZM84 114H83L82 116H84ZM92 114H93V113H92ZM14 115H15V114H14ZM16 115H17V114H16ZM20 115H21V114H20ZM25 115H21V116L23 117V119H25V117H26ZM31 115H29V116H30V117H29L30 119H31ZM33 115H32V116H33ZM36 115H37V113H36ZM38 115H39V113H38ZM46 115H44V116H46ZM49 115H51V113H50ZM79 115H80V114H79ZM85 115H86V114H85ZM126 115H125V116H126ZM187 115H189L188 112H187ZM187 115H186V116H187ZM10 116H11V115H10ZM10 116H7V117H10ZM12 116H13V114H12ZM21 116H20V117H21ZM55 116H56V115H55ZM57 116H58V115H57ZM61 116H62V115H61ZM66 116H67V115H66ZM69 116H71V115L69 114ZM76 116H75V118H76V120H77V117H76ZM86 116H89V115H86ZM93 116H94V115H93ZM108 116H110V115H108ZM111 116H112V115H111ZM200 116H201V115H200ZM200 116H199V117H200ZM7 117H6V118H7ZM18 117H19V115H18ZM20 117H19V118H20ZM34 117L37 118V116H34ZM34 117H33V118H34ZM38 117H39V116H38ZM49 117H51V116H49ZM63 117H64V116H63ZM63 117H61L60 120H62ZM94 117H95V116H94ZM199 117H198V119H199ZM27 118H28V117H27ZM29 118H28V119H29ZM36 118H34V119H36ZM39 118H40V117H39ZM39 118H37V119L39 120ZM52 118H53V117H52ZM67 118H68V117H67ZM82 118H83V117H82ZM84 118H85V117H84ZM84 118H83V119H84ZM108 118L110 119V117H108ZM108 118H107V119H108ZM111 118H112V117H111ZM184 118H185V117H184ZM196 118H197V117H196ZM196 118H194V119L196 120ZM3 119H5V118H2V120H3ZM9 119H10V118H9ZM14 119H15V116H14ZM20 119H21V118H20ZM23 119H22V120H23ZM28 119H27V120H28ZM45 119H46V120H50V119H47V118H45ZM45 119H44V120H45ZM55 119H57V118H54V120H55ZM85 119H86V118H85ZM123 119H126V118H123ZM188 119H190V118H188ZM194 119H192V120H194ZM198 119H197V120H198ZM2 120H1V122H2ZM6 120H7V119H6ZM6 120H4L5 123H6ZM15 120H16V119H15ZM22 120H21V121H22ZM27 120H26V121H27ZM51 120H52V119H51ZM54 120H53V121H54ZM60 120H59V122H60ZM67 120H68V119H66V121H67ZM71 120H73V119L70 117V123H71ZM74 120H75V119H74ZM74 120H73V121H74ZM183 120H184V121H183ZM190 120H191V119H190ZM8 121H9V120H8ZM8 121H7V122H8ZM10 121H11V120H10ZM13 121H14V120H13ZM13 121H12V122H13ZM26 121H25V122H26ZM28 121H29V120H28ZM32 121H33V119H32ZM53 121H52V122H53ZM63 121H64V120H63ZM68 121H69V120H68ZM68 121H67V123H68ZM80 121H81V118H80ZM83 121H84V120H83ZM83 121H82V122H83ZM85 121H87V120H85ZM110 121H111V120H110ZM110 121H109V122H110ZM35 122L38 123V121H35ZM47 122H48V121H47ZM49 122H50V121H49ZM49 122H48V123H49ZM55 122L57 123V121H55ZM78 122H79V121H77V124H76V125L81 124V123L78 124ZM119 122H120V123H119ZM189 122H190V121H189ZM2 123H4V122H2ZM9 123H11V122H9ZM16 123H17V122H15V124H16ZM19 123H20V122H18V124H19ZM21 123L24 124L23 121H22ZM30 123H32V122L30 121ZM72 123H74V122H72ZM85 123H86V122H85ZM88 123H89V122H88ZM91 123H92V122H91ZM187 123H188V122H187ZM192 123H194V121H193ZM11 124H12V123H11ZM13 124H14V123H13ZM13 124H12V126H15V125H13ZM22 124H21V125H22ZM26 124H28V126L31 125V124H29V123H26ZM44 124H45V123H44ZM60 124H61V123H60ZM63 124H64V123H63ZM226 124H227V123H226ZM2 125H6V124H1V128H2ZM7 125H8V124H7ZM7 125H6V126H7ZM19 125H20V124H19ZM21 125H20V127L18 126L20 129H21V127L23 126V125H22V126H21ZM34 125H35V124H34V122H33V125H31V126H34ZM36 125H40V124H36ZM36 125H35V126H36ZM56 125H57V124H56ZM68 125H69V124H68ZM71 125H72V124H71ZM85 125H86V124H84V126H85ZM90 125H91V124H90ZM109 125H108V126H109ZM186 125H187V124H186ZM186 125H185V127H187ZM192 125L194 126V124H192ZM220 125H221V124H220ZM58 126H59V128H60V125H58ZM58 126H57V127H58ZM84 126H83V127H84ZM114 126H115V125H114ZM189 126H191V124H190ZM196 126H197V124H196ZM3 127H4V126H3ZM8 127H9V126H8ZM16 127H17V126H16ZM18 127H17V128H18ZM42 127H43V126H42ZM46 127H47V126H46ZM50 127H51V126H50ZM64 127H65V126H64ZM66 127H67V124H66ZM71 127H73V126H71ZM83 127H82V128H83ZM191 127H192V126H191ZM11 128H12V127H11ZM11 128H10V129H11ZM26 128H29V127H27V125H26ZM31 128H33V127H31ZM34 128H35V127H34ZM36 128H37V127H36ZM36 128L33 129V130H36ZM54 128H55V124H54ZM59 128H57V129H59ZM76 128H78V127H76ZM189 128H190V127H188V129H189ZM193 128H194V127H193ZM226 128H227V127H226ZM7 129H8V128H7ZM10 129H8V130H10ZM12 129H14V127H13ZM15 129H16V128H15ZM15 129H14V130H15ZM47 129H48V128H47ZM52 129H53V128H51L50 130H52ZM57 129H54V130H57ZM62 129H64V128H63V125H62ZM66 129H67V128H66ZM69 129H70V127H69ZM69 129H67V130H69ZM72 129H73V128H72ZM112 129H111L110 131H112ZM184 129H185V128H184ZM194 129L196 130L197 128L195 127ZM201 129H202V128H201ZM206 129H207V128H206ZM0 130H1V129H0ZM14 130H12V131L14 132ZM38 130H39V129H38ZM38 130H37V131H38ZM40 130H41V129H40ZM77 130H78V129H77ZM77 130H76V131H77ZM80 130H81V128H80ZM189 130H190V129H189ZM195 130H194V131H195ZM197 130H198V129H197ZM199 130H200V129H199ZM199 130H198V133H199ZM228 130H229V129H228ZM4 131H7V130H6V129H5V130L3 129V133H4ZM15 131H16V130H15ZM22 131H23V130H22ZM44 131L47 132V131H46V128H45ZM73 131H74V129H73ZM73 131H72V133H73ZM110 131H109V132H110ZM183 131H184V130H183ZM191 131H193V130H191ZM205 131H206V130H205ZM211 131H212V130H211ZM1 132H2V131H1ZM1 132H0V134L3 135ZM13 132H12V133H13ZM18 132H19V131H18ZM31 132H32V131H31ZM33 132H34V131H33ZM33 132H32V133H33ZM48 132H50V131H48ZM48 132H47V133H48ZM54 132H55V131H53V133H54ZM60 132H61V131H60ZM66 132H68V131H66ZM74 132H75V131H74ZM77 132H79V131H77ZM189 132H190V131H189ZM189 132H188V133H189ZM200 132L202 133V131H200ZM10 133H11V130H10ZM14 133H15V132H14ZM22 133H23V132H22ZM22 133H20V134H22ZM25 133H26V132H25ZM27 133H28V132H27ZM34 133H36V132H34ZM34 133H33V134H34ZM39 133H42V134L44 135V132H43V131H42V132H39ZM56 133L58 134L59 132H56ZM110 133H111V132H110ZM114 133L116 134V132H114ZM192 133H193V132H191V134H192ZM203 133H204V135H205L206 133H208V131H207V132H204V131H203ZM262 133L264 134V132H262ZM15 134H16V133H15ZM23 134H24V133H23ZM42 134H41V135H42ZM48 134H49V133H48ZM70 134H71V132H70ZM76 134H77V133H76ZM112 134H113V133H112ZM115 134H113V135H115ZM118 134H119V133H118ZM120 134L123 135L122 133H120ZM194 134H197V133H194ZM211 134H212V133H211ZM219 134H220V133H219ZM263 134H262V135H263ZM5 135H6V133H5ZM8 135H10V134H8ZM8 135H7V138L9 137ZM18 135H19V134H18ZM18 135H17V136H18ZM25 135H26V134H25ZM27 135H29V133H28ZM30 135H31V134H30ZM30 135H29V136H30ZM34 135H35V134H34ZM34 135H33V136H34ZM41 135H40V136H41ZM43 135H42V136H43ZM52 135H53V134H52ZM54 135H55V133H54ZM58 135H61V134L59 133ZM72 135H73V134H71V138L73 137ZM202 135H203V134L198 135V136L202 137ZM208 135H209V134H207V136H208ZM213 135H214V137H216L215 134H213ZM213 135H212V136H213ZM14 136H15V135H14ZM20 136H21V135H20ZM37 136H38V135H37ZM44 136H46V135H44ZM44 136H43V137H44ZM48 136H49V135H48ZM68 136H69V135H68ZM110 136H111V135H110ZM168 136H169V140H166V139L168 138ZM191 136H192V135H191ZM196 136H197V135H196ZM196 136H194V138H195ZM210 136H211V135H210ZM212 136H211V137H212ZM0 137H2V136H0ZM15 137H16V136H15ZM43 137H41V138H43ZM49 137H50V136H49ZM63 137H64V136H63ZM69 137H70V136H69ZM106 137H108V139H109V135L106 136ZM111 137H112V136H111ZM120 137H121V136H120ZM123 137H124V136H123ZM123 137H122V138H123ZM166 137H167V138H166ZM211 137H210V138H211ZM9 138H11V137H9ZM16 138H17V140H18V137H16ZM16 138H14V139L16 140ZM30 138H32V137L30 136ZM33 138H34V137H33ZM36 138H37V137H36ZM41 138H40V139H41ZM45 138L48 140V137H45ZM45 138H44V140H45ZM52 138H53V136H52ZM54 138H55V137H54ZM56 138H57V135H56ZM74 138H76V136H75ZM77 138H78V136H77ZM112 138H113V137H112ZM186 138H187L188 140H190L189 135L186 136ZM191 138H192V137H191ZM197 138H199V137H197ZM210 138L207 139V138L205 137L206 140H209L208 142H210ZM261 138H263V137H261ZM0 139H1V138H0ZM12 139H13V138H12ZM12 139H10V140L12 141ZM19 139L23 140V136H22V138H19ZM58 139H60V138H58ZM115 139H117V138H116V137L113 138V141L110 140L109 143L114 142ZM120 139H121V138H118L117 141H119ZM140 139H142L143 143L141 142ZM187 139L185 140V142L187 141ZM199 139H200V138H199ZM205 139H204V140H205ZM2 140H3V139H2ZM21 140H20V141H21ZM24 140H25V138H24ZM24 140H23V142H24ZM30 140H31V139H30ZM35 140H36V139H34V142H35ZM37 140H38V138H37ZM37 140H36V141H37ZM52 140H53L54 143H55V140H54V139H52ZM60 140H61V139H60ZM60 140H59V141H60ZM62 140H64V138H62ZM62 140H61V141H62ZM78 140H79V139H78ZM105 140H106V139H105ZM105 140H104V143L106 144V141H105ZM123 140H124V138H123ZM125 140H124V141H125ZM194 140H197V139H194ZM200 140H201V139H200ZM202 140H203V137H202ZM204 140H203V141H204ZM5 141H7V140H5ZM8 141H9V139H8ZM26 141H27V140H26ZM41 141L43 142V140H41ZM41 141H40V143H41ZM49 141H51V138H50ZM56 141H57V140H56ZM59 141H57V142L59 143L58 145H60V142H61V141H60V142H59ZM72 141H73V140H72ZM76 141H77V140H76ZM76 141H75V142H76ZM121 141H122V139H121ZM139 141L141 142V144H140ZM0 142H1V141H0ZM27 142H28V141H27ZM31 142H33V140H32ZM31 142H30L29 144H31ZM46 142H47V141H46ZM51 142H52V141H51ZM57 142H56V143H57ZM62 142H63V141H62ZM62 142H61V143H62ZM77 142H79V141H77ZM107 142H108V140H107ZM119 142H120V141H119ZM119 142H118V143H119ZM196 142H197V141H196ZM196 142H195V143H196ZM198 142L201 143L202 141H198ZM211 142H212V141H211ZM219 142H221V141H219ZM2 143H3V142H2ZM2 143H1V144H2ZM4 143L6 144V142H4ZM19 143H20V142H19ZM21 143H22V142H21ZM38 143H39V142H37V144H38ZM52 143H53V142H52ZM56 143H55V144H56ZM63 143H66V142H63ZM69 143H70V142H69ZM69 143H67L66 146H67ZM116 143H117V142H116ZM116 143H115V144H116ZM118 143H117V144H118ZM121 143L123 144V142H121ZM188 143H189V142H188ZM195 143H194V145H196ZM202 143H203V142H202ZM5 144H4V145H5ZM9 144H10V143H9ZM12 144H13V142H12ZM15 144H16V143L14 142L13 145H15ZM43 144L46 145L44 142H43ZM47 144H48V143H47ZM49 144H50V143H49ZM72 144H73V142H72ZM72 144L70 143V146H71ZM107 144H108V143H107ZM186 144H187V142L185 143V145H186ZM190 144H193L192 141H191ZM190 144H189V145H190ZM205 144H208V143L206 142V143H204V145H205ZM2 145H3V144H2ZM2 145H1V146H2ZM6 145L8 146V144H6ZM6 145H5V147H7ZM18 145L20 146V144H18ZM22 145H24V147H26L27 143H26V145H25L24 143H23ZM22 145H21V147H22ZM75 145L77 146L78 143H75ZM75 145H74V146H75ZM198 145H199V144H198ZM19 146H18V147H19ZM28 146H29V145H28ZM30 146H31V145H30ZM32 146H35V144H34V145L32 144ZM36 146H37V145H36ZM42 146H43V145H42ZM56 146H57V144H56L54 147H55V148H59V147H56ZM93 146H94V145H93ZM109 146H110V145H109ZM109 146H108V148H109ZM111 146H113V145H111ZM114 146H115V145H114ZM114 146H113V147H114ZM116 146H117V145H116ZM116 146H115V147H116ZM119 146L121 147V145H119ZM123 146H124V145H123ZM142 146H141V147H142ZM172 146H173V148H172ZM182 146H184V145H182ZM182 146H181V147H182ZM262 146H264V145H262ZM2 147H3V146H2ZM2 147H1V148H2ZM5 147H4V148H5ZM9 147H11V148H15V147H12L11 144L9 145ZM16 147H17V146H16ZM18 147H17L16 149H18V150L20 151V149H19ZM44 147H45V146H43V148H44ZM47 147H50V145L46 146V148H47ZM51 147L54 148L53 145H52ZM60 147H61V146H60ZM67 147H68V146H67ZM71 147H72V146H71ZM102 147H104V146H102ZM105 147H106V146H105ZM113 147H112V148H113ZM115 147H114V148H115ZM120 147H119V149H122V147H121V148H120ZM125 147H126V146H124V148H125ZM127 147H128V146H127ZM129 147H128V148H129ZM141 147H140V148H141ZM186 147H187V146H186ZM186 147H185V148H186ZM188 147H189V146H188ZM191 147H192V146H190L189 148H186V149H189V150H190ZM194 147H198V146L196 145V146H194ZM199 147H200V146H199ZM4 148H2V149H4ZM11 148H10L9 150H11ZM33 148H34V147H33ZM39 148H40V149H43V148H41V147H39ZM52 148H51V149H52ZM55 148H54V149H55ZM69 148H70V147H69ZM108 148H103V149H106V150H107ZM140 148L138 149L139 151H140ZM145 148H146V147H145ZM2 149H1V150H2ZM5 149H6V148H5ZM5 149H4V150H5ZM7 149H8V148H7ZM16 149H15V150H16ZM30 149H31V147H30ZM40 149H39V150H40ZM44 149H45V148H44ZM48 149H49V148H48ZM51 149H50V150H51ZM54 149H53L52 151H56V149H55V150H54ZM62 149H63V148H62ZM62 149H61L60 151H62ZM93 149H94V148H93ZM103 149H102V150H103ZM110 149H111V148H110ZM115 149H116V148H115ZM115 149H113V153H114V154H115V152H116ZM126 149H127V148H125V152H126ZM142 149H143V148H142ZM142 149H141V150H142ZM176 149H177V148H176ZM186 149H185V151H186ZM192 149H193V148H192ZM205 149H206V148H205ZM258 149H259V148H258ZM263 149H264V148H263ZM263 149H261V151H262ZM12 150H14V149H12ZM15 150H14V151H15ZM24 150H25V148H24ZM24 150H22V152H24V153H25V152H28L27 148H26L27 151H24ZM33 150H34V149H33ZM46 150H47V149H46ZM50 150H49V151L47 150V151L50 152ZM69 150H70V149H68V153L65 152V151H64L63 153H64V154H65V153H66V154H69V152H70L72 149H71L70 151H69ZM73 150H74V149H73ZM79 150H80V148H79ZM79 150H77V151H79ZM98 150H100V149H98ZM98 150H96V151H98ZM111 150H112V149H111ZM114 150H115V152H114ZM122 150H123V149H122ZM128 150H129V149H128ZM132 150H131V151H132ZM136 150H137V149H136ZM169 150H168V151H169ZM177 150H178V149H177ZM5 151H6V150H5ZM35 151H36V150H35ZM52 151H51V152H52ZM118 151H119V150H118ZM118 151H117L116 153H118ZM143 151H144V150H143ZM171 151H172V150H171ZM179 151H180V150H179ZM185 151L183 150L184 153H185ZM190 151H192V150H190ZM197 151H199V148H198ZM197 151H196V152H197ZM6 152H7V151H6ZM9 152H10V151H9ZM9 152H8L7 154L10 155V153H11L12 151H11L10 153H9ZM17 152H18V151H16V155L19 154V153H22V152H18V153H17ZM33 152H34V151H33ZM72 152H73V151H72ZM74 152H75V151H74ZM107 152H108V151H107ZM111 152H112V151H111ZM111 152H110V154H111L112 159H113V154H112ZM121 152H122V151H121ZM125 152H124V153H125ZM128 152H130V151H128ZM132 152H133V151H132ZM132 152H130V153H132ZM137 152H138V151H137ZM183 152H180V153L182 154ZM208 152H209V151H208ZM220 152H221V151H220ZM12 153H13V152H12ZM35 153H36V152H35ZM37 153H38V155H39V152H37ZM37 153H36V156H37ZM41 153H42V152H41ZM43 153H44V151H43ZM56 153H59L58 150H57ZM60 153H61V152H60ZM130 153H128V154H130ZM145 153H146V151H145ZM145 153H141V152H140L139 154H143V155H144ZM175 153H176V152H175ZM180 153H179V154H180ZM193 153H195V152H193ZM221 153H222V152H221ZM224 153L226 154V152H224ZM7 154H5V153L3 152V150H2V152L0 151V164L6 166L7 169H8L9 165H11L10 162L12 161V160L10 161V159L14 158L16 155H15L14 157L10 158L12 154H11L10 156L7 155ZM22 154H23V153H22ZM30 154H31V152H30ZM64 154H62V155H64ZM75 154H76V153H75ZM96 154H97V153H96ZM99 154H100V153H99ZM106 154H107V153H106ZM128 154L126 153V155H128ZM135 154H136V153H135ZM172 154H173V153H172ZM176 154H178V153H176ZM185 154L188 155L189 152H188V153H185ZM191 154H192V153H191ZM198 154H199V152H198ZM200 154H201V153H200ZM200 154H199V155H200ZM216 154H217V153H216ZM227 154H228V153H227ZM262 154H263V153H262ZM25 155H28V154H24V155H22V156H25ZM33 155H34V153H33ZM33 155H32V156H33ZM47 155H49V153H47ZM47 155H46V159H47ZM59 155H60V154H59ZM62 155H60V156H62ZM73 155H74V154H73ZM115 155H116V154H115ZM118 155H119V154H118ZM120 155H121V153H120ZM120 155H119V156L116 155V156H117V159L120 158ZM132 155H133V154H132ZM132 155H131V156H132ZM137 155H138V154H137ZM145 155H146V154H145ZM187 155H186V156H183V157H188V156H190V155H188V156H187ZM196 155H197V154H196ZM222 155H223V154H222ZM12 156H13V155H12ZM20 156H21V155H20ZM34 156H35V155H34ZM36 156H35V157H36ZM41 156H42V155L40 154V158H41ZM44 156H45V155H44ZM44 156H43V157H44ZM54 156H56V155H53V153H51V154L48 156L49 160H50V161H51V160H52V161L54 160L53 162H55V158H54ZM57 156H58V155H57ZM70 156L72 157V154H71ZM105 156H106V155H105ZM109 156H110V155H109ZM109 156H108V157H109ZM134 156H135V155H134ZM171 156H172V155H171ZM173 156H175V155L173 154ZM178 156H179V155H178ZM178 156H176L175 158H178V159L180 160V157H178ZM181 156H182V155H181ZM197 156H198V155H197ZM201 156H202V155H201ZM223 156H224V155H223ZM225 156H226V155H225ZM67 157H68V155H67ZM71 157H70V158H71ZM74 157H75V156H74ZM74 157H73V158H74ZM122 157H124V156H122ZM132 157H133V156H132ZM142 157H143V156H142ZM145 157H146V156H145ZM191 157H193V155H192ZM202 157H203V156H202ZM202 157H201V158H202ZM206 157H207V155H206ZM210 157H211V156H210ZM210 157H209V158H210ZM228 157H229V156L227 155V158H228ZM230 157H231V156H230ZM230 157H229V158H230ZM15 158H18V155H17V157H15ZM24 158H25V157H23V158L20 157V159H22V160H23ZM36 158H37V157H36ZM38 158H39V157H38ZM56 158H57V157H56ZM70 158H69V159H70ZM100 158H101V157H100ZM105 158H106V157H105ZM125 158H126V156H125ZM181 158H182V157H181ZM199 158H200V157H199ZM201 158H200V161H201V163H202V162H203V161H202L203 158H202V159H201ZM204 158H205V155H204ZM207 158H208V157H207ZM18 159H19V158H18ZM20 159H19V161H21ZM26 159H27V158H25V160H26ZM29 159H30V158H29ZM29 159H27V160H29ZM43 159H44V158H43ZM61 159H62V158H61ZM61 159H60V160H61ZM69 159H67V161H69ZM77 159H78V158H77ZM115 159H116V158H115ZM117 159H116V160H117ZM121 159H122V158H121ZM123 159H124V158H123ZM130 159H131V158H129V160H130ZM133 159H134V158H133ZM135 159H136V158H135ZM142 159H143V158H142ZM146 159H147V158H146ZM146 159L144 158L145 161H146ZM182 159H183V158H182ZM192 159H194V158H192ZM205 159H206V158H205ZM210 159H211V158H210ZM210 159H209V161L212 160V159H211V160H210ZM214 159H215V156H214ZM13 160L15 161V159H13ZM34 160H36V159H34ZM34 160H33V161H34ZM56 160H57V159H56ZM60 160H59V162H61V164H62V160H61V161H60ZM63 160H64V159H63ZM74 160H75V159H74ZM100 160H101V159H100ZM102 160H103V159H102ZM102 160H101V161H102ZM113 160H114V159H113ZM124 160H126V159H124ZM124 160H123V161H124ZM127 160H128V159H127ZM137 160H138V159H137ZM140 160H141V159H140ZM186 160H187V159H186ZM189 160H190V157H189ZM197 160H198V159H197V157H196V161H197ZM30 161H32V160H29V163H30ZM37 161H38V159H37ZM57 161H58V160H57ZM67 161H66V162H67ZM103 161H104V160H103ZM106 161H107V159H106ZM106 161H105V162H106ZM108 161H110V160H108ZM114 161H115V160H114ZM123 161H122V162H123ZM134 161H135V160H134ZM138 161H139V160H138ZM174 161H175V160H174ZM177 161H178V160H177ZM181 161H183V160H181ZM193 161L196 163L195 160H193ZM200 161H199V162H200ZM204 161H205V160H204ZM206 161H208V160H206ZM206 161H205V163H206ZM15 162H16V161H15ZM15 162H11V163H14V164H15ZM26 162H27V161H26ZM41 162H44V160L41 161ZM69 162H70V161H69ZM69 162H68V163H69ZM71 162H74V161H71ZM110 162H111V161H110ZM115 162H116V161H115ZM118 162H120V161H118ZM127 162H128V161H127ZM130 162H131V160L129 161V163H130ZM141 162H142V160H141ZM143 162H144V161H143ZM175 162H176V161H175ZM17 163H18V162H17ZM27 163H28V162H27ZM27 163H26V164H27ZM34 163H35V162H34ZM45 163H46V162H45ZM45 163H43V164H45ZM51 163H52V162H51ZM56 163H57V162H56ZM56 163H55V164H56ZM99 163H100V162H99ZM101 163H102V162H101ZM101 163H100V165H102ZM112 163H113V162H112ZM123 163H124V162H123ZM123 163H122V165H123ZM145 163H146V162H145ZM182 163H183V162H182ZM185 163H186V162H185ZM185 163H184V164H185ZM191 163H192V162H191ZM195 163H194V164H195ZM197 163H198V161H197ZM18 164H19V163H18ZM21 164H22V161H21ZM21 164H19V165H21ZM24 164H25V163H24ZM26 164H25V165L22 164L21 167L24 166V169H25V167H26V169L29 168V167H27ZM30 164H33V163L31 162ZM30 164H29V165H30ZM36 164H37V163H36ZM38 164H41V163L39 162ZM47 164H48V163H47ZM49 164H50V163H49ZM59 164H60V163H59ZM59 164H57V165L59 166ZM61 164H60V166H61ZM63 164H65V163H63ZM63 164H62V165H63ZM75 164H76V163H75ZM108 164H109V163H108ZM119 164H120V163H119ZM126 164H127V163H126ZM131 164H132V163H131ZM131 164H129V165H131ZM174 164H175V163H174ZM178 164H179V163H177V166H180V165H178ZM180 164H181V162H180ZM194 164H193V165H194ZM52 165L54 166V163H53ZM57 165H56V168H57ZM65 165H67V163H66ZM69 165H70V163H69ZM100 165H99V166H100ZM106 165H107V164H106ZM109 165H110V164H109ZM109 165H108V167H107V168H108V173H106V175H105V176L107 177V178H106L107 183L104 184V183H103L104 181H102V179H101V181H102L101 183H103V184H101V183H97V184H99V185H97V186H100V187H102L101 185H104V186H103L102 188H100V190L97 189L98 192L95 191V193L97 192V194L94 195V196L92 195V196L94 197L93 199H89V198H91V196H89V198L86 199V201H87L88 204H89V209H88V211L90 210V211H92L93 213H96L95 218H94V221L92 222L91 220H93V219H90V221L92 222L91 227H92L94 230H97V232L99 231V232L101 233V235H99V238L97 237L98 234L96 235V238H98V241H99L98 243L96 242V246H97V245H100V249L97 251V253H96L95 255L93 254L92 256H90V254H91L92 252H91L90 254H86V253H82V252H81L82 250H81V251L79 250L80 252L77 250V251H78L77 254H75V252H73L72 255L75 254V255H78V256L75 257V255H74V259H72V256H70V253L68 252V251H72V250H68V248H65V247L63 246V240L65 239V237H64L65 235L63 234V233H64V230H63L62 232H60L62 229H61L60 231H58V229H60V228H59L60 226H61V228H63V227H62L63 224L60 225V224H58V223H63V222H64V220H62V219H63L62 216L64 215V214H62V213L64 212V209L62 208L61 211L59 210L61 213H58V212H57V207H59V205H60V208H61V207L64 206V204H67V203H65V202L63 201L64 204H62V206H61V204H59L58 206L55 204L57 207H54V206H55L54 204H53L54 206L51 205V204L54 202V199H55V198L53 199V202H52V197L49 196V195L52 194V193L50 194V192H52V191H50V188H49V187H51V186H49V184H47V182H44V183H46V184H45V185L42 184L43 186H42V185H41V186H42V187H45L46 189H48V190H47V195H46V193H44L45 195H42V194L40 195L39 193H38V194L36 193V195H35V199H36V201H34L35 199L32 198V199H34L33 201L36 202L35 205H37V207L35 208V206H34V204H33V207L35 208L34 210H35V212H40V213H43V215H44V212L48 211V210L50 209V207L53 206L54 208H56V212H57V213L55 214V216L52 215V219H54L53 216L56 217V218H59V219L62 218V219L60 220V222L57 223L58 225H60V226L58 227V225H57L56 222H54V221H53V225H51V223H50L51 220H50L49 218H46L47 216H46V217L43 216V218L45 217L44 219H39V218H38V217H39L38 215H37L36 218H34V219H37V222H36L35 220H33V221L36 222L37 226H40V227H41V231H40V229H37V230L35 229V230H36V231L39 230L41 233H40L39 235H37V234L35 233V234H36L35 238L33 237L34 235L32 236V238H34V240H30V241H32V242H31L29 245H26L25 247H23V248H24L23 251H25V253H26L27 256L29 257V260H28V261H25V262H27V263L24 262L25 264H121V262H120V261H121L120 259H122V258H120V257H122V256H120L121 253L118 252L119 250L117 249V247H116L115 244H114V243L117 242L118 239H117V237L114 235V236L116 237V239H117L116 242L114 241V238L112 237V236H113V233L111 234L112 236H109V237H110V238H113V242H114V243H113V242H110L111 240L109 239V242H110V243L108 244V235H109L110 233L108 232L109 230H107V229H109V228H107V227L109 226V224H108L107 226H106V224H107V221H109L110 219H114V218L111 217V216H113L114 214L111 215V216H110V214L108 215V213H107L108 211H107V210L110 209L111 207H115L114 204L116 205V203H117L118 205H120L121 208H122L123 205H124V206L127 205V204L125 205V202H126V201H125V199H124V194H125L126 192H128V191H127V190H128V186H129L132 182L128 184V182H129L130 179H126V177H125V173L123 174V170H122V169H117L116 171H115V169H114V170L112 171V169H110L111 166L109 167ZM111 165H113V164H111ZM115 165H116V163H115ZM115 165H113V166H115ZM127 165H128V164H127ZM134 165L137 166V163H136V164L134 163ZM186 165H187V164H186ZM191 165H192V164H191ZM193 165H192V167H193ZM199 165H200V164H199ZM202 165H203V164H202ZM4 166H3V167H4ZM15 166H16V165H15ZM15 166H14V167H15ZM30 166H32V165H30ZM34 166H35V165H34ZM73 166H74V165H73ZM76 166H77V164H76ZM124 166H125V165H124ZM124 166H123V167H124ZM131 166H133V165H131ZM140 166H141V165H140ZM182 166H183V165H182ZM182 166H180V168H182V169L184 170L185 167L183 168ZM187 166H188V165H187ZM187 166H186V167H187ZM215 166H216V165H215ZM0 167H1V166H0ZM6 167H5V168H6ZM11 167H12V166H11ZM14 167H13V170L15 171V168H17V166H16L15 168H14ZM39 167H40V165H39ZM45 167H47V165H46ZM61 167H62V166H61ZM61 167L59 168V169H60L59 172H58L57 169H55V170H57V173H59V174H60L62 171H64ZM66 167H69V166L67 165ZM103 167H104V166H103ZM105 167H106V166H105ZM116 167H117V166H116ZM118 167H119V166H118ZM126 167H127V166H126ZM142 167H143V166L139 167V165H138L137 168H142ZM146 167L144 166V168H146ZM5 168H4V169H5ZM36 168H38V165H37ZM49 168H50V166H49ZM63 168H64V167H63ZM70 168L72 169V166H71ZM107 168H106V169H107ZM113 168H114V167H113ZM127 168H128V167H127ZM129 168H130V167H129ZM129 168H128L127 170H129ZM134 168H136V167H134ZM137 168H136L135 170H137ZM173 168H174V169H173ZM180 168H179V169H180ZM205 168H206V167H205ZM212 168H213V167H212ZM214 168H215V167H214ZM0 169H1V168H0ZM2 169H3V168H2ZM20 169H21V168H20ZM20 169H19V171H21ZM22 169H23V168H22ZM26 169H25V170H26ZM39 169H41V168H39ZM42 169H43V167H42ZM47 169H48V167H47ZM51 169H52V168H50L49 170L53 172V171H54V168H53L52 170H51ZM64 169H65V168H64ZM67 169L69 170V168H67ZM67 169H66V171H67ZM74 169H76L75 166H74ZM77 169H79V166H78ZM80 169H81V167H80ZM80 169H79V170H80ZM100 169H101V168H100ZM103 169H104V168H103ZM109 169H110L111 171H110ZM123 169H124V168H123ZM131 169L133 170L132 167H131ZM131 169H130V170H131ZM172 169H173V170H172ZM177 169H176L175 172H177ZM8 170H9V169H8ZM8 170L5 169L6 172H7ZM11 170H12V169H11ZM13 170H12L13 173L17 172V171L14 172ZM25 170H24V171H25ZM45 170H46V169H45ZM49 170H47V173H48ZM61 170H62V171H61ZM101 170H102V169H101ZM188 170H189V169H188ZM219 170L222 171L223 169H221V167H220ZM234 170H235V169H234ZM2 171H3V170H1V172H2ZM9 171H10V170H9ZM9 171H8V172H9ZM74 171H75V170H74ZM139 171H140V170H139ZM139 171L137 170L136 172H139ZM142 171H143V170H142ZM144 171H145V169H144ZM144 171H143V172H144ZM181 171H182V170H180L179 173H181ZM189 171H191V169H190ZM217 171H218V170H217ZM221 171H220V172H221ZM8 172H7V173H8ZM10 172H11V171H10ZM10 172H9V173H10ZM21 172H22V171H21ZM21 172H20V173H21ZM39 172H40V171H39ZM45 172H46V171H45ZM52 172H51V173H52ZM69 172H70V171H69ZM76 172L79 173L80 171L78 172V171L76 170ZM76 172H75V173H76ZM100 172H101V171H100ZM104 172H105V171H104ZM132 172H133V171H132ZM143 172H141V173H143ZM169 172H168V173L166 172V176H167V174H169ZM183 172H185V170H184ZM186 172H187V170H186ZM186 172H185V173H186ZM208 172H209V171H208ZM211 172H212V171H211ZM218 172H219V171H218ZM218 172H217V173H218ZM225 172L228 173L229 170H228V172H227V171H225ZM2 173H3V172H2ZM9 173H8V175H9ZM37 173H38V172H37ZM42 173H43V171H42ZM42 173L40 172L41 175H42ZM64 173H65V172H64ZM72 173H74L73 170L71 171L70 174H72ZM83 173H84V171H83ZM139 173H140V172H139ZM163 173H164V172H162V174H163ZM190 173H191V172H190ZM221 173H223V171H222ZM4 174H5V173H4ZM4 174H3V175H4ZM15 174L17 175V173H15ZM18 174H19V172H18ZM22 174H23V173H22ZM22 174H21V175H22ZM104 174H105V173H104ZM136 174H137V173H136ZM143 174H144V173H143ZM164 174H165V173H164ZM181 174H182V173H181ZM187 174H188V173H187ZM187 174H185V175L188 176L189 174H188V175H187ZM214 174H216V173H214ZM219 174H220V173H219ZM219 174H218V175H219ZM224 174H225V173H224ZM231 174H232V173H231ZM231 174H230V175H231ZM0 175H2V174H0ZM16 175H13V176L16 177ZM19 175H20V174H19ZM21 175H20V176H21ZM52 175L54 176L55 173L52 174ZM52 175L50 174L49 177H52ZM56 175H57V174H56ZM74 175H75V174H74ZM77 175H78V174H77ZM131 175H132V174H131ZM169 175H170V174H169ZM182 175L184 176V174H182ZM182 175H181V176H182ZM191 175H192V174H191ZM218 175H216V176H218ZM227 175L229 176V174H227ZM227 175H226V176H227ZM5 176L7 177V175H5ZM9 176H11V177H10L11 179L13 178L12 174L9 175ZM57 176H58V178H60L59 175H57ZM57 176H55V177L57 178ZM61 176H62V175H61ZM63 176H64V175H63ZM66 176H67V175H66ZM66 176H65L64 178H66ZM68 176L70 177L71 175L68 174ZM68 176H67V178H68ZM75 176H76V175H75ZM75 176H72V177L74 178ZM102 176H103V174H102ZM137 176H139V175H137ZM140 176H141V175H140ZM181 176H180V177H181ZM219 176L222 177V174L219 175ZM226 176H223V182H224V180L226 179V178L224 179V177H226ZM234 176H235V175H234ZM21 177H22V176H21ZM42 177H45V176L42 175ZM49 177H48V178H49ZM99 177H100V176H99ZM128 177H130V176H128ZM132 177H133V176H131V179L134 178V177H133V178H132ZM188 177H189V176H188ZM202 177H203V176H202ZM221 177H220V178H221ZM3 178H4V176H0V181H2ZM8 178H9V177H8ZM8 178H7V179H8ZM22 178H23V177H22ZM58 178H57V179H58ZM100 178H101V177H100ZM103 178H104V176H103ZM159 178H160V179H159ZM162 178H163V177H162ZM166 178H167V177H166ZM176 178H177V177H176ZM182 178H183V177H182ZM185 178H186V177H185ZM185 178H184V179H185ZM194 178H195V177H194ZM213 178H214V177H213ZM213 178H212V179H213ZM217 178H218V177H217ZM220 178H219V179H220ZM227 178H228V177H227ZM230 178L232 179L233 177L230 176ZM230 178H229V179H230ZM1 179H2V180H1ZM4 179H6V178H4ZM7 179H6V180H7ZM11 179H10V180H11ZM13 179H15V178H13ZM17 179H18V178H17ZM40 179H41V178H40ZM45 179H46V178H45ZM50 179H51V178H50ZM139 179H141V178L139 177ZM139 179H136V181H140ZM164 179H165V178H164ZM169 179H170V178H169ZM178 179H179L178 181L181 180L180 178H178ZM184 179H183V180H184ZM186 179H187V178H186ZM221 179H222V178H221ZM229 179H227V181H228ZM231 179H230V181L235 180V179H232V180H231ZM237 179H238V178H237ZM6 180H5V183H6ZM19 180H20V179H19ZM38 180H39V179H38ZM62 180H63V179H62ZM66 180H67V179H66ZM70 180H71V178H70ZM98 180H100V179H98ZM127 180H128V182H127ZM166 180H167V179H166ZM216 180H217V179H216ZM3 181H4V180H3ZM3 181H2V182H3ZM16 181H17V180H16ZM45 181H48V179L45 180ZM50 181H51V180H50ZM50 181H48V182L50 183ZM56 181H57V180H56ZM67 181H68V182H67V184H68V183H69V178H68ZM74 181H75V179H74ZM74 181H73V180L70 181V184H71V185L74 184V183H75ZM106 181H105V182H106ZM133 181H134V180H133ZM173 181H175V180H173ZM173 181H172V182H173ZM211 181H212V180H211ZM218 181H219V180H218ZM221 181H222V180H221ZM227 181H226V183H227ZM2 182H1V183H2ZM8 182H9V180H8ZM38 182H40V181H38ZM38 182H37V184H38ZM97 182H98V181H97ZM134 182H135V181H134ZM148 182H146V183H148ZM167 182H168V181H167ZM181 182H182V180H181ZM185 182H186V181H185ZM1 183H0V185L3 184V183H2V184H1ZM12 183H13V182H12ZM16 183H18V184H16V186H17V185H20L19 182H16ZM51 183H53V177H52V182H51ZM56 183L59 185L58 182H56ZM61 183H63V182H61ZM135 183H137V182H135ZM139 183H140V182H138L137 184H139ZM157 183H156V184H157ZM173 183H174V182H173ZM200 183H201V182H200ZM209 183H210V182H209ZM211 183H212V182H211ZM211 183H210V184H211ZM226 183H224V184H226ZM228 183H229V182H228ZM228 183L226 184L227 186L230 185V183H229V184H228ZM231 183H232V182H231ZM235 183H236V182H235ZM8 184H9V183H8ZM14 184H15V182H14ZM14 184H11V185L14 186ZM76 184H77V183H75V185H76ZM133 184H134V183H133ZM133 184H132L131 186H134V185H135V184H134V185H133ZM142 184H143V183H142ZM158 184H159V183H158ZM168 184H169V183H168ZM168 184H167V185H168ZM170 184H172V183L170 182ZM170 184H169V186L166 185V186H167L166 189H167V188L169 189ZM174 184H176V183H174ZM177 184H178V183H177ZM180 184H182V183H180ZM183 184H184V183H183ZM187 184H188V183H187ZM194 184H195V183H194ZM258 184H259V183H258ZM3 185L9 186V185H7V184H3ZM22 185H23V184H22ZM50 185H51V184H50ZM53 185H54V183H53ZM53 185H52V186H53ZM62 185L64 186V184H62ZM65 185H66V182H65ZM68 185H69V184H68ZM68 185H67V187L70 188V186H68ZM77 185H78V184H77ZM143 185H144V184H143ZM200 185H201V184H200ZM222 185H223V184H222ZM226 185H225V186H226ZM233 185H234V184L232 183L231 187H232ZM6 186H5V187H6ZM20 186H21V185H20ZM34 186H35V185H34ZM37 186H38V185H37ZM54 186H55V185H54ZM59 186H61V185H59ZM154 186H155V185H154ZM174 186H175V185H174ZM176 186L178 187L179 185H176ZM176 186H175V187H176ZM180 186H181V185H180ZM182 186H183V185H182ZM190 186H191V185H190ZM218 186H219V185H218ZM218 186H217V187H218ZM252 186H253V185H252ZM3 187H4V186H1V188H2V189L0 188L1 191L3 190ZM10 187H11V186H10ZM14 187H15V186H14ZM38 187H39V190L42 188V187H40V185H39ZM38 187H37V188H38ZM57 187H58V186H57ZM72 187H73V185H72ZM129 187H130V186H129ZM137 187H138V186H137ZM137 187H136V188H137ZM139 187H141V185H140ZM143 187H144V186H143ZM145 187H146V184H145ZM175 187H174V189H178V188H175ZM184 187H185V185H184ZM184 187H182V188H184ZM188 187H189V185H188ZM194 187H195V186H194ZM7 188L9 189V187H6V190L8 191ZM34 188H35V187H34ZM51 188H52V187H51ZM59 188H60V187H59ZM61 188L63 189L64 187L61 186ZM61 188H60V189H61ZM69 188H67V190H68ZM78 188H79V187H78ZM130 188H131V187H130ZM147 188H148V184H147ZM149 188H150V187H149ZM152 188H153V187L151 186V189H149L148 191L146 190L147 193H148L150 190H153ZM160 188H163V187L160 186ZM208 188H209V187H208ZM221 188H222V187H221ZM12 189H17V187H16V188H12ZM21 189H22V188H21ZM42 189H43V188H42ZM42 189H41V190H42ZM54 189H56V188H54ZM60 189H58L59 192H60ZM64 189H65V188H64ZM72 189H74V188H72ZM75 189H77V188H75ZM94 189H96V188H94ZM133 189H134V187H133ZM137 189L139 190V188H137ZM158 189H159V187H158L157 189L155 188V191L158 190ZM164 189H165V187H164ZM170 189H171V188H170ZM188 189H189V188H188ZM188 189H187V187H186V190H188ZM199 189H200V188H199ZM228 189H229V187H228ZM9 190H11V188H10ZM31 190H32V189H31ZM37 190H38V189H37ZM79 190H80V189H79ZM135 190H136V189H135ZM140 190H141V188H140ZM143 190H144V188H142V191H143ZM172 190H173V189H172ZM179 190H180V188H179ZM179 190H177L175 193H180ZM184 190H185V189H184ZM186 190H185V191H186ZM213 190H214V189H213ZM219 190H220V189H219ZM223 190H224V187H223ZM4 191H5V190H4ZM7 191H6V192H7ZM15 191H16V190H15ZM19 191L21 192V191H23V190H20V188H19ZM33 191H34V190H33ZM35 191H36V189H35ZM35 191H34V192H35ZM45 191H46V190H45ZM54 191H55V190H54ZM58 191H57V189H56V192H58ZM61 191H63V190H61ZM155 191L153 192V194L156 193ZM165 191H166V190H165ZM170 191H171V190H170ZM180 191H181V190H180ZM182 191H183V190H182ZM191 191H192V190H191ZM221 191H222V190H221ZM221 191H220V192H221ZM224 191H227V188H226ZM12 192H13V191L11 190V193H12ZM34 192H32V193H34ZM43 192H44V191H42V193H43ZM64 192H65V190H64ZM68 192H69V191H68ZM132 192H133V191H132ZM135 192H136V191H135ZM138 192H139V191H138ZM138 192H136V194H137ZM158 192H159V191H158ZM162 192H163V191H162ZM168 192H169V191H168ZM168 192L166 191L165 193H168ZM183 192H184V191H183ZM193 192H194V191H193ZM197 192H198V191H197ZM209 192H210V191H209ZM217 192H218V190H217ZM229 192H230V190H229ZM0 193H1V192H0ZM2 193L4 194L5 192H2ZM11 193H9V194L11 195ZM13 193H14V192H13ZM17 193H18V192H17ZM32 193L30 192V194H32ZM61 193H62V192H61ZM66 193H67V192H66ZM69 193H70V192H69ZM87 193L90 195L89 192H87ZM87 193H86V194H87ZM149 193H150L149 195H151L152 192L150 191ZM170 193H171V192H170ZM170 193H168V194H170ZM190 193H191V192H190V190H189V194H190ZM207 193H208V192H207ZM211 193H212V192H211ZM218 193H219V192H218ZM260 193H261V192H260ZM15 194H16V193H15ZM15 194H14V196H15ZM63 194H64V193H63ZM67 194H68V193H67ZM129 194H133V193H129ZM134 194H135V193H134ZM163 194H164V193H163ZM184 194L186 195V193H184ZM189 194H187V195L189 196ZM191 194H192V193H191ZM191 194H190V195H191ZM216 194H217V193H216ZM216 194H215V195H216ZM226 194H227V193H226ZM226 194H225V192H224V195H226ZM230 194H231V193H230ZM239 194H240V193H239ZM1 195H2V194H1ZM10 195H9V196H8V195H5V196H8V198L5 197V196H3L1 199L4 200V197L7 198V199H9ZM17 195H19V193H18ZM20 195L22 196V194H20ZM32 195H34V194H32ZM32 195H31V196H32ZM53 195H54V194H52V196H53ZM55 195H56V194H55ZM57 195H58V194H57ZM57 195H56V196H57ZM84 195H85V194H84ZM84 195L81 196V197H84ZM137 195H138V194H137ZM141 195H142V193H141ZM145 195H146V192H145ZM155 195H156V194H155ZM160 195H162V194H160ZM172 195H173V194H172ZM187 195H186V196H187ZM202 195H203V194H202ZM205 195H207V194H205ZM212 195H213V194H212ZM219 195H220V193H219ZM231 195H232V194H231ZM240 195H241V194H240ZM11 196H12V195H11ZM14 196H13V197H14ZM66 196H67V195H66ZM69 196H71V195H68V199L65 198L67 201H69V199H70ZM73 196H75V195L73 194ZM86 196H88V195H85V198H86ZM125 196H127V195H125ZM128 196H129V195H128ZM138 196H140V195H138ZM153 196H154V195H153ZM156 196H157V195H156ZM175 196H176V194H175ZM180 196H181V195H179V196H177V197H180ZM186 196H185V197H186ZM193 196H194V195H193ZM222 196H223V195H222ZM222 196H220V197H221L220 199L223 200ZM227 196H229V195H227ZM227 196H226V197H227ZM0 197H1V196H0ZM27 197H28V196H27ZM53 197H54V196H53ZM59 197H60V196H58V197H56V198H59ZM63 197H64V195H63ZM63 197L61 196L60 198H63ZM77 197H78V196H76V198H77ZM81 197H80V199H85V198H81ZM130 197L132 198V196H130ZM136 197H137V196H136ZM140 197H141V196H140ZM160 197H163V198L166 197V198H167V194H166V196H163V195H162V196H160ZM182 197H184V196H182ZM182 197H181V198H182ZM185 197H184V199H185ZM190 197H191V196H190ZM231 197H233V196H231ZM231 197H230V198H231ZM14 198H15V197H14ZM17 198H18V196H17ZM29 198H30V197H29ZM60 198H59V200H60ZM71 198H72V197H71ZM73 198L75 199V201L77 200L75 197H73ZM125 198H126V197H125ZM128 198H129V197H128ZM143 198L146 200L145 196H144ZM147 198H148V197H147ZM149 198H151V197H149ZM154 198H155V197H154ZM154 198H152V200H153ZM156 198H158V197H156ZM171 198H172V196H171ZM186 198H187V197H186ZM227 198H228V197H227ZM227 198H226V199H227ZM233 198H234V197H233ZM235 198H236V197H235ZM1 199H0V200H1ZM32 199H31V200H32ZM65 199H61V200H65ZM74 199H73V200H74ZM78 199H79V198H78ZM126 199H127V198H126ZM132 199L135 200L134 198H132ZM137 199H138V198H137ZM164 199H165V198H164ZM168 199H170V197H168ZM184 199H183V200H184ZM195 199H196V198H195ZM226 199H225V200H226ZM242 199H243V198H242ZM3 200H2V201H3ZM17 200H18V199H17ZM17 200H16V201H17ZM20 200H21V198H20ZM61 200H60V201H61ZM66 200H65V201H66ZM70 200L73 201L72 199H70ZM130 200H131V199H130ZM130 200L127 199V201H130ZM133 200H132V201H133ZM154 200H155V199H154ZM179 200H180V199H179ZM193 200H194V199H193ZM193 200H191V201H193ZM229 200H230V199H229ZM231 200H232V198H231ZM2 201H1V202H2ZM4 201H5V200H4ZM4 201H3V202H4ZM11 201H12V202H15V201H13V198H12ZM78 201H79V200H78ZM83 201H84V200H83ZM132 201H131V202H132ZM136 201H138V200H136ZM139 201H140V200H139ZM148 201H149V200H148ZM148 201L146 200V203H145V204H149ZM150 201H151V199H150ZM172 201H173V199H172ZM175 201H177V203L179 202L177 199L174 200V202H175ZM197 201H198V200H196V202H197ZM213 201H214V200H213ZM217 201H218V199H217ZM232 201H233V200H232ZM3 202H2V203H3ZM6 202H7V201H6ZM8 202H10V200H8ZM8 202H7L6 204H8ZM12 202H10V203H12ZM20 202H21V201H20ZM29 202H30V201H29ZM55 202H56V200H55ZM55 202H54V203H55ZM61 202H62V201H61ZM80 202H82V201H80ZM131 202H130V203H131ZM142 202H143V200H142ZM153 202H154V201H153ZM166 202H167V201L165 200V205H166ZM168 202H169V200H168ZM170 202H171V199H170ZM174 202L171 203V204H174ZM196 202L194 203L195 205H196ZM204 202H205V201H204ZM225 202H227V200H226ZM225 202H224V205H225V204H226V205L229 204V203L227 204V203H225ZM18 203H19V200H18ZM21 203H22V207H23V206H24V205H23V202H21ZM31 203H32V201H31ZM57 203H58V202H57ZM69 203L71 204L70 201H69ZM74 203L77 204V203H79V202H72V204H74ZM85 203H86V202H85ZM133 203H134V205H135V204H139L138 202L135 203V201H134ZM140 203H141V201H140ZM186 203H187V202H186ZM186 203H182V202H181V205H182V204H185V205L187 206ZM192 203H193V202H192ZM197 203H199V202H197ZM209 203H211V202H209ZM213 203H214V202H213ZM215 203H216V202H215ZM217 203H218V202H217ZM217 203H216V204H217ZM230 203H231V202H230ZM248 203H249V202H248ZM248 203H247V204H248ZM16 204H17V203H16ZM26 204H27V203H26ZM29 204H30V203H29ZM70 204H69V207H67V208H71V207H70ZM79 204H80V203H79ZM143 204H144V203H143ZM151 204H152V203H151ZM151 204H150V205H151ZM171 204H170V205H171ZM189 204H190V203H189ZM189 204H188V205H189ZM194 204H193V205H194ZM222 204H223V202H222ZM245 204H246V203H245ZM245 204H244V205H245ZM247 204H246L245 206H247ZM0 205H1V204H0ZM10 205H11V204H10ZM10 205H9V206H10ZM14 205H15V204H14ZM129 205H131V204H129ZM129 205H128V206H129ZM175 205H176V204H175ZM177 205H178V204H177ZM185 205H184V206H185ZM200 205H201V204H200ZM206 205H208V204H206ZM213 205H214V204H213ZM218 205H220V204H218ZM224 205H221V206L224 207ZM4 206H5V205H4ZM4 206H1V207H4ZM12 206H13V205H12ZM19 206H20V205H19ZM25 206H26V205H25ZM25 206H24V207H25ZM30 206H31V204H30ZM66 206H67V205H66ZM72 206H74V205H72ZM81 206L84 207L85 205L83 204V205H80V207H81ZM120 206H117V205H116L117 208L120 207ZM124 206H123V207H124ZM128 206H127V207H128ZM131 206H132V205H131ZM131 206H130V207H131ZM137 206H138V205H137ZM167 206H168V203H167ZM171 206H172V205H171ZM184 206H183V208H184ZM186 206H185V207H186ZM190 206H191V204H190ZM210 206H211V204H210ZM215 206H216V205H215ZM221 206H220V207H221ZM245 206H242V207H245ZM26 207H27V206H26ZM26 207H25V208H26ZM33 207H32V208H33ZM53 207H52V208H53ZM64 207H65V206H64ZM75 207H76V205H75ZM75 207H74V208H75ZM77 207H78V206H77ZM116 207H115V208H116ZM127 207H126V208H127ZM133 207L136 208L135 206H133ZM133 207H132V208H133ZM145 207H147V206H145ZM165 207H166V206H165ZM168 207H169V206H168ZM172 207H173V206H172ZM172 207H171V208H172ZM179 207H180V206H179ZM179 207H176V208L178 209ZM187 207H189V206H187ZM193 207H194V206H193ZM193 207L191 206V208H193ZM196 207H197V206H196ZM200 207H201V206H200ZM200 207H199V208H200ZM202 207H203V206H202ZM207 207H209V206H206V208H207ZM220 207H218V208H220ZM225 207H226V206H225ZM229 207H230V206H229ZM5 208H7V209L9 208V210H11V209H10L11 207H5ZM5 208H4V209H5ZM12 208H13V207H12ZM27 208L30 209V207H27ZM54 208H53V209H54ZM65 208H66V207H65ZM74 208H73V209H74ZM81 208H82V207H81ZM85 208H86V206H85L83 209H85ZM117 208H116V210H119V212H121L120 209H117ZM137 208H138V210H139L140 206H138ZM173 208H175V207H173ZM176 208H175L174 210H176ZM194 208H195V207H194ZM194 208H193V209H194ZM204 208H205V207H204ZM211 208H213V207H211ZM215 208H216V207H215ZM226 208H227V207H226ZM226 208H224V209H226ZM249 208H250V207H249ZM254 208H255V207H254ZM19 209L21 210V209H23V208L20 207V208H18L17 210H19ZM79 209H80V208H78L77 210H79ZM130 209H131V208H129L128 210H130ZM140 209H141V208H140ZM142 209H144V207H143ZM145 209H146V208H145ZM164 209H165V208H164ZM164 209H163V210H164ZM169 209H170V207H169ZM184 209H185V208H184ZM189 209H190V207H189ZM189 209H185V211H186V210L188 211ZM196 209H198V208H196ZM200 209H201V208H200ZM200 209H199V210H200ZM243 209H244V208H243ZM245 209H246V207H245ZM251 209H252V208H251ZM251 209H250V211H251ZM5 210H6V209H5ZM9 210H8L7 212H9ZM12 210H14V209H12ZM17 210H16V211H17ZM25 210H26V209H25ZM25 210H23V211H25ZM62 210H63V212H62ZM66 210H67V209H66ZM112 210H113V209H112ZM112 210H111V212H112ZM116 210H115V211H116ZM121 210H122V209H121ZM138 210L135 212V209H134L135 214L140 213V211H138ZM148 210H149V208H148ZM148 210H147V211H148ZM167 210H168V209H167ZM172 210H173V209H172ZM201 210H202V209H201ZM209 210H210V208H209ZM209 210L207 209V212H208ZM216 210L219 212L220 209H219V210L216 209ZM216 210H211V212L213 211V214H214V212H216ZM248 210H249V209H248ZM0 211L3 212L4 210H1V209H0ZM23 211H21V213H22ZM32 211H33V210H32ZM49 211H51V210H49ZM49 211H48V212H49ZM54 211H55V210H54ZM68 211H69V210H68ZM80 211H81V210H79L78 212H80ZM82 211H85V210H82ZM106 211H107V212H106ZM122 211H123V212H121V214L124 213V210H122ZM126 211H127V209H126ZM182 211H183V210H182ZM191 211H192V210H191ZM228 211L230 212L229 209H228ZM243 211H246V210H243ZM243 211H242V212H243ZM17 212L20 214L19 211H17ZM28 212H30V211H28ZM48 212H47V213H48ZM69 212L72 214V212H74V210H73V211L70 210ZM69 212H66V213H65L66 216H67V214H69ZM86 212H87V211H86ZM86 212H85V213H86ZM103 212H104V213L106 212L107 214L104 215ZM113 212H114V210H113ZM127 212H128V211H127ZM132 212H133V211H132ZM134 212H133V214H134ZM141 212H142V210H141ZM148 212H149V211H148ZM150 212H151V211H150ZM167 212H168V211H167ZM189 212H190V211H189ZM189 212H188V213H189ZM194 212H195V210H194ZM197 212H198V210H197ZM200 212H201V211H199V213H200ZM203 212H204L205 215L203 214ZM203 212H202V214H203L205 217H207V216H206V213H207V212H206V211H203ZM205 212H206V213H205ZM211 212H208L207 214H210ZM221 212H223V210H222ZM225 212H227V211L224 210V213H225ZM12 213H14V211H12ZM15 213H16V212H15ZM15 213H14V214H15ZM24 213H27V212H24ZM24 213H22V214L24 215ZM31 213H32V212H31ZM40 213H39V215H40ZM51 213H52V212H51ZM83 213H84V212H83ZM83 213H81V214L83 215ZM109 213H110V212H109ZM116 213H118V211H117ZM116 213H115V214H116ZM143 213H145V211H144ZM162 213H164V212H162ZM173 213H174V212H173ZM176 213H178V211H177ZM179 213H180V212H179ZM183 213H184V212H183ZM183 213H182V214H183ZM239 213H240V212H239ZM0 214L3 215L4 213H0ZM14 214H12V215H14ZM16 214H17V213H16ZM27 214H28V213H27ZM35 214H36V213H35ZM37 214H38V213H37ZM48 214H49V213H48ZM74 214H75V213H74ZM79 214H80V213H79ZM87 214H88V213H87ZM118 214H119V213H118ZM131 214H132V213H131ZM147 214H148V215H147V217H148V216H150L152 213H151V214L147 213ZM159 214H160V213H159ZM164 214H165V213H164ZM168 214H172V213H169V212H168ZM168 214H167V216H169ZM185 214H186V213H185ZM213 214H212V215H213ZM220 214H221V213H220ZM225 214H226V213H225ZM225 214H223V215H225ZM229 214H232V215H233V213H229ZM229 214H228V215H229ZM250 214H251V212H250ZM5 215H6V217H7V214H5ZM5 215H4V216H5ZM10 215H11V213H10ZM20 215H21V214H20ZM20 215H19V218H20ZM32 215H33V214H32ZM32 215L30 214V217H31ZM45 215H46V214H45ZM69 215H70V214H69ZM69 215H68V216H69ZM75 215H77V219H78V216H80L79 219L82 218V217L84 216V215H83V216L81 217V215H78L77 213H76ZM88 215H89V214H88ZM90 215H91V214H90ZM107 215H108V217H107ZM123 215H124V214H123ZM123 215H122V216H123ZM128 215L130 216L129 213H128ZM142 215H144V214H141V217H142ZM152 215H155V214H152ZM174 215H175V213H174ZM180 215H181V214H180ZM180 215H179V216H180ZM183 215H184V214H183ZM183 215H181V216H183ZM189 215H190V214H189ZM193 215H196V213L193 214ZM203 215H202V216H203ZM212 215H211V217H212ZM214 215L216 216V214H214ZM239 215H240V214H239ZM239 215H238V216H239ZM242 215H243V214H242ZM242 215H240L239 217H241ZM246 215H247V212H246ZM8 216H9V215H8ZM14 216H15V215H14ZM14 216H13V217H14ZM24 216H25V215H24ZM28 216H29V215H28ZM35 216H36V215H35ZM35 216H32V217H35ZM41 216H42V214H41ZM48 216H51V215H48ZM64 216H65V215H64ZM73 216H74V215H73ZM73 216H72V217H73ZM85 216H86V215H85ZM91 216H92V215H91ZM117 216H119V215H117ZM144 216H146V215H144ZM159 216H160V215H159ZM167 216H166V217H167ZM175 216H178V215L176 214ZM175 216H174V217H175ZM184 216L188 217L187 215H184ZM197 216H198V214H197ZM202 216H201V219L204 217V216H203V217H202ZM236 216H237V215H236ZM236 216H235V217H236ZM244 216H245V213H244ZM249 216H250V215H249ZM260 216H261V215H260ZM262 216H263V215H262ZM6 217H5V221L8 220V219L6 220ZM9 217H10V216H9ZM9 217H8V218H9ZM69 217H70V216H69ZM88 217H89V216H88ZM115 217H116V216H115ZM119 217H121V216H119ZM123 217H124V216H123ZM125 217H127L126 214H125ZM135 217H136V216H135ZM138 217H139V216H138ZM147 217H146V218H147ZM171 217H172V215H170V218H171ZM191 217H192V216H191ZM191 217H188V218L190 219ZM194 217H195V216H194ZM194 217H192V218H194ZM217 217H218V216H217ZM221 217H222V215H221ZM221 217H220V218H221ZM226 217H227V216H226ZM226 217H225V219H226ZM230 217H231V215H230ZM232 217H234V216H232ZM242 217H243V216H242ZM246 217H247V216H246ZM252 217H253V216H252ZM257 217H258V215H257ZM257 217H256V218H257ZM2 218H3V217H1V219H2ZM11 218H12V217H11ZM16 218H17V217H16ZM21 218L23 219L22 215H21ZM25 218H26V216H25ZM56 218H55V219H56ZM64 218H65V217H64ZM75 218H76V216H75ZM75 218H74L73 221H72L73 223L76 222ZM86 218H87V217H86ZM86 218H85V219H86ZM92 218H93V216H92ZM116 218H117V217H116ZM128 218H129V217H128ZM131 218H132V216H131ZM136 218H137V217H136ZM143 218L145 219V217H142V219H143ZM156 218H157V217H155V219H156ZM161 218H164V219H165V216H164V217H161ZM168 218H169V217H168ZM170 218H169V219H170ZM176 218L179 219L178 217H176ZM180 218H181V217H180ZM198 218H199V217H198ZM244 218H245V217H244ZM254 218H255V217H254ZM254 218H253V219H254ZM263 218H264V216H263ZM1 219H0V220H1ZM28 219H30V218H28ZM32 219H33V218H31L30 220H32ZM66 219H68V218H66ZM79 219H78V222L81 223L80 221H81L82 219H81L80 221H79ZM134 219H135V218H134ZM144 219H143V220H144ZM149 219H150V218H149ZM151 219H152V218H151ZM169 219H168V220H169ZM173 219H174V218H173ZM177 219H176V220H177ZM181 219H182V218H181ZM194 219H196V218H194ZM208 219H209V218H208ZM210 219H212V218H210ZM213 219H214V218H213ZM225 219H224V221H225ZM241 219H242V218H241ZM14 220H17V219H15V217H14ZM19 220H20V219H19ZM24 220H25V219H24ZM30 220H28V221H30ZM57 220H58V219H57ZM115 220H117V219H115ZM115 220H114V222H113L112 224H114V223L117 224V223H118V221H115ZM124 220H125V219H123V221H124ZM127 220H128V219H127ZM130 220L133 221V219H129L128 223H130ZM135 220H136V221H134L135 223L130 224V225H132V227H133L134 224H136V225H135L136 228L134 227V229H135V230L137 229V232H138V231H139V232H138L137 236H136V234H132V233H131V235H132V237H133V235L136 236V237H137L136 239L138 240V242L142 243V242L144 241V239H145L144 234H142V232L147 231V229L145 230V228H143V227H144L143 225H145V223H143V225H142V224L139 225V223H137V222L140 221L141 219H138V220L135 219ZM146 220L148 221V218H147ZM146 220H145V222H147ZM159 220H160V219H159ZM159 220H157V222H159ZM162 220H163V219H162ZM183 220H184V218H183ZM190 220H191V219H190ZM190 220H188L187 222H192V220H191V221H190ZM202 220H203V219H202ZM206 220H207V219H206ZM206 220H205V221H206ZM226 220H227V219H226ZM230 220H231V218H230ZM238 220H239V222H241L240 219H238ZM9 221H10V218H9ZM9 221H7V222H9ZM12 221H13V220H12ZM25 221H26V220H25ZM55 221H56V220H55ZM58 221H59V220H58ZM62 221H63V222H62ZM70 221H71V220H70ZM70 221H68V222H70ZM74 221H75V222H74ZM110 221H111V220H110ZM110 221H109V222H110ZM112 221H113V220H112ZM151 221H152V220H151ZM160 221H161V220H160ZM163 221H164V220H163ZM165 221L167 222L166 219H165ZM170 221L172 222V220H170ZM174 221H175V220H174ZM179 221H180V220H179ZM203 221H204V220H203ZM208 221H209V222H207V223L209 224L210 221H212V220H208ZM214 221H215V222H214V224H215L217 220L215 219ZM231 221H232V220H231ZM231 221H228V222H231ZM254 221H255V220H254ZM7 222H5V223H7ZM15 222H16V221H15ZM15 222H12V223L15 225L18 221H17L16 223H15ZM20 222H21V221H20ZM22 222H23V221H22ZM26 222H27V221H26ZM68 222L66 221L65 223H68ZM78 222H76V223L78 224ZM87 222H88V220H87ZM91 222H90V223H91ZM140 222H141V221H140ZM149 222H150V221H149ZM153 222H154V221H152V223H153ZM180 222H181V221H180ZM184 222H185V221H184ZM184 222H183V224L188 225L187 222H186V223H184ZM193 222H194V220H193ZM217 222H221V223H222V222H223V219L219 221V218H218V221H217ZM225 222H226V221H225ZM235 222H236V221H235ZM239 222H238V223H239ZM246 222H247V220H246ZM246 222H244V223H246ZM256 222H257V221H256ZM3 223H4V221H3ZM3 223H2V227H3ZM10 223H11V222H9V224H10ZM12 223H11V224H12ZM29 223H32V221L29 222ZM54 223L57 225L58 229L56 228V225H54ZM65 223H64V224H65ZM73 223H72V224H73ZM76 223H75L74 225H76ZM141 223H142V222H141ZM147 223H148V222H147ZM147 223H146V225L148 226ZM155 223H156V222H155ZM160 223H161V222H160ZM160 223H158V224H160ZM172 223H173V222H172ZM196 223H197V222H196ZM201 223H202V222H200V225H201ZM207 223H206V224H207ZM249 223H251V222H249ZM17 224H18V223H17ZM17 224H16V225H17ZM21 224H22V223H21ZM21 224H20V225H21ZM32 224H33V223H32ZM36 224H35V226H36ZM83 224H84V219H83L82 225H83ZM88 224H89V223H88ZM88 224L86 223V225H88ZM112 224H110V225H112ZM119 224H120V223H119ZM119 224H118L117 226H119ZM123 224H124V222H123ZM123 224H120V225H123ZM153 224H154V223H153ZM162 224H163V222H162ZM164 224H165V223H164ZM176 224H178V220L176 221ZM193 224H194V223H193ZM193 224H192V225H193ZM204 224H205V223H204ZM206 224H205V225H206ZM208 224H207V225H208ZM210 224H211V223H210ZM210 224H209V226H207V225L205 226V227H207V231H208V230L210 231V229H208V228H211ZM217 224H218V223H217ZM227 224H229V223H227ZM227 224H225V225H227ZM231 224H232V223H231ZM233 224H234V223H233ZM258 224H259V223H258ZM4 225H5V227H6V224H4ZM7 225H8V224H7ZM22 225H23V224H22ZM24 225H25V224H24ZM28 225H29V226H27V227H30V228H31V225H30V224H28ZM33 225H34V224H33ZM66 225H67V224H65V229H66ZM68 225L70 226V223H69ZM74 225H72V226H74ZM86 225H85V226H86ZM149 225H150V224H149ZM166 225L168 226V229H169V223L166 224ZM166 225H164V226H166ZM181 225H182V224H181ZM186 225H185V226H186ZM198 225H199V223H198ZM211 225H212V224H211ZM240 225H241V224H240ZM243 225H244V224H243ZM243 225H242V226H243ZM245 225H246V224H245ZM76 226H77V225H76ZM76 226H75V227H76ZM78 226H79V225H78ZM88 226L90 227V224H89ZM113 226H114V225H113ZM115 226H116V225H115ZM125 226H126V225L124 224V227H122V229L125 228ZM150 226H151V225H150ZM150 226H148V228H150ZM159 226H160V225H159ZM159 226H158V227H159ZM177 226H178V225H177ZM255 226H256V224H255ZM258 226H259V225H258ZM0 227H1V225H0ZM9 227H10V226H9ZM9 227H8V228H9ZM11 227H12V225H11ZM11 227H10V228H11ZM18 227H19V225H18ZM27 227H25V229H26ZM33 227H34V226H33ZM81 227H84V226H81ZM81 227H80V228H81ZM91 227H90V228H91ZM111 227H112V226H110V230H111ZM126 227H128V225H127ZM130 227H131V226H130ZM130 227H129V228H130ZM132 227H131V228H132ZM156 227H157V225H156ZM182 227H183V226H182ZM190 227H191V226H190ZM194 227H195V226H194ZM198 227H200V226H198ZM198 227H197V228H198ZM205 227H203V228L205 229ZM213 227H214V226H213ZM219 227H220V226H218V228H219ZM223 227H224V226H223ZM230 227H232V228L235 229L236 225H235V227H233V226H230ZM237 227H239V226H237ZM252 227H253V226H252ZM3 228H4V227H3ZM6 228H7V227H6ZM12 228H13V227H12ZM12 228H11V229H12ZM14 228H15V226H14ZM21 228H22L21 230L23 231V226H22ZM35 228H36V227H35ZM67 228H68V227H67ZM69 228H70V227H69ZM71 228H72V227H71ZM76 228H77V227H76ZM76 228H75V229H76ZM92 228H91L90 230H92ZM112 228H113V227H112ZM180 228H181V227H180ZM183 228H184V227H183ZM183 228H182L183 231L181 230L182 233H184V229H183ZM188 228H189V226H188ZM200 228H201V227H200ZM214 228H217V227H214ZM218 228H217V231H220L219 229H222V227H220L219 229H218ZM242 228H243V227H242ZM242 228H240V229H242ZM0 229H1V228H0ZM11 229H10V230H11ZM25 229H24V230H25ZM27 229H28V228H27ZM27 229H26V230H27ZM73 229H74V228H73ZM77 229H78V228H77ZM77 229H76V230H77ZM85 229H86V228H85ZM117 229H119V228L117 227ZM117 229H114V228H113L112 230H117ZM127 229H128V228H127ZM134 229H130V230L133 231ZM151 229H152V228H151ZM154 229H157V228H154ZM163 229H164V228H163ZM194 229H196V227H195ZM204 229H203V230H204ZM223 229H224V228H223ZM223 229H222V230H223ZM236 229L239 230V228H236ZM236 229H235V230H236ZM243 229H245V227H244ZM257 229H259V228H257ZM257 229H255L256 232H257ZM14 230H15V229H14ZM16 230H17V228H16ZM68 230H69V229H68ZM79 230H80V229H79ZM82 230H84V229H82ZM82 230H81V231H82ZM94 230L90 231V233H88L86 237H88V238H92V236L94 237V236H95V235H93ZM112 230H111V231H112ZM119 230H120V229H119ZM158 230L161 232V229L158 228ZM166 230H167V227H166ZM169 230H170V229H169ZM175 230H176V229H175ZM192 230H193V228L190 229V230H188V231L190 232V231H192ZM196 230H197V229H196ZM203 230H202V231H203ZM213 230H215V232H216V229H213ZM226 230H230V229H227V228H226ZM231 230H232V229H231ZM231 230H230V232H231ZM259 230H260V229H259ZM261 230H262V229H261ZM4 231H5V230H4ZM7 231H8V230H7ZM32 231H34V230H30L31 233H32ZM36 231H35V232H36ZM71 231H72V230H71ZM71 231H70V232H71ZM73 231H74V230H73ZM81 231H80V232H81ZM88 231H89V230H88ZM111 231H110V232H111ZM140 231H141V232H140ZM152 231H154V230L152 229ZM152 231H151V232H152ZM159 231H158V232H159ZM162 231L165 233V230H162ZM167 231H168V230H167ZM185 231H187V228H186ZM193 231H194V230H193ZM193 231H192V232H193ZM198 231H199V230H198ZM202 231L200 230V232H202ZM233 231H234V230H233ZM233 231H232V232H233ZM242 231L244 232L245 230H242ZM255 231H253V232H255ZM263 231H264V230H263ZM5 232H6V231H5ZM14 232H15V231H14ZM18 232H19V231H17L16 233H18ZM65 232H66V230H65ZM67 232H68V231H67ZM70 232H69V233H70ZM84 232H85V231H84ZM86 232H87V231H86ZM99 232H98V233H99ZM112 232H113V231H112ZM114 232H115V231H114ZM135 232H136V231H135ZM135 232H134V233H135ZM149 232H150V229H149L148 233H149ZM151 232H150V234H151ZM155 232H157V230H156ZM171 232H174V231H171ZM171 232H169V234H170ZM179 232H180V230H179ZM205 232H206V230H205ZM205 232H204V233H205ZM215 232L213 231V233H215ZM224 232H225V230H224ZM234 232H236V231H234ZM238 232H240V231H238ZM259 232H260V231H258V233H259ZM1 233H2V231L0 230V235H1ZM20 233H21V232H20ZM26 233H27V232H26ZM26 233H24V235H25ZM38 233H39V232H38ZM74 233H75V232H74ZM76 233H77V232H76ZM76 233H75V235H78V234H76ZM81 233H82V232H81ZM118 233L120 234L121 232H118ZM126 233H127V232H124V234H126ZM153 233H154V232H153ZM153 233H152V234H153ZM175 233H177V231H175ZM194 233H195V231H194ZM197 233H198V232H196V234H197ZM217 233H218V232H216V233H215V236H214V237H216V238H217V236H218ZM220 233H221V232H220ZM227 233H228V232H226V236H228ZM236 233H237V232H236ZM236 233H234V234L236 235ZM244 233H245V232H244ZM6 234H9V233L6 232ZM21 234L23 235V233H21ZM27 234H29V233H27ZM27 234H26V235H27ZM65 234H66V233H65ZM72 234H73V233H72ZM72 234H71V236H72ZM84 234H86V233H84ZM84 234H83V235H84ZM114 234H115V233H114ZM116 234H117V233H116ZM119 234H118V235H119ZM127 234H128V233H127ZM140 234H142V235L140 236ZM145 234H147V233H145ZM152 234H151V235H152ZM160 234L162 235L161 238L165 235V234H162V233H160ZM166 234H167V233H166ZM169 234H168V236H171L172 233H171L170 235H169ZM177 234H178V233H177ZM189 234H191V233H189ZM192 234H193V233H192ZM196 234H195V235H196ZM205 234H206V233H205ZM207 234H208V233H207ZM210 234H211V233H210ZM221 234H222V233H221ZM229 234H230V233H229ZM231 234H232V233H231ZM234 234H233V235H234ZM238 234H240V233H238ZM250 234H251V233H250ZM254 234H255V233H253V236H252V237H254ZM256 234H257V233H256ZM256 234H255V236H256ZM260 234H261V233H260ZM9 235H11V234H9ZM18 235H20V234H18ZM29 235H30V234H29ZM148 235H149V234H148ZM155 235H156V234H155ZM155 235L153 236V237H154V240H157L156 237H157L158 235H157L156 237H155ZM172 235H173V234H172ZM179 235H181V234H179ZM184 235H187V236H186V239H188V238H187V237H188V233H185ZM201 235H202V233H201ZM208 235H209V234H208ZM216 235H217V236H216ZM223 235H225V234H223ZM223 235H222L223 240H225V239H224L225 237H224ZM235 235H234V236H235ZM243 235H246V234H243ZM247 235H248V234H247ZM257 235H258V234H257ZM1 236H2V235H1ZM6 236H8V235H5V237H6ZM27 236H28V235H27ZM30 236H31V235H30ZM30 236H29V237H30ZM68 236H69V235H68ZM120 236H121V235H120ZM120 236H119V237H120ZM124 236H126V235H124ZM149 236H150V235H149ZM166 236H167V235H166ZM176 236H177V235H176ZM189 236H190V235H189ZM192 236H193V235H192ZM220 236H221V235H220ZM230 236H231V235H230ZM230 236H229V237H230ZM240 236H242V235L240 234ZM240 236H239V237H240ZM66 237H67V236H66ZM80 237H81V241H82V239H84V238H83L82 235H80ZM84 237H85V236H84ZM146 237H147V239H148V236H146ZM173 237H174V236H172V238H171L170 240H172ZM199 237H200V236H199ZM202 237H203V236H202ZM206 237H207V236H206ZM209 237H210V236H209ZM209 237H208V240H210ZM211 237H212V236H211ZM218 237H219V236H218ZM232 237H233V236H232ZM232 237H230V238H232ZM243 237H244V236H243ZM243 237H242V238H243ZM262 237H263V236H262ZM2 238H3V237H2ZM10 238H11V237H9V239H10ZM13 238H14V237H13ZM17 238H18V237H17ZM22 238H23V237H22ZM25 238H26V237H25ZM67 238H68V240H69V237H67ZM67 238H66V239H67ZM121 238H123V235H122ZM121 238H120V239H121ZM126 238H127V237H126ZM128 238H130V236H128ZM134 238H135V237H134ZM134 238H133V241H134ZM149 238H151V237H149ZM157 238H159V237H157ZM168 238H169V237H168ZM180 238H181V237H180ZM189 238H190V237H189ZM200 238H201V237H200ZM203 238H205V237H203ZM216 238H215V239H216ZM233 238H236V237H233ZM257 238H258V236H257ZM257 238H256V239H257ZM0 239H1V238H0ZM30 239H31V238H30ZM93 239H94V238H92V241H94ZM102 239H103V240H102ZM131 239H132V238H131ZM131 239H130V240H131ZM164 239H165V237H164ZM164 239H163V240H164ZM174 239H175V237H174ZM183 239H184V238H183ZM194 239H195V238H194ZM196 239H198V238H196ZM196 239H195V240H196ZM206 239H207V238H206ZM219 239H220V237H219ZM228 239H229V238H228ZM236 239H237V238H236ZM245 239H246V238H245ZM252 239H253V238H252ZM254 239H255V238H254ZM254 239H253V240H254ZM258 239L260 240V238H258ZM2 240H3V239H2ZM4 240L7 241L6 238H4ZM10 240H11V239H10ZM13 240H14V239H13ZM13 240H12V241H13ZM17 240H18V239H17ZM17 240H16V241H17ZM20 240H21V239H20ZM26 240H27V238H26ZM28 240H29V238H28ZM28 240H27V241H28ZM85 240L87 241V239H85ZM90 240H91V239H90ZM100 240H101V241H100ZM124 240H125V238H124ZM127 240H128V239H127ZM127 240H126V241H127ZM130 240H128V241H130ZM137 240H136V241H137ZM149 240H150V239H149ZM149 240H145V242L147 241L146 243H148ZM151 240H152V239H151ZM159 240H160V239H159ZM163 240H160V241L162 242ZM165 240H166V239H165ZM167 240H168V239H167ZM167 240H166V241H167ZM177 240H178V238H177ZM177 240H176V241L174 240V241H175V242H178ZM179 240H180V239H179ZM195 240H194V241H195ZM211 240H214V238H212ZM216 240H217V239H216ZM221 240H222V239H221ZM221 240H218V241H221ZM233 240H234V239H233ZM241 240H242V239H241ZM253 240H252V242H253ZM263 240H264V239H263ZM23 241H25V240H23ZM23 241H22V242H23ZM71 241L74 242L72 239H71ZM86 241H84V242H86ZM120 241H121V240H120ZM172 241H173V240H172ZM172 241H171V243H172ZM190 241L192 242V239H191ZM218 241H216V242H214V243H217ZM226 241H227V240H226ZM226 241H225V242H226ZM237 241H238V240H237ZM239 241H240V239H239ZM248 241H249V240H248ZM260 241H261V240H260ZM22 242H20L19 244H17V243H15V244H17V245H21ZM25 242H26V241H25ZM79 242H80V241H79ZM100 242H101V243H100ZM103 242H105L104 247H105V248H106V247L109 248V249L107 248V249H108V252H107V249H106V250L104 249V247H103V245H102ZM122 242H123V241H121V242H119V243H122ZM130 242H132V241H130ZM145 242H144V243H145ZM157 242H158V240H157ZM157 242L154 241V243H153L152 245H154L155 243L157 244ZM161 242H160V245H161ZM179 242H180V241H179ZM188 242H189V241H188ZM196 242H197V241H195V243H196ZM200 242H202V240H200ZM204 242H205V241H204ZM242 242H243V241H242ZM255 242H258V241L255 240V241H254V244H256ZM1 243H2V245H5V244H3V241H2ZM4 243H7V242H4ZM8 243H9V242H8ZM27 243H29V241H28ZM66 243H69V241L66 242ZM66 243H65V244H66ZM77 243H78V242H77ZM119 243H118V244H119ZM125 243H126V242H125ZM134 243H135V242H134ZM144 243H143V244H144ZM149 243H150V242H149ZM149 243H148V245H149ZM151 243H152V241H151ZM163 243H164V242H163ZM163 243H162V244H163ZM171 243H170V244H171ZM181 243L184 244V242H182V241H181ZM193 243H194V242H193ZM193 243H192V244H193ZM195 243H194V244H195ZM198 243H199V240H198L197 244H198ZM232 243H233V242H232ZM235 243H236V240H235ZM237 243H239V242H237ZM259 243H260V242H259ZM13 244H14V243H13ZM24 244H26V243L23 242V245H24ZM69 244H70V243H69ZM71 244H72V243H71ZM86 244H87V243H86ZM88 244H90L89 241H88ZM88 244H87V246H88ZM118 244H116V245H118ZM131 244H132V246L134 245L133 243H131ZM135 244H136V243H135ZM137 244H139V243H137ZM143 244H142V245H143ZM167 244H168V242L166 243V245H167ZM174 244H175V247L177 248L176 243H174ZM186 244H187V243H186ZM192 244H191V245H192ZM204 244H207V242L204 243ZM204 244H203V245H204ZM209 244H210V242H209ZM211 244H212V243H211ZM219 244H220V242H219ZM221 244H222V245H225V243L223 244V242H222ZM226 244H227V243H226ZM230 244H231V243H230ZM252 244H253V243H252ZM257 244H258V243H257ZM7 245H10V244H7ZM105 245H106V246H105ZM107 245H108V246H107ZM124 245H125V244H124ZM145 245H146V244H145ZM148 245H146V246H148ZM166 245H164V244H163V246L161 245V246H162V252H163V247L166 246ZM178 245H182V244H179V243H178ZM184 245H185V244H184ZM188 245H189V244H188ZM201 245H202V244H201ZM227 245H229V240H228V244H227ZM239 245H240V244H239ZM258 245H259V247H258ZM258 245H255V247H256V246L258 247V250H259L260 248H262V246H264L263 244H262V245H261V244H258ZM10 246L12 247V245H10ZM21 246H22V245H21ZM67 246H68V245H67ZM72 246H74V245L72 244ZM81 246H82V245H81ZM81 246H80V248H81ZM91 246H92V245H90V247H91ZM96 246H95V247H96ZM120 246L123 247V248L126 247V246H122L121 244H120ZM134 246H138V245H134ZM149 246H150V245H149ZM161 246L159 247V245H158L157 248L160 249ZM182 246H183V245H182ZM194 246H195V245H194ZM198 246H199V245H198ZM198 246H195V247H198ZM204 246H205V245H204ZM211 246H213V245H211ZM215 246H217V245H215ZM218 246H219V245H218ZM218 246H217V248H218ZM229 246H230V245H229ZM260 246H261V247H260ZM0 247H1V246H0ZM2 247H3V246H2ZM2 247H1V248H2ZM6 247H8V246H6ZM6 247H4V248H6ZM15 247H16V246H15ZM15 247H14V248H15ZM17 247H18V246H17ZM17 247H16V251H17ZM76 247H77V246H76ZM78 247H79V246H78ZM93 247H94V246H92L91 251L95 249V248L93 249ZM121 247H119V249H120ZM129 247H130V246H129ZM138 247H139V246H138ZM140 247H141V246H140ZM151 247H153V246H150V248H151ZM167 247H170V246H167ZM167 247H166V248H167ZM178 247H179V246H178ZM180 247H181V246H180ZM180 247H179V248H180ZM189 247H190V246H189ZM205 247H206V248H204V247L202 246L203 249H208V247H209L208 244H207V246H205ZM246 247H247V246H246ZM253 247H254V245H253ZM23 248H22V249H23ZM96 248H97V247H96ZM98 248H99V247H98ZM130 248H131V247H130ZM142 248L144 249L145 246H142ZM150 248L148 247V249H150ZM154 248H155V247H154ZM157 248H156V249H157ZM164 248H165V247H164ZM172 248H174V247H172ZM179 248H178V250H179ZM182 248H183V247H182ZM182 248H180V249H182ZM184 248H185V247H184ZM186 248H188V247H186ZM192 248H193V247H192ZM202 248H200V249H202ZM211 248H212V247H211ZM211 248H210V249H211ZM217 248L215 247V249H217ZM221 248H222V247H221ZM221 248H220V249H221ZM244 248H245V246H244ZM9 249H10V248H9ZM12 249H13V247H12ZM18 249H20V248H18ZM74 249H75V248H74ZM78 249H79V248H78ZM87 249H90V248H87ZM127 249H128V248H127ZM127 249H126V250H127ZM132 249H133V248H132ZM134 249H136V248H134ZM140 249H141V248H140ZM151 249L153 250V248H151ZM167 249H170V248H167ZM167 249H166V250H167ZM193 249H194V248H193ZM197 249H199V248H197ZM203 249H202V250H203ZM212 249H213V248H212ZM224 249H225V248H224ZM254 249H255V248H254ZM75 250H76V249H75ZM83 250H84V248H83ZM95 250H96V249H95ZM124 250H125V249H124ZM124 250H122V251L125 252ZM145 250H146V249H145ZM172 250H173V249H171V250H169V251H166V253L168 252L167 254H169V252L172 251ZM174 250H175V249H174ZM176 250H177V249H176ZM190 250H191V249H190ZM202 250H200V251H202ZM239 250H240V249H239ZM249 250H250V249H249ZM255 250H256V249H255ZM258 250H257V251H258ZM262 250H263V249H262ZM0 251H1V250H0ZM5 251H6V252L8 251V253H9V250H5V249H4V251H2V252H5ZM14 251H15V250H14ZM134 251H135V250H134ZM136 251H137V249H136ZM138 251H139V248H138ZM138 251H137V253H138ZM141 251H142V250H141ZM141 251H140V252H141ZM149 251H151V250H149ZM149 251H148V252H149ZM153 251H154V250H153ZM158 251H159V250H157V251L155 250V252H158ZM160 251H161V249H160ZM160 251H159V252H160ZM182 251H183V250H182ZM184 251H186V250L184 249ZM184 251H183V253H184ZM187 251L189 252V250H187ZM192 251H193V250H192ZM195 251H196V250H194L193 253H194ZM200 251H199V252H200ZM214 251L216 252V250H214ZM219 251H220V250H219ZM219 251H218L216 254H218V255L223 254V252H221V251H220L221 253L219 254ZM223 251H225V250H223ZM228 251H229V249H228ZM241 251L243 252L242 248H241ZM259 251L261 252V249H260ZM2 252H1V253H2ZM18 252H19V251H18ZM84 252H85V250H84ZM123 252H122V253H123ZM128 252H131V250H130V251L128 250ZM140 252H139V253H140ZM143 252H144V250H143ZM145 252H146V251H145ZM155 252H154L153 254H155ZM162 252H161V253H162ZM174 252L177 253L176 251H173V253H174ZM179 252H180V251H179ZM179 252H178V253H179ZM196 252H198V251H196ZM199 252H198V254H199ZM204 252H205V251H204ZM204 252H203V253H204ZM207 252H208V251H207ZM212 252H213V250H212ZM226 252H227V249H226ZM226 252H225V253H226ZM229 252H230V251H229ZM234 252H236V251H234ZM244 252H246V251H244ZM262 252H263V251H262ZM8 253H7V254H8ZM15 253H17V252H15ZM22 253H23V252H22ZM22 253H21V254H22ZM87 253H88V252H87ZM94 253H95V252H94ZM126 253H127V252L123 253L125 258L127 257V255L125 256ZM137 253H136V254H137ZM149 253H150V252H149ZM151 253H152V252H151ZM164 253H165V252H164ZM164 253H163V255H164ZM173 253L171 254L170 257H172ZM178 253H177V254H178ZM183 253H182V256H183ZM185 253H187V252H185ZM200 253L202 254V252H200ZM213 253H214V252H213ZM257 253H258V252H257ZM2 254H3V253H2ZM7 254L5 253V255H7ZM127 254H128V253H127ZM134 254H135V253H134ZM142 254H143V253H142ZM159 254H160V253H159ZM179 254H180V253H179ZM205 254H208V255H205V256H207V257L210 255L209 253H205ZM214 254H215V253H214ZM214 254H213V255H214ZM227 254H228V253H227ZM241 254H242V253H241ZM247 254H248V253H247ZM5 255H3V256H5ZM14 255H15V254H14ZM22 255H24V254H22ZM137 255H138V254H137ZM137 255H135V256H136L135 258H137ZM145 255H146V254H145ZM149 255L151 256L152 254H149ZM169 255H170V254H169ZM187 255H188V253L186 254V256H187ZM189 255H190V254H189ZM191 255H194V254L191 253ZM199 255H200V254H199ZM199 255H196V258H197V256H199ZM202 255H203V254H202ZM218 255H215V257L218 256ZM223 255H225V254H223ZM223 255H222L221 257L224 258ZM236 255L239 256L238 254H236ZM242 255H244V254H242ZM250 255H251V254H250ZM263 255H264V254H263ZM263 255H262V256H263ZM9 256H11V255H9ZM12 256H13V255H12ZM27 256H25V257H27ZM155 256H157V255H155ZM158 256H159V255H158ZM160 256H162V255H160ZM160 256H159V257H160ZM164 256H165V255H164ZM164 256H163V257H164ZM167 256H168V255H167ZM177 256H178V255H177ZM177 256H176V259H177ZM180 256H181V254H180ZM186 256H185V254H184V257H183V258H185ZM231 256H232V255H231ZM0 257H2V256L0 255ZM129 257H130V256H129ZM131 257L133 258V255H132ZM141 257H143V255L140 256V257H138V259H141ZM159 257H158V259H157L158 261H159ZM165 257H166V256H165ZM173 257H174V256H173ZM178 257H179V256H178ZM199 257H200V256H199ZM203 257H204V255H203ZM218 257H219V256H218ZM218 257H216V258H218ZM227 257H229V256L225 255V258H227ZM240 257H241V256H240ZM243 257H244V256H243ZM245 257H246V256H245ZM4 258H5V257H4ZM125 258H124V259H125ZM135 258H134V259H135ZM144 258H145V256H144ZM146 258H147V257H146ZM148 258H150V257H148ZM148 258H147V259H148ZM155 258H156V257H155ZM166 258H167V257H166ZM168 258H169V257H168ZM179 258L181 259V257H179ZM183 258H182V259H183ZM190 258H191V257H190ZM196 258H195V259H196ZM201 258H202V257H201ZM201 258H199V259L197 258V259L200 260ZM208 258L210 259V257H208ZM211 258H212V257H211ZM216 258H214L213 261H215ZM256 258H259V259H260L261 257L258 256V257H256ZM0 259H1V258H0ZM6 259H7V258H6ZM8 259H9V258H8ZM26 259H27V258H26ZM26 259H25V260H26ZM128 259H129V258H128ZM147 259H146V260H147ZM160 259H161V258H160ZM180 259H178V260L180 261ZM182 259H181V261H182ZM186 259H187V258H186ZM192 259H193V257H192ZM202 259H205V258H202ZM220 259H221V258H220ZM237 259H238V257H237ZM244 259H245V258H244ZM259 259H258V260H259ZM261 259H263V257H262ZM261 259H260V260H261ZM2 260H3V259H2ZM4 260H5V259H4ZM4 260H3V261H4ZM136 260H137V259H136ZM146 260L144 259L143 261H146ZM153 260H154V259H153ZM162 260H164V259H162ZM166 260H167V259H166ZM172 260H174V259H172ZM172 260H171V261H172ZM184 260H185V259H184ZM189 260H191V259H189ZM206 260H207V259H206ZM223 260H225V259H223ZM231 260H233V258H232ZM231 260H230V261H231ZM239 260H240V259H239ZM258 260H257V261H258ZM3 261H1L0 263H2ZM12 261H13V260H12ZM122 261H123V259H122ZM126 261H129V260H127V258H126ZM130 261L132 262V261H135V260H133V259L131 260V258H130ZM130 261H129V262H130ZM140 261H141V260H140ZM149 261L151 262V260H149ZM149 261H148V263H149ZM171 261H169V263H170ZM185 261H186V260H185ZM195 261H196V260H195ZM203 261H204V260H201V262L204 264ZM207 261H208V260H207ZM233 261H234V260H233ZM240 261H242V259H241ZM240 261H239V262H240ZM262 261H263V260H262ZM262 261H261V262H262ZM6 262L10 264L9 261L6 260ZM21 262H22V260H21ZM119 262H120V263H119ZM129 262H128V263H129ZM138 262H139V260H138ZM152 262L155 263V260L152 261ZM161 262H163V261H161ZM164 262H166V261H164ZM199 262H200V261H199ZM227 262H228V261H227ZM235 262H238V261L236 260ZM235 262H234V263H235ZM244 262H245V261H244ZM258 262H259V261H258ZM3 263H4V262H3ZM128 263H127V264H128ZM148 263L146 262V264H148ZM172 263H174V262L172 261ZM172 263H170V264H172ZM184 263H185V262H183V264H184ZM186 263H187V262H186ZM186 263H185V264H186ZM189 263H190V262H189ZM189 263H188V264H189ZM206 263H207V262H206ZM209 263H210V262H209ZM216 263H218V262H216ZM222 263H223V261H221V264H222ZM256 263H257V262H256ZM256 263H254V264H256ZM12 264H13V263H12ZM20 264H21V263H20ZM123 264H125V262H123ZM151 264H152V263H151ZM158 264H159V263H158ZM163 264H165V263H163ZM167 264H168V263H167ZM174 264H176V263H174ZM177 264H180V263H177ZM190 264H191V263H190ZM197 264H198V262H197ZM207 264H208V263H207ZM212 264H213V263H212ZM224 264H227V263H226V260H225V263H224ZM228 264H229V263H228ZM242 264H245V263L242 262ZM260 264H262V263H260ZM263 264H264V261H263Z\"/></svg>", "mask_w": 264, "mask_h": 264}]
</instances>
